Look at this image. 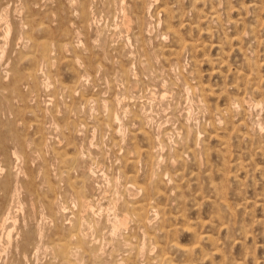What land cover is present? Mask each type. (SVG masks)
<instances>
[{
    "label": "bare ground",
    "instance_id": "obj_1",
    "mask_svg": "<svg viewBox=\"0 0 264 264\" xmlns=\"http://www.w3.org/2000/svg\"><path fill=\"white\" fill-rule=\"evenodd\" d=\"M94 0H0V264H42L43 262H41V255L43 254L44 256H45V254L46 253H48L49 255H51V260L49 259V258H47V259H49V261L47 260L46 261V259L45 260H43V261H46V262H48L47 264H99V262L97 263V258H98V255L100 254V252L98 253V246L99 245H97L96 247L93 245V243L94 242H92L93 241V238H92V236H91V233L89 232V231H87V229H90L91 228V226L94 224L95 225V223H97V222H99V221H97L94 217H95V213H96V215H98V213H100V212H97V210H98V208H96L95 209V203H96V201H95V203H94V199L96 200L97 198H94L93 199V193H94V195L95 194H98V193H95V191L92 193L91 191H90V189L92 190V181H91V177L93 178L94 176H95V173L97 172L96 170H95V167H98L97 165H94V163H91L90 161V159H89V156H88V159H89V163L87 162V161H84V160H82L83 158L81 157L83 154V152H82V150H81V152H79V150H80V148H81V146H79L80 148L79 149H77L76 148V146H75V143L72 141V140H70V138L71 139H74V136L76 135V133L78 132V131H80L79 129H81L82 128V126L80 125L81 123H80V121H82V120H80L79 122H77L76 121V115H75V113H73V112H75V110L76 109H78V107H80L81 105H80V103L81 104H84V106H86L87 105V101L89 100L90 101V99H92L91 97L92 96H90V98H87L84 94H83V96L85 97V98H80V101H79V104L76 106V107H73V105H72V107H70V103H69V101L67 102V104H68V106H67V104L65 105L64 103H66V102H60V100H62V99H60L59 100V102H56V107H58V105H60L61 104V108H62V110H61V108H60V110H61V113H60V111H58L59 110V107H58V109H55V106H54V109H53V106H49V105H51L50 104V102L52 103V99H53V97H54V95L56 94H54L53 95V92H51L52 94L50 95L51 97H52V99H48V98H46L45 100H43L42 102H36L35 100H38V98L40 99V96L41 95H43L42 93H44V91H47L48 89H46L47 87H49V84H51L52 82L53 83H55L56 84V79H53L51 76H49V75H52L53 74V72H54V76H56L55 75V71H53L51 74H50V71H52L51 69H50V71H49V69L47 68L48 67V65L49 64H51L52 62L51 61H53L54 59H56V60H58L61 64L63 63V64H67V63H70L71 62V59H70V57L72 56V57H74V59L78 62L79 61V55L78 54H80V53H82L84 56H85V61H82L81 59V61L82 62H80L81 63V66H84V70H83V74H81V75H77L76 77H77V79H75V77L73 78V73H72V71L70 72L69 70L70 69H72L71 67H72V64H68L69 65V67H70V69L68 70V69H66V70H68L69 71V73H72V79L71 80H73V79H75L76 80V85H78V87H79V85H83L85 82L87 83V77L89 76V74H88V72L86 71V69H92L95 65L96 66H99V63L97 62V64L94 62V61H96V59L93 61L92 60V58H91V50H90V48L92 47L93 48V46H92V44H91V42H89V44H88V46H90V44H91V46H90V48H87V47H84L83 45H82V42L80 41V40H73V34L75 35V36H78V35H76V34H81V33H84L85 32V30L86 29H88V28H86V25H87V23H89L90 21H94V15L92 14L93 12H92V10H91V7L92 6H90V5H92V2H93ZM101 1V0H100ZM126 1V0H125ZM135 1V0H134ZM159 1V0H158ZM165 1V0H164ZM175 1H177V0H175ZM186 1V0H185ZM184 1V2H185ZM188 2H189V0H187ZM186 1V2H187ZM195 1V0H194ZM198 1V0H197ZM196 1V2H197ZM203 1V0H202ZM217 2H218V0H216ZM223 1V0H222ZM227 1V0H226ZM228 1H230V0H228ZM231 1H233V0H231ZM234 1H236V6H237V0H234ZM241 1V0H240ZM243 1H245V0H243ZM250 1H252V0H249V2ZM254 1V0H253ZM258 1V0H257ZM98 2V1H97ZM104 2H105V4H106V6H107V8H108V10H107V12H109V8H110V6H108V5H114V7H115V5L117 6V8L119 9V11H120V13H121V17H122V20H121V24H122V26L123 27H125L126 29L129 27V25H130V22H133L135 25H136V28H137V31L135 30L134 32H137V34L135 35V40H133V41H136V39L139 37V35H141L143 32H144V30H146L147 32H149V29H150V26H151V21H149L150 19L148 18H146V16L148 15L149 16V14H150V10L149 9H152L151 8V6L153 5L154 6V4H155V2H157V0H136V2L134 3V5H135V7H137L136 6V4L139 6V7H137V8H139L140 9V11H138L139 13H142L143 12V14H145V11H147V10H149L148 12V14L146 15V16H143L142 15V17L139 15H135L134 14V16L132 15L131 17L129 16V13L130 12H132V11H130V12H128L129 10L127 9V5H124V0H104ZM161 2V0L159 1V3ZM169 2V1H168ZM172 2H174V1H172ZM178 2V1H177ZM193 2V1H192ZM191 2V0H190V2L189 3H192ZM196 2H195V4H196ZM201 2V1H200ZM206 2H208V1H206ZM205 2V3H206ZM213 2V1H212ZM211 2V0H210V3H212ZM224 2V1H223ZM259 3H260V1H258ZM100 3V2H99ZM102 3V2H101ZM100 3V4H101ZM154 3V4H153ZM167 3V2H166ZM189 3H187V4H189ZM235 3V2H234ZM243 3V2H242ZM97 4V3H96ZM126 4V3H125ZM128 4V3H127ZM183 4V3H182ZM181 4V5H182ZM202 4V3H201ZM200 4V5H201ZM208 4V3H207ZM216 6H217V3H214ZM230 4V3H229ZM239 4H241L240 2H239ZM238 4V5H239ZM247 4H248V2H247ZM251 3H249V5H250ZM255 4H256V1H255ZM262 4H264V3H262ZM94 5V4H93ZM98 5V4H97ZM164 5V2L162 3V5L160 4V6H159V8H160V10H161V12L163 11L165 14V16H166V14H168L167 13V7L166 6H168V5H166V6H164V7H162ZM172 5V4H171ZM170 5V6H171ZM175 5H176V2H175ZM178 5L180 6V3H178L177 4V7H178ZM191 5V4H190ZM189 5V6H190ZM197 5H199V3H197ZM232 5V4H231ZM235 5V4H234ZM252 5V4H251ZM251 5L250 6H247V8L249 7H251ZM254 5V4H253ZM252 5V6H253ZM259 5V4H258ZM48 6H54L57 10H58V12H61V20H60V22H59V24H57V26L55 27V28H51V27H53V26H51L52 25V23L50 24V23H47L46 22V19H47V16H48V13L51 11L50 9V7H48ZM99 6V5H98ZM102 6V5H101ZM106 6H105V8H106ZM130 6H131V4H130ZM129 6V7H130ZM152 6V7H153ZM157 6V8H158V5H156ZM155 6V7H156ZM196 6V5H195ZM202 6H203V4H202ZM205 6V5H204ZM213 4L212 5H210V7H212L213 8ZM221 6H222V3H221ZM224 6H225V2H224ZM227 6V5H226ZM239 6H241V5H239ZM243 6V5H242ZM241 6V7H242ZM245 6V5H244ZM263 6V5H262ZM262 6H261V8H262ZM95 7H97V6H95ZM100 7V6H99ZM131 7H133V6H131ZM162 7V8H161ZM181 7H183V5L181 6ZM180 7V8H181ZM194 6H192L191 8H193ZM209 7V6H208ZM223 7V6H222ZM222 7H220V8H222ZM234 7V6H233ZM232 7V8H233ZM241 7L239 8L240 10H241ZM246 7V6H245ZM264 7V6H263ZM92 8H94V6L92 7ZM112 8H113V6H112ZM116 8V7H115ZM170 8H174L173 6H171V7H169V10H170ZM176 8V7H175ZM185 8V7H184ZM183 8V9H184ZM186 8H187V6H186ZM189 8V7H188ZM187 8V9H188ZM198 9H199V7H197ZM197 8H195L196 10H197ZM205 8H206V6H205ZM218 8V7H217ZM226 8V7H225ZM228 8H229V6H228ZM228 8H227V10H228ZM237 8V7H236ZM253 8V7H252ZM258 8V7H257ZM261 8L259 9L258 8V10L260 11L261 10ZM95 9V8H94ZM93 9V10H94ZM98 9V8H97ZM138 9V10H139ZM177 9V8H176ZM178 9H179V7H178ZM177 9V10H178ZM182 9V8H181ZM181 9H180V12H181ZM194 9V8H193ZM195 9L193 10V11H195ZM204 9V8H203ZM203 9H200L201 11L203 10ZM207 9H211V8H207ZM207 9H206V12H207ZM244 9V8H243ZM242 9V10H243ZM255 9H256V7H255ZM254 8H253V10H255ZM54 10V9H53ZM153 10H155V8H153ZM158 9H156V11H157ZM159 10V11H160ZM186 10V9H185ZM184 10V11H185ZM189 10V9H188ZM212 10V9H211ZM219 11H220V9H218ZM246 10V9H245ZM244 10V11H245ZM257 10V11H258ZM264 10V9H263ZM99 12H100V9L98 10ZM103 11V10H102ZM105 11V10H104ZM111 11V10H110ZM113 11V10H112ZM135 11V10H134ZM152 11V10H151ZM184 11H183V13H184ZM187 11V10H186ZM192 11V10H191ZM198 11V10H197ZM200 11V12H201ZM209 12H210V10H208ZM222 12H224L223 10H221ZM237 11H239L238 10V8L236 9V12ZM244 11H243V13H244ZM249 11V10H248ZM250 11H251V9H250ZM257 11H254L255 13L257 12ZM53 12V11H52ZM57 12V11H56ZM95 12H96V9H95ZM98 12V13H99ZM118 12V11H117ZM136 12H137V9H136ZM135 12V13H136ZM153 12V11H152ZM170 12H172V11H170ZM173 12H175V11H173ZM179 12V13H180ZM187 12H189V11H187ZM205 12V11H204ZM213 12H214V14L216 13L215 11H214V8H213ZM231 12H233V11H231ZM240 12V11H239ZM246 12V11H245ZM264 12V11H263ZM54 13H55V10H54ZM104 13V12H103ZM134 13V12H133ZM157 13V12H156ZM160 13V12H159ZM194 13V12H193ZM192 13V14H193ZM199 13V12H198ZM201 13H203V12H201ZM219 13V12H218ZM242 13V12H241ZM242 13V14H243ZM250 13V12H249ZM252 13V12H251ZM250 13V14H251ZM261 13H262V11H261ZM260 13V14H261ZM50 14V13H49ZM107 14V13H106ZM105 14V15H106ZM109 14V13H108ZM110 14H112V12L110 13ZM153 14V13H152ZM155 14V13H154ZM174 14V13H173ZM190 14H191V12H190ZM192 14H191V17H193L192 16ZM206 14V13H205ZM217 14V13H216ZM215 14V15H216ZM223 14V13H222ZM225 14H227V13H225ZM230 14V13H229ZM235 14H237V13H235ZM239 15H242V14H240V13H238ZM238 14H237V16H238ZM254 14V13H253ZM58 15V14H57ZM71 15H73V18H72V20L73 21H76V25L75 26H73L72 24H74V22L73 23H71V18H70V16ZM116 15H117V13H116ZM131 15V14H130ZM155 15H157V14H155ZM170 15H172V14H170ZM194 15V14H193ZM198 15V14H197ZM196 15V16H197ZM215 15H213V16H210L211 17V19L212 18H214V20L215 19H217V15L215 16ZM51 16H52V13H51ZM51 16H49L48 18H50ZM74 16H75V20H74ZM115 16V15H114ZM153 16V15H152ZM151 15H150V17H152ZM160 15H158L157 17H159ZM165 16H163L164 18H165ZM169 16V15H168ZM173 16V15H172ZM174 16H176V14L174 15ZM173 16V17H174ZM181 16V15H180ZM179 16V17H180ZM186 16H187V13H186ZM186 16H184V17H186ZM196 16H194V17H196ZM201 16V15H200ZM202 16H203V14H202ZM219 16H220V14H219ZM223 16H224V14H223ZM227 16V15H226ZM244 16V15H243ZM258 16H259V14H258ZM258 16H256V19H257V17ZM262 16V15H261ZM60 17V16H59ZM77 17V18H76ZM93 17V18H92ZM111 17H112V15H111ZM133 17V18H132ZM182 17V16H181ZM205 17H207V16H205ZM229 17V16H228ZM231 17H232V15H231ZM249 17V16H248ZM253 17L255 18V16H253L252 15V19H253ZM52 18V17H51ZM154 18V17H153ZM156 18V17H155ZM161 18V17H160ZM167 19H168V17H166ZM170 18V17H169ZM172 18V17H171ZM183 18V17H182ZM189 18V17H188ZM202 18V17H201ZM219 18V17H218ZM222 18V17H221ZM225 18V17H224ZM227 18V17H226ZM230 18V17H229ZM259 18V17H258ZM157 19H159V18H157ZM175 18H173V20H174ZM177 19V18H176ZM181 19V18H180ZM184 19V18H183ZM183 19H181V20H183ZM191 19V18H190ZM189 19V20H190ZM194 20L193 21H195V18H193ZM199 19V18H198ZM204 19H206V18H204ZM204 19H203V21H204ZM209 19V18H208ZM232 19H234V17L232 18ZM243 19H244V17H243ZM242 19V17H241V19H237V21L238 20H240V23H238V22H236L237 23V26H238V24H242V26H243V23H241V22H243V21H241V20H243ZM262 19H263V17H262ZM261 19V20H262ZM48 20V19H47ZM53 20V19H52ZM165 20V19H164ZM164 20H162V21H164ZM168 20H170V19H168ZM168 20H167V22H168ZM192 20V19H191ZM218 20H222V19H218ZM231 20V19H230ZM229 20V21H230ZM235 20V19H234ZM247 20V19H246ZM251 20V19H250ZM49 21H50V19H49ZM54 21H55V19H54ZM59 21V20H58ZM57 21V22H58ZM157 21V20H156ZM160 21H161V19H160ZM158 22V23H161V22ZM175 21V20H174ZM179 20L177 19V21H175V22H178ZM185 21H187V20H185ZM192 21V22H193ZM198 21H200V20H198ZM212 21V20H211ZM220 21L218 22V24L220 25L221 23H220ZM226 21V20H225ZM225 21H223L222 20V22H224L225 23ZM228 21V20H227ZM229 21H228V23H229ZM233 21V20H232ZM249 21V20H248ZM258 21V20H257ZM154 22V21H153ZM192 22H190V23H192ZM205 22V21H204ZM209 22H210V20H209ZM215 22V21H214ZM251 22V21H250ZM100 23V26H102L101 25V22H99ZM103 23H104V21H103ZM163 23V22H162ZM161 23V24H162ZM178 23H180V21L178 22ZM178 23H173V24H175V26H177L176 24H178ZM186 23V22H185ZM207 23V22H206ZM205 23V24H206ZM217 23V22H216ZM216 23H214V24H216ZM233 23H234V21L232 22V25H233ZM247 23V22H246ZM253 23V22H252ZM255 23H256V21H255ZM261 23V22H260ZM56 24V23H55ZM96 24H98V23H96ZM109 24V23H108ZM193 24H194V22H193ZM192 24V25H193ZM204 24V23H203ZM207 24H209V23H207ZM231 24V23H230ZM250 24V23H249ZM258 24V23H257ZM94 25V24H93ZM153 25V24H152ZM163 25H164V23H163ZM185 25V24H184ZM196 25H197V23H196ZM195 25V26H196ZM226 25H228L227 23H226ZM254 25V24H253ZM259 26H260V24H258ZM89 25H87V27H88ZM90 26H91V24H90ZM100 26H99V28H100ZM105 26H106V23H105ZM105 26H104V24H103V29H105ZM157 26V25H156ZM158 26H159V24H158ZM167 26V25H166ZM175 26H174V29H173V27L172 26H167V27H164L165 28V33H162L160 30H159V32H161L162 34L160 35V37H161V40H166L167 39V37L169 36V35H171L172 36V39H173V42L174 43H177L176 45H178V49H182V48H189V49H191V51H192V48H193V51L196 49L194 46H195V43H187V42H185V41H183L182 40V38L185 36L184 34V36L182 35V34H179L178 33V31L177 30H175ZM180 26V25H179ZM178 26V27H179ZM189 26H191V25H189ZM194 26V27H195ZM206 26V25H205ZM211 26V25H210ZM222 26V25H221ZM236 26V25H235ZM234 26V27H235ZM240 26V25H239ZM247 26V25H246ZM250 26V25H249ZM248 26V27H249ZM262 27H264V25H261ZM96 27H97V25H96ZM160 27V26H159ZM184 27V26H183ZM187 27V26H186ZM209 27V26H208ZM214 27V26H213ZM219 27V26H218ZM227 27H230V25H228ZM233 27V26H232ZM231 27V28H232ZM233 27V28H234ZM251 27V26H250ZM254 27V26H253ZM253 27H251V29H253ZM95 28V27H94ZM151 28H153V27H151ZM163 26H161L160 27V29L163 31ZM189 28V27H188ZM197 28H198V26H197ZM196 28V29H197ZM206 28H207V26H206ZM215 29H217L216 27H214ZM213 28V29H214ZM220 28H222V27H220ZM245 28V26L243 27V29ZM91 29H92V26H91ZM98 29V28H97ZM101 29V28H100ZM99 29V30H100ZM108 29V28H107ZM111 29V28H110ZM110 29H109V31H110ZM133 29V28H132ZM159 29V28H158ZM176 29H178V28H176ZM182 29H184V28H182ZM187 29V28H186ZM190 29V28H189ZM188 29V30H189ZM200 29V28H199ZM199 29L197 30V31H199ZM205 29V28H204ZM209 29V28H208ZM214 29V31H216L217 32V30H215ZM219 29V28H218ZM225 29H227V28H225ZM225 29H224V31H225ZM229 29V28H228ZM241 29V28H240ZM242 29V30H243ZM248 29V28H247ZM259 29H261V27L259 28ZM95 30H96V28H95ZM98 30V31H99ZM131 30V29H130ZM156 30V29H155ZM185 30V29H184ZM188 30H186V31H188ZM193 30V29H192ZM191 30V31H192ZM91 31V30H90ZM106 31V30H105ZM126 31V30H125ZM183 31V30H182ZM190 31V30H189ZM200 31H202V29L200 30ZM200 31H199V34H200ZM209 32H211L210 30H208ZM219 31V30H218ZM232 31H233V29H232ZM235 31V30H234ZM233 31V32H234ZM249 31H250V29H249ZM259 31V30H258ZM257 31V32H258ZM263 31V30H262ZM54 32V33H53ZM87 32V31H86ZM89 32V31H88ZM101 32H102V30H101ZM104 32V31H103ZM108 32V31H107ZM119 33L121 32V31H118ZM128 32H129V30H128ZM133 32V31H132ZM133 32V33H134ZM164 32V31H163ZM180 32V31H179ZM184 32V31H183ZM183 32H180V33H183ZM203 32H205V31H203ZM208 32V33H209ZM216 32H214V33H216ZM220 32V31H219ZM228 32V31H227ZM226 32V33H227ZM230 32V31H229ZM242 32V31H241ZM241 32H240V34H241ZM251 32V31H250ZM93 33V32H92ZM91 33V34H92ZM99 33V32H98ZM110 33V32H109ZM112 33V32H111ZM110 33V34H111ZM232 33V32H231ZM235 33V32H234ZM249 33V32H248ZM247 33V34H248ZM253 33H255V32H253ZM253 33H251V34H253ZM258 33H260V31L258 32ZM87 34V33H86ZM106 34H108V33H106ZM210 34V33H209ZM236 34V33H235ZM234 34V35H235ZM237 34H239V33H237ZM261 34H263V33H261ZM88 35V34H87ZM95 35H96V31H95ZM127 35V34H126ZM143 35V34H142ZM145 35V34H144ZM180 35H182L181 37H180ZM197 33H196V38L195 39H197L198 37H197ZM200 35H202V34H200ZM217 35H219L218 34V32H217V34H216V36ZM226 35H228V34H226ZM230 36L232 35V34H229ZM249 35V34H248ZM247 35V36H248ZM79 36H81V35H79ZM97 36V35H96ZM96 36H94V37H96ZM104 36V35H103ZM110 36V35H109ZM130 36V35H129ZM131 36H132V34H131ZM134 36V35H133ZM132 36V37H133ZM148 35H146V37H147ZM213 36H214V34H213ZM221 36H223V34H221ZM236 36V35H235ZM245 36V35H244ZM251 36H254V34L253 35H251ZM256 36V35H255ZM91 37V36H90ZM98 37H99V34H98ZM98 37H96V38H98ZM200 37H202V36H200ZM205 37H207L206 35H205ZM233 38H234V36H232ZM232 37H229V39L228 40H232ZM238 36H236V38H237ZM257 37V36H256ZM262 37H264V36H262ZM103 38H105V37H103ZM112 38V37H111ZM130 38V37H129ZM149 38V37H148ZM151 38H154V37H151ZM186 38V37H185ZM189 39H191V37H188ZM194 38H192L193 40H194ZM211 38V37H210ZM217 38V39H216ZM215 39L216 40H218V39H220V38H218V37H216ZM223 38V37H222ZM221 38V39H222ZM225 38V37H224ZM223 38V39H224ZM235 38V39H236ZM248 38V37H247ZM253 38V37H252ZM251 38V39H252ZM89 39V38H88ZM95 39V38H94ZM101 39V38H100ZM114 39V38H113ZM111 40V41H113L114 42V40ZM133 39V38H132ZM131 39V40H132ZM187 39V38H186ZM188 39V40H189ZM201 39H203V38H201ZM205 39V38H204ZM212 39H214V37L212 38ZM227 39V38H226ZM239 39V38H238ZM255 39V38H254ZM258 39H259V37H258ZM264 39V38H263ZM98 40V39H97ZM110 40V39H109ZM120 40H122V39H120ZM127 40V39H126ZM130 40V39H129ZM140 40V39H139ZM150 40V39H149ZM170 40V39H169ZM193 40H191V41H193ZM200 40V39H199ZM199 40H197V41H199ZM225 40V39H224ZM223 40V41H224ZM227 40V41H228ZM230 40V41H231ZM241 40V39H240ZM242 40H243V38H242ZM245 40V39H244ZM248 40V39H247ZM257 40V39H256ZM94 41V40H93ZM115 41H116V39H115ZM128 41V40H127ZM144 41H145V39H144ZM155 41H160V40H155ZM195 41V40H194ZM203 41V40H202ZM211 41H213V40H211ZM218 41H220V40H218ZM222 41V43H224ZM226 41V40H225ZM229 41V42H230ZM246 41V40H245ZM95 42V41H94ZM100 42H101V40H100ZM122 42V41H121ZM161 42V41H160ZM168 42V41H167ZM196 42V41H195ZM201 42V41H200ZM205 42V41H204ZM210 42V41H209ZM214 42H215V40H214ZM217 42V41H216ZM216 42H215V44H216ZM238 42H240V44H241V42L242 41H238ZM256 42V41H255ZM254 42V43H255ZM257 42H258V40H257ZM85 43H87L86 41H85ZM107 43H111L110 41L109 42H106L105 44H107ZM130 43H131V41H130ZM137 43V42H136ZM135 43V44H136ZM141 43V42H140ZM153 43V42H152ZM162 43V42H161ZM170 44H171V46H172V41L171 42H169ZM213 43V42H212ZM236 43V42H235ZM234 43V44H235ZM246 43H249L248 41H246ZM250 43H252V42H250ZM260 43V42H259ZM98 44V43H97ZM119 44V43H118ZM142 44H144V42L142 43ZM141 44V45H142ZM145 44H148V42L147 43H145ZM144 44V45H145ZM157 44V43H156ZM165 45H168V44H166V43H164ZM193 44H194V46H193ZM197 44H199L198 42L196 43V45ZM203 44V43H202ZM220 44V43H219ZM227 44V43H226ZM230 43H228V45H229ZM232 44V43H231ZM230 44V45H231ZM242 44H244V42L242 43ZM253 44V43H252ZM257 44V43H256ZM263 44V43H262ZM93 45H94V43H93ZM121 45V44H120ZM126 45V44H125ZM127 45H128V43H127ZM136 45H138V44H136ZM154 45H155V43H154ZM159 45V48H157V49H155L154 48V50H156L155 52H157L156 54V56L158 57L159 55L158 54H160L161 55V52H164V51H166L165 53H167L168 54V56H170L169 58H166L165 56H166V54H164V53H162V54H164L163 56L165 57V59H166V61H167V63H170V65L171 64H176L175 63V61H176V59H177V55L180 53L179 51H178V49H173V48H167L166 47V49H162L163 48V46H162V48H160L161 47V45H160V43L158 44ZM204 45V44H203ZM212 44H210V46L209 47H212L211 46ZM223 45V44H222ZM236 45H237V43H236ZM235 45V46H236ZM246 45V44H245ZM244 45V46H245ZM261 45V44H260ZM99 46H100V44H99ZM113 46V45H112ZM118 46V45H117ZM169 46V45H168ZM200 47H202L201 45H199ZM213 46H214V44H213ZM221 46V45H220ZM226 46V45H225ZM234 46V47H235ZM243 46V45H242ZM254 46V45H253ZM136 47V46H135ZM137 47H139V46H137ZM137 47L135 48V49H137ZM149 47V46H148ZM152 47H155V46H152ZM152 47L149 49L150 51H151V53L152 54H154L155 52L152 50ZM165 47V46H164ZM173 47H175L174 46V44H173ZM208 47V48H209ZM229 47H232V46H229ZM246 47V46H245ZM252 47V46H251ZM250 47V48H251ZM258 47V46H257ZM260 47V46H259ZM95 48V47H94ZM99 48V47H98ZM97 48V49H98ZM113 48V47H112ZM111 48V49H112ZM114 48H115V46H114ZM123 48H124V46H123ZM195 48V49H194ZM216 48H218V47H216ZM233 48V47H232ZM255 48H256V45H255ZM255 48H253L254 49V51H255ZM108 49V48H107ZM107 49H105L106 50V52H108L109 50H110V48H109V50L107 51ZM117 49V48H116ZM115 49V51H117ZM127 49H129V48H127ZM127 49L125 50V51H127ZM135 49H132V50H135ZM139 49V48H138ZM147 49V48H146ZM222 49H223V47H222ZM234 49H236V48H234ZM237 49L238 50H242V48L240 49V48H238L237 47ZM244 49V48H243ZM247 49H248V47H247ZM246 49V50H247ZM94 51L96 50V49H93ZM104 50V49H103ZM131 50V49H130ZM140 50V49H139ZM145 50V49H144ZM144 50L141 52V53H143L144 52ZM184 49H182V51H183ZM224 50V49H223ZM237 50V51H238ZM258 50V49H257ZM260 50H262V49H260ZM94 51H93V53H92V55L94 54ZM97 51V50H96ZM114 51V52H115ZM119 51V50H118ZM122 51V50H121ZM138 51V50H137ZM190 51V52H191ZM198 51H199V49H198ZM201 51V50H200ZM243 51V50H242ZM113 52V53H114ZM124 52V51H123ZM146 52V51H145ZM144 52V53H145ZM154 52V53H153ZM160 52V53H159ZM187 52V51H186ZM202 52V51H201ZM228 52H231V51H227V53ZM245 51H243V53H244ZM249 52V51H248ZM248 52H247V54H248ZM252 52H253V50H252ZM259 52V51H258ZM264 52V51H263ZM263 52H262V54H263ZM70 53H71V55H70ZM97 53V52H96ZM102 53V52H101ZM111 53V52H110ZM109 53V54H110ZM117 53V52H116ZM125 53V52H124ZM127 53H129V51L127 52ZM126 53V54H127ZM133 53V52H132ZM136 53H138V52H135V55H137ZM150 53V54H151ZM182 53V52H181ZM241 54H242V52H240ZM240 53H238V54H240ZM250 53V52H249ZM255 53H256V51H255ZM261 53V52H260ZM98 54H100V52L98 53ZM103 54V53H102ZM106 54V58L108 57V53H105ZM104 54V55H105ZM112 54V53H111ZM134 54V53H133ZM146 54V53H145ZM190 54H192V53H190ZM203 54H206L207 55V53H203ZM221 54H223V53H221ZM229 54V53H228ZM254 54V52L252 53V55ZM261 54V55H262ZM97 55V54H96ZM95 55V56H96ZM101 55V54H100ZM115 55H117V54H114V56ZM121 55H122V53H121ZM120 55V56H121ZM143 55V54H142ZM147 55V57H148V53L146 54ZM188 55V54H187ZM195 55V54H194ZM245 55H246V53H245ZM255 55H257V54H255ZM264 55V54H263ZM82 56V55H81ZM94 56V55H93ZM117 56H119V54L117 55ZM127 56V55H126ZM131 56V55H130ZM134 56V55H133ZM132 56V57H133ZM181 56V55H180ZM193 56V55H192ZM192 56L190 55V57L192 58ZM205 56V55H204ZM209 56V55H208ZM254 56V55H253ZM252 56V57H253ZM69 57V58H68ZM97 57H99V55L97 56ZM104 57V56H103ZM125 57V56H124ZM128 57V56H127ZM144 57V56H143ZM150 57V56H149ZM148 57V58H149ZM154 56H152V58L151 59H154L153 58ZM182 57H184V56H182ZM186 57V56H185ZM193 57H195V56H193ZM199 57V56H198ZM200 57H203L202 55H200ZM206 57V56H205ZM247 57H248V55H247ZM251 57V56H250ZM258 57V56H257ZM256 57V58H257ZM261 57V56H260ZM262 57H264V56H262ZM82 58V57H81ZM84 58V57H83ZM116 58V57H115ZM121 58V57H120ZM123 58V57H122ZM121 58V59H122ZM145 58H146V56H145ZM187 58H189V56L187 57ZM218 57H214V60H217L218 61V59H217ZM242 58H244V60H245V57H244V55H243V57ZM249 58V57H248ZM253 58H255V56L253 57ZM255 58V59H256ZM98 59H100V58H98ZM113 59V58H112ZM117 59V58H116ZM120 59V60H121ZM130 59V58H129ZM140 59V58H139ZM150 58L147 60V59H142L141 58V60H140V63L143 65V67H146L147 65H148V62H149V60H151ZM160 59H162V55H161V58ZM182 59V58H181ZM193 59V58H192ZM191 59V60H192ZM198 59V58H197ZM197 59H195L194 61H193V63H195V61H197ZM202 59H204V58H202ZM201 59V60H202ZM207 59H208V57H207ZM206 59V60H207ZM219 59H221V58H219ZM241 59V58H240ZM262 59V58H261ZM260 59V60H261ZM73 60V59H72ZM84 60V59H83ZM101 60V59H100ZM120 60H117L116 62H119V66H118V64L117 63H115V64H117L116 65V67L118 68V76H120L121 75V77L122 76H126L127 74H126V72L128 73V69H126L125 67H124V65H122V64H120ZM125 60H126V58H125ZM134 61H135V59H133ZM138 60V59H137ZM156 60V59H155ZM189 60V59H188ZM190 60V61H191ZM200 60V59H199ZM222 60V59H221ZM242 60V59H241ZM243 60V61H244ZM257 60V59H256ZM74 61V60H73ZM112 61V60H111ZM124 61V60H123ZM127 61H130L129 63L131 64V59L130 60H127ZM153 61V60H152ZM151 61V62H152ZM163 61H165V60H163ZM162 61V62H163ZM187 60L185 59V62H186ZM191 61V62H192ZM216 61V62H217ZM242 61V62H243ZM246 61V60H245ZM257 61H259V60H257ZM55 62V61H54ZM58 62V63H59ZM75 62V61H74ZM115 62V61H114ZM159 62V61H158ZM177 63L179 62V61H176ZM181 62V61H180ZM199 63H200V61H198ZM206 62V61H205ZM205 62H203V63H205ZM209 62V61H208ZM219 62V61H218ZM217 62V63H218ZM223 62V61H222ZM241 62V61H240ZM249 62V61H248ZM55 63H57V61L55 62ZM80 63H78V64H80ZM104 63V62H103ZM102 63V64H103ZM112 63V62H111ZM124 63H126V65H127V63L128 62H124ZM137 63H138V61H137ZM136 63V64H137ZM152 63H154V61L152 62ZM160 63V62H159ZM166 63V62H165ZM165 63H163L164 65H165V67L167 68V63L165 64ZM183 63V62H182ZM197 63V62H196ZM210 63V62H209ZM225 62H223V64H224ZM63 64H62V66H63ZM74 64V63H73ZM101 64V63H100ZM135 64V63H134ZM155 64V63H154ZM153 64V65H154ZM157 64V63H156ZM162 64V63H161ZM160 64V65H161ZM211 65H212V63H210ZM216 64V63H215ZM219 64H220V62H219ZM219 64H217V66L219 67ZM222 63H221V65H223ZM241 64V63H240ZM243 64V63H242ZM245 64V63H244ZM246 64H248V63H246ZM245 64V65H246ZM264 64V63H263ZM261 65V66H263L264 67V65ZM108 65V64H107ZM113 65V64H112ZM138 65V64H137ZM142 65H141V68H142ZM150 66L152 65V64H149ZM185 65V64H184ZM195 65V64H194ZM249 65H250V63H249ZM260 65V64H259ZM259 65H253V66H255V67H257L258 66V69H259ZM50 66V65H49ZM55 66H56V64H55ZM54 66V67H55ZM100 66H102V65H100ZM130 66V65H129ZM140 66V65H139ZM155 66H157V65H155ZM169 66V65H168ZM173 67H175L174 65H172ZM182 66V65H181ZM187 66V65H186ZM224 66V65H223ZM246 66H248V65H246ZM253 66H252V68H253ZM60 67V66H59ZM66 67V66H65ZM68 67V66H67ZM66 67V68H67ZM68 67V68H69ZM76 67V66H75ZM127 67V66H126ZM134 67V66H133ZM161 67V66H160ZM162 67H164V66H162ZM173 67H171V69H173ZM198 67H200V66H198ZM212 67V66H211ZM213 67H214V65H213ZM218 67H216V68H218ZM244 67V66H243ZM242 67V68H243ZM47 68V71L45 70ZM50 68V67H49ZM52 68V67H51ZM58 68V67H57ZM64 70V72L66 71L65 70V68L64 67H62ZM62 68H59V70L60 71H62L61 69ZM82 68V67H81ZM112 68H114V66L112 67ZM136 68H138V67H136ZM140 68V69H141ZM147 68H148V66H147ZM152 68H153V66H152ZM155 68V67H154ZM153 68V69H154ZM156 68H158V66L156 67ZM169 68H170V66H169ZM179 68V67H178ZM178 68H176V69H178ZM183 68V67H182ZM194 68H195V66H194ZM201 68V67H200ZM199 68V69H200ZM216 68H214V69H216ZM241 68V67H240ZM246 68V67H245ZM245 68H243V69H245ZM248 68H249V66H248ZM55 69V68H54ZM73 69H75V68H73ZM72 69V70H73ZM76 69H78L77 67H76ZM75 69V70H76ZM116 69V68H115ZM149 69V68H148ZM146 70V72L148 71V72H150L149 70ZM187 69L189 70V68L187 67ZM192 69V68H191ZM190 69V70H191ZM199 69L197 68V70H198V72H197V70L196 69H193L192 70V74L193 73H195V72H197V74L199 73ZM213 68L212 69H210V72H212L213 70H214ZM220 69V68H219ZM239 69V68H238ZM255 69V68H254ZM257 69V70H258ZM56 70V69H55ZM98 70H100L99 69V67H98ZM102 70V69H101ZM151 70V69H150ZM155 70V69H154ZM154 70H152V72L154 71ZM158 70V69H157ZM168 70V69H167ZM184 70H185V67H184ZM189 70V71H190ZM194 70H196V71H194ZM212 70V71H211ZM237 70V69H236ZM46 71V72H45ZM57 71V70H56ZM77 71V70H76ZM94 71H95V69H94ZM93 71V72H94ZM105 71V70H104ZM103 71V72H104ZM143 71V70H142ZM161 71V72H160ZM160 71H158V72H160V73H162V69H160ZM163 71H164V69H163ZM168 71H170V70H168ZM171 71H173V70H171ZM183 71V70H182ZM194 71V72H193ZM215 71V70H214ZM238 71V70H237ZM240 71V70H239ZM47 72H49V75L47 74H45V73H47ZM78 72V71H77ZM76 72V73H77ZM87 72V73H86ZM92 72V71H91ZM136 72H138V74H139V71H136ZM136 72H133V73H136ZM141 72V71H140ZM144 73H146L145 71H143ZM147 72V73H148ZM155 72H156V70H155ZM166 73H167V71H165ZM176 72V71H175ZM178 72V71H177ZM180 72H181V70H180ZM179 72V73H180ZM185 72V71H184ZM201 72H203V71H201ZM218 72V71H217ZM220 72V71H219ZM227 72V71H226ZM246 72V71H245ZM253 72V71H252ZM259 72V71H258ZM58 73V72H57ZM63 73V72H62ZM97 73H100V72H97ZM102 73V72H101ZM116 73V72H115ZM146 73V74H147ZM154 73V72H153ZM152 73V74H153ZM159 73V74H160ZM179 73H172L173 75L174 74H179ZM186 73V72H185ZM207 73V72H206ZM205 73V74H206ZM208 73H209V71H208ZM213 74H214V72H212ZM216 73V72H215ZM221 73V72H220ZM220 73H219V75H220ZM228 73H229V71H228ZM237 73V72H236ZM235 73V74H236ZM240 73H242V71L240 72ZM244 73V72H243ZM255 73H256V71H255ZM260 73V72H259ZM258 73V74H259ZM94 74V73H93ZM109 74V76H110V73H108ZM108 74H106V76L108 75ZM112 74V73H111ZM137 74V73H136ZM155 74V73H154ZM165 74V73H164ZM181 74V73H180ZM191 74V75H192ZM196 74V73H195ZM194 74V75H195ZM196 74V75H197ZM200 74V73H199ZM204 74V73H203ZM204 74V75H205ZM210 74V73H209ZM247 74V73H246ZM250 74V73H249ZM248 74V75H249ZM258 74H256V77L258 78ZM263 74V73H262ZM95 75V74H94ZM98 75V74H97ZM97 75L95 76V78H97ZM105 75V74H104ZM113 75H115V74H113ZM116 75H117V73H116ZM116 75H115V77H116ZM141 75H142V73H141ZM145 75V74H144ZM151 74H149L148 76H150ZM157 75V74H156ZM156 75H154V76H156ZM166 75V74H165ZM169 75V74H168ZM168 75H166V76H168ZM170 75H171V72H170ZM194 75H192V76H194ZM195 75V76H196ZM212 74H210L209 76H211ZM237 75V74H236ZM254 75V74H253ZM75 76V75H74ZM91 76V75H90ZM102 76V75H101ZM128 76H129V74H128ZM176 76V75H175ZM180 76V75H179ZM179 76H177V77H179ZM183 76V74L180 76V78ZM187 76H189V75H187ZM191 76V79H193V77ZM201 76H202V74H201ZM242 76V74L240 75V77ZM247 76V75H246ZM246 76H244V78L246 77ZM264 76V75H263ZM57 77V76H56ZM99 77V76H98ZM114 77V76H113ZM112 77V78H113ZM161 77V76H160ZM165 77V76H164ZM190 77V76H189ZM188 77V78H189ZM198 77H200V76H198ZM222 77H224V76H222ZM240 77H238V78H240ZM249 77V76H248ZM253 76L251 75V78H252ZM260 77H261V75H260ZM94 78V79H95ZM111 78V76H110V82H111V80H113V81H115L114 79H112ZM126 78V77H125ZM132 78V77H131ZM155 78V77H154ZM158 78V77H157ZM166 79H164V80H167V77H165ZM176 78V77H175ZM174 78V79H175ZM237 78V79H238ZM243 78V77H242ZM250 78V77H249ZM256 78V80H259V79H257ZM58 79V78H57ZM70 79V78H69ZM90 79V81H92L91 80V77L89 78ZM93 79V78H92ZM109 79V78H108ZM117 79V78H116ZM120 79L121 78H119V80L118 81H120ZM126 79H128V78H126ZM133 79V78H132ZM135 79L136 78H134V82H135ZM150 79L151 80H153L151 77H150ZM160 79V78H159ZM172 79V78H171ZM171 79H169L168 80V83H170L169 81L171 80ZM173 79V80H174ZM179 78H177V80H178ZM181 79H183V78H181ZM184 79H185V77H184ZM194 79H196V78H194ZM199 79V78H198ZM197 79V80H198ZM236 79V80H237ZM246 79V78H245ZM244 79V80H245ZM254 79V78H253ZM252 79V80H253ZM97 80L98 81H100V79H98L97 78ZM124 80V78L121 80V81H123ZM150 80V82H152ZM155 80L157 81V79L155 78ZM176 80V79H175ZM174 80V81H175ZM186 80V79H185ZM184 80V81H185ZM201 80V79H200ZM202 80H203V78H202ZM201 80V81H202ZM251 80V79H250ZM262 80H263V78H262ZM85 81V82H84ZM120 81V82H121ZM125 81V80H124ZM182 81V80H181ZM184 81H183V84H184ZM187 81V80H186ZM237 81H239V79L237 80ZM246 81V80H245ZM264 81V80H263ZM60 82L61 81H59V83L57 82V86H58V88L59 89H69L70 87H67V86H62V85H58V84H60ZM65 82V81H64ZM63 82V83H64ZM71 82V81H70ZM101 83L103 82V81H100ZM106 82V81H105ZM108 82V81H107ZM132 82V81H131ZM154 82V81H153ZM152 82V83H153ZM166 82V81H165ZM165 82H164V84H165ZM177 83H178V81H176ZM187 82H189V81H187ZM193 82H195V80L193 81ZM224 81H223V79H222V83H223ZM236 82V81H235ZM254 82V80L253 81H249V83H252L254 86H252V84H251V89L250 90H248L249 92H250V94H251V91L253 92V94H252V96L249 94V92L247 91H244V93L245 94H249L248 96H242V97H240V98H237V97H239V95L237 96V94L235 93V91H234V93L236 94V95H234L235 97H236V99H235V97L234 98H232V99H229L230 100V107H231V114L228 112V114H230V117L231 116H233L234 118H235V116H241V121H239V124L240 125H242L241 127H243V126H245V129H246V134H244V135H246L245 137L241 134H239L240 136H242V137H244L245 138V140H248V139H246V137L248 136V138L250 139V140H252V138L251 137H249V134H253V135H255L256 136V138L257 139H259V141L257 142V144L259 143V145H258V147L259 146H261V145H264V135H263V133L264 132H261V127H262V125H264V120L262 119H260V118H258V117H255L256 115H258V116H260L261 117V112H264V86L263 87H260V86H258V84L256 83V84H254L253 83ZM256 82V81H255ZM258 82H260V81H258ZM74 83V84H75ZM86 83H85V85H86ZM92 83V82H91ZM91 83H90V85H91ZM97 83L98 82H96V85H97ZM109 83V82H108ZM127 83H128V81H127ZM136 83V82H135ZM151 83V84H152ZM168 83H166V85H168ZM181 83L182 82H180L179 81V84L181 85ZM199 83H200V81H199ZM206 83V82H205ZM233 83H234V81H233ZM233 83H231V84H233ZM247 83V82H246ZM245 83V84H246ZM69 84V83H68ZM111 84V83H110ZM128 84H132V83H128ZM142 84V83H141ZM147 85H149V83H146ZM155 84V83H154ZM158 84H159V82H158ZM173 84V83H172ZM182 84V85H183ZM208 83H206L205 85L204 84H202V85H204V86H202V87H205L206 85H207ZM237 84H238V82H237ZM242 84H243V81H242ZM264 84V83H263ZM89 85V84H88ZM89 85V86H90ZM93 85V84H92ZM101 85V84H100ZM99 85V86H100ZM105 85V84H104ZM112 85V84H111ZM125 85H127L126 83L124 84V86ZM138 85V84H137ZM166 85H164V86H166ZM194 85V84H193ZM195 85H196V83H195ZM197 85H198V83H197ZM196 85V86H197ZM211 85V84H210ZM210 85H208L209 87H210ZM216 85V84H215ZM224 85V84H223ZM228 85V84H227ZM227 85H225V88H226V86ZM244 85V84H243ZM54 86V85H53ZM130 86V85H129ZM153 86V85H152ZM155 86V85H154ZM153 86V87H154ZM161 86V85H160ZM163 86V85H162ZM164 86H163V88H164ZM172 86V85H171ZM174 86V85H173ZM176 86V85H175ZM196 86H194V87H192V86H190V84H187L186 82H185V89L187 90H185L186 91V93L188 92V91H190V90H192L193 91V93H195V94H197V95H199V92H203V91H201L200 89H199V85L196 87ZM235 86H236V84H235ZM240 86V85H239ZM246 86H247V84H246ZM249 86H250V84H249ZM261 86H262V84H261ZM51 87V86H50ZM76 86H74L73 87V90H74V88H75ZM83 87V86H82ZM100 87H102V86H100ZM105 87H107V86H104V88ZM126 87V86H125ZM124 87V88H125ZM145 87V86H144ZM158 86L156 85L155 86V88H157ZM167 87V86H166ZM164 88L165 90H168L167 88ZM178 86H176V88H177ZM221 87V86H220ZM228 87H229V85H228ZM237 87H238V85H237ZM57 88V89H58ZM80 88V87H79ZM87 88L88 87H86V90H87ZM92 88H93V86H92ZM112 88V87H111ZM141 88V87H140ZM143 88V87H142ZM148 88H149V86H148ZM175 88V89H176ZM179 88H181V87H179ZM206 88V87H205ZM211 88H213V87H211ZM216 88V87H215ZM224 88V87H223ZM233 88H235L234 86H233ZM240 88H242V87H239V89ZM54 89V88H53ZM77 89V88H76ZM81 89V88H80ZM108 89V88H107ZM128 89V88H127ZM151 89V88H150ZM152 89H154V88H152ZM174 89V90H175ZM178 89V88H177ZM207 89V91H208V88H206ZM217 89H219L218 87H217ZM217 89H214V90H217ZM222 89V88H221ZM230 89V88H229ZM232 89V88H231ZM238 89V88H237ZM236 89V90H237ZM244 90H245V88H243ZM55 90V89H54ZM85 90V89H84ZM86 90L84 91V92H86ZM97 90H98V88H97ZM96 90V91H97ZM100 90H102V88L100 89ZM142 90V89H141ZM148 90V89H147ZM161 91L163 90V89H160ZM170 90V89H169ZM169 90H168V92H169ZM174 90H173V92H174ZM200 90V91H199ZM204 90V89H203ZM214 90H212L211 89V91H213V94H215L214 92H216V91H214ZM226 89H223V91H225ZM235 90V89H234ZM65 91H67V90H65ZM77 91V90H76ZM79 91V90H78ZM77 91V92H78ZM99 91V90H98ZM150 91V90H149ZM148 91V92H149ZM151 91H154V90H151ZM159 90H156V92H158ZM171 91H172V89H171ZM176 91V90H175ZM184 91V92H185ZM207 91H205V92H207ZM217 91H220V90H217ZM233 91V90H232ZM48 92V94H49V91H47ZM47 92H46V94H47ZM60 92V91H59ZM59 92H57V93H59ZM73 91L71 90V92H68V93H72ZM83 92V93H84ZM90 92V91H89ZM130 92H131V90H130ZM177 92V91H176ZM180 92V91H179ZM183 92V93H184ZM208 92H210V91H208ZM207 92V93H208ZM222 91H220V93H221ZM228 92V91H227ZM238 92V91H237ZM241 92V91H240ZM88 93V92H87ZM98 93V92H97ZM121 93H124V92H121ZM128 93V92H127ZM191 93V92H190ZM210 93H212V92H210ZM216 93H219V92H216ZM220 93H219V97H220ZM223 93V92H222ZM225 93H226V91H225ZM224 93V94H225ZM233 93V92H232ZM242 93V92H241ZM243 93V94H244ZM254 93L256 94V95H254ZM45 94V93H44ZM63 94H65V92L63 93ZM74 94H75V92H74ZM78 96H80L78 93H76ZM90 94V93H89ZM125 94V93H124ZM147 94V93H146ZM166 94V93H165ZM170 94V93H169ZM189 94V93H188ZM201 94V96H198V99H197V103H198V108L199 109H206V105H208V104H206V103H208V99L207 100H205V98L203 99V98H201V97H203L202 96V93H200ZM222 95L221 94V96H225V95ZM258 94V95H257ZM61 95L62 94H60V97H61ZM76 95V97H78ZM98 95H100V94H98ZM122 95V94H121ZM131 95V94H130ZM134 95V94H133ZM161 95H163V94H161ZM174 95V93L172 94V96ZM181 95V94H180ZM185 95V97L187 96L188 97V95H186V94H184ZM191 95V94H190ZM207 95V94H206ZM211 95V94H210ZM229 95V94H228ZM231 95V94H230ZM229 95V96H230ZM47 96H49V95H47ZM46 96V97H47ZM56 96H59V94L58 95H56ZM67 96H68V94H67ZM82 96V97H83ZM94 96V95H93ZM145 96V95H144ZM148 96V95H147ZM156 96H158V94H156ZM165 96V95H164ZM177 96V95H176ZM196 96V95H195ZM209 96V94L207 95V97ZM212 96V95H211ZM211 96L209 97V99L211 98ZM241 96V95H240ZM254 96H256V97H254ZM65 97V96H64ZM81 97V96H80ZM97 97V96H96ZM99 97V96H98ZM100 97H101V95H100ZM111 97H113V96H111ZM110 96H109V99L111 98ZM116 97V96H115ZM125 97V96H124ZM131 97V96H130ZM135 97V96H134ZM150 97H152V96H150ZM166 97V96H165ZM169 97V96H168ZM170 97H171V95H170ZM169 97V98H170ZM174 97V96H173ZM172 97V98H173ZM187 97L185 98V99H187ZM191 97V96H190ZM190 97H188V98H190ZM226 97V96H225ZM232 97V96H231ZM42 98V97H41ZM55 98V97H54ZM57 98H59V97H57ZM66 98V97H65ZM65 98H63V99H65ZM75 98V97H74ZM120 98V97H119ZM177 98H178V96H177ZM195 99H196V97H194ZM215 98H216V94H215ZM223 98V97H222ZM43 99V98H42ZM68 99V98H67ZM72 99V98H71ZM93 99H95V98H93ZM99 99V98H98ZM100 99H102V97L100 98ZM108 99V98H107ZM124 99V98H123ZM130 99V98H129ZM135 99H136V97H135ZM151 99V98H150ZM155 99H157V98H155ZM163 99V98H162ZM162 99L160 100V104L162 103L161 101H162ZM171 99V98H170ZM183 99V98H182ZM224 99V98H223ZM226 100L228 99V97L227 98H225ZM224 99V100H225ZM41 100V99H40ZM68 100H70V99H68ZM73 100V99H72ZM75 100V99H74ZM76 100H77V98H76ZM79 100V99H78ZM104 100V99H103ZM116 100V99H115ZM132 100V99H131ZM131 100H129V101H131ZM159 100V99H158ZM164 100H166V99H164ZM192 100V99H191ZM190 100V103H192V101ZM214 99H212V102H216V101H213ZM216 100V99H215ZM217 100H219V98L217 97ZM36 102L35 103V105H34V103L33 102ZM64 101V100H63ZM65 101H67V100H65ZM93 101V100H92ZM95 101H97V100H95ZM100 101H102V100H100ZM99 101V102H100ZM112 101H113V103L115 102L114 101V97H113V99H112ZM120 101V99L118 100V102ZM156 101V100H155ZM169 101V100H168ZM174 101V100H173ZM179 100H177V102H178ZM186 101H188V100H185V102ZM196 101V100H195ZM205 101H207V102H205ZM70 102H72V101H70ZM87 102V103H86ZM98 102V103H99ZM105 102V101H104ZM107 102H109V101H107ZM117 102V101H116ZM127 102V101H126ZM126 102H125V104H126ZM134 102V100L132 101V103ZM157 102V101H156ZM183 102V101H182ZM184 102V103H185ZM212 102L210 101V103L212 104ZM218 102V101H217ZM217 102H216V104H217ZM31 103H33V105H31ZM54 103V102H53ZM75 103H77V101L75 102ZM93 103V102H92ZM91 103V104H92ZM97 103V102H96ZM111 103V102H110ZM147 103V102H146ZM158 103V102H157ZM168 103V102H167ZM170 103H172V102H170ZM181 103V102H180ZM189 103V104H190ZM195 103V102H194ZM222 103H223V101H222ZM221 103V104H222ZM227 103V102H226ZM86 104V105H85ZM100 104V103H99ZM106 104H108V103H106ZM112 104V103H111ZM117 104V103H116ZM115 103H114V106L116 105ZM121 105L123 104V102L122 103H120ZM125 104H123V105H125ZM128 104V103H127ZM134 104V103H133ZM136 104H137V102H136ZM164 104V103H163ZM175 104H177V103H175ZM174 104V105H175ZM215 104V105H216ZM224 104V103H223ZM121 105H119V106H121ZM129 105H132V104H129ZM142 105V104H141ZM162 105V104H161ZM161 105H159V107L161 108ZM165 105H166V102H165ZM164 105V106H165ZM178 105H179V103H178ZM188 105V104H187ZM186 105V103H185V106L186 107H188ZM190 105H192V104H190ZM189 105V106H190ZM195 105V104H194ZM215 105H213V108H214V106ZM219 105V104H218ZM225 105V104H224ZM88 106V105H87ZM86 106V107H87ZM89 106H91V105H89ZM88 106V107H89ZM93 106H94V104H93ZM96 106V105H95ZM101 106H103V104L102 105H100V107ZM108 106H109V104H108ZM135 106V105H134ZM167 106V105H166ZM165 106V107H166ZM172 106H173V103H172ZM184 106V105H183ZM196 106V105H195ZM210 106H212V105H210ZM221 106V105H220ZM226 106V105H225ZM82 107V106H81ZM85 107V108H86ZM87 107V108H88ZM100 107H99V110H100ZM104 107H105V105H104ZM110 107V106H109ZM107 108V109H109V110H112V109H110V108ZM125 107H127L126 105H125ZM163 107V106H162ZM165 107H163V108H165ZM168 107V106H167ZM166 107V108H167ZM169 107H171V105L169 104ZM177 107H179V106H177ZM176 107V108H177ZM185 107V108H186ZM193 107V106H192ZM191 107V108H192ZM209 107V106H208ZM216 107H219V106H217L216 105ZM224 107V106H223ZM86 108V110H88ZM95 108H97V106L96 107H94L93 109H95ZM106 108V107H105ZM111 108H112V106H111ZM116 108V107H115ZM120 108H122V107H120ZM128 108V107H127ZM139 108V107H138ZM159 108V109H160ZM181 108H182V106H181ZM189 108V107H188ZM195 108V107H194ZM197 108V107H196ZM220 108V107H219ZM227 108V107H226ZM79 109H81V108H79ZM104 109V108H103ZM102 109V110H103ZM117 109V108H116ZM136 109V108H135ZM142 109V108H141ZM145 108H143V110H144ZM168 109V108H167ZM170 109V108H169ZM169 109H168V111H169ZM172 109V108H171ZM217 109V108H216ZM216 109L214 110V111H216ZM224 109H225V107H224ZM82 110V109H81ZM86 110L84 111L85 112V114H87L86 113ZM115 110V109H114ZM118 110H119V108H118ZM123 110V109H122ZM122 110H120L121 112H122ZM125 110V109H124ZM124 110H123V112H124ZM138 110V109H137ZM146 110V109H145ZM161 110V109H160ZM163 110V109H162ZM161 110V111H162ZM192 109H190V110H188V111H190V112H193L194 110H192ZM196 110V109H195ZM198 110V109H197ZM208 110H209V108H208ZM226 110V109H225ZM224 110V111H225ZM258 110V112H260V114H257L255 111H257ZM78 111V110H77ZM91 111V110H90ZM108 111V110H107ZM113 111V110H112ZM119 111V112H120ZM130 111V110H129ZM128 111V112H129ZM166 111V110H165ZM178 111V110H177ZM176 111V112H177ZM183 111V110H182ZM181 111V112H182ZM184 111H185V109H184ZM204 111V110H203ZM213 111V112H214ZM228 111V110H227ZM83 112V113H84ZM97 112H98V110H97ZM100 112H101V110H100ZM103 112V111H102ZM126 112V111H125ZM135 112H137L136 110H135ZM190 112H184V114H183V120H185L186 122L185 123H183L181 126H180V130H178L179 132H177V131H175L174 133L176 134L175 136V138H177V141H175V139H172L171 137H170V133L168 132V130H167V132H164V133H162L161 132V134H159L158 133V131L160 130L161 131V127L159 126V130H157V135H156V133H155V137H152L150 134H148V132H145L144 131V129H143V131H142V133H140V131H138L139 129L137 128V131L136 132H139V134L141 135V134H143L142 136H143V138L148 142V145L144 148V149H142L141 150V148H140V153H137V154H140V156H142L143 157V161H142V164H141V162L140 161H137V159H135V158H132L131 157V152H126L125 154H124V150L122 149L121 151L122 152H120L121 154H124L123 155V157L120 155V153H118L119 155H120V157H122V161H123V163H122V165L125 167L126 165H129L130 166V168H136L137 167V165H138V163L140 162V164L142 165V172L144 173V174H142L141 173V171H139V174H142L141 176V178H142V180L139 182L140 184H137L136 183V178H137V180L139 179L138 177H136V173H134V175H128V174H126V175H124V173L122 172V175H120V177L121 176H123L124 175V180L126 179V183H127V185H126V183H125V181H124V183H125V185L126 186H123V187H125L126 189V191L128 192V194H124L125 196V199L123 200L124 202L122 203V204H120L121 205V208H119V211H117V210H114L111 214V216L112 217H110L109 218V216H107V214L105 215L107 218L104 220V221H106V222H109L108 224L110 225V228H111V234L112 235H116V233H118L119 232V234H117L118 235V237H120V239H121V242L122 243H120V244H122L121 246H123V249H124V256L122 257H120V259H114L112 262V264H177V263H175V262H173V260L171 259V257H169V255H171V254H169L168 255V253H170L169 252V250H173L174 248H176V249H178V251L180 250L182 253H184V255H187L188 256V254H190L191 255V253L193 252V251H195V250H197V249H201L200 247L201 246H199L200 245V243L201 242H204V241H209V243H208V245L210 244V241H212V245L210 244V246H212V252L210 253V254H212V255H216V254H219L220 256H221V258H225L222 254H221V251H220V249H219V247H218V245L216 244V240H213L214 238V236L213 237H211L212 236V234H211V236H210V234L208 235H206V234H199V233H196V232H194V230L195 229H192V227H191V222L192 221H194V220H191V222H189V220H188V224H186L187 226H186V230H188V231H190V232H192L191 234L193 235L192 237H193V242L191 243V241H190V239L189 238H187V239H189V241H190V243L192 244H190L191 246L190 247H187V246H180L179 245V242L178 243H174L173 241H175V240H177V239H175L176 238V236L173 238V234H175V233H173V234H170V232H169V229L167 230L166 228H165V226L163 225L165 222L167 223V222H169V221H167L168 219H167V216H166V211L167 210H165V206L164 205H161V200L163 201H167V200H169V198H170V196H171V194H161L160 193V190L161 189H166L167 187L169 188L170 187V189L172 188L173 189V192L176 190V188H178L179 187V184H180V182H179V184L178 183H176L175 181H178V180H180L179 178H178V180H174V179H177V176L176 177H173V176H171V175H169V171H167V172H165V171H163L164 169V167L162 168L161 167V164H162V161H163V158H162V152L161 151H163V149H164V147L165 146H167V143L169 142L168 140H169V138L170 139H172V140H174L175 141V147L177 148V152H173V153H175V156L177 157V160H175V159H173L174 161H176L177 163H179L180 165H182V163L185 161L184 160V154L186 155V154H190L192 157H193V159H194V161L197 163H200L199 161L201 160V159H203L202 158V156H201V159H200V155H202V153H203V150H204V148H206L205 146H207V147H209V145H207V142L205 143V146H204V148L202 149V150H199V149H197V141H198V138H200V136L198 137V133H199V130L201 129L200 127V129L199 130H197V131H194V130H192V128L189 126L190 125V123H187V119L189 118V114H190ZM198 112V111H197ZM206 112V111H205ZM204 112V113H205ZM217 113H218V111H216ZM215 112V113H216ZM93 113H94V111H93ZM91 114V113H89V115H94V114ZM108 113V112H107ZM110 113H112V112H110ZM109 113V114H110ZM116 113V112H115ZM127 113V112H126ZM139 113V114H138ZM157 113H159V112H157ZM162 113V112H161ZM165 113V112H164ZM175 113V112H174ZM194 113V112H193ZM210 113V112H209ZM219 113L221 114V112L219 111ZM218 113V114H219ZM28 114H33L34 115V117H35V119H33V121L31 122V120L30 121H24L25 120V116H27ZM78 114H80V113H78ZM98 114H99V112H98ZM105 114V113H104ZM103 114V115H104ZM109 114H105V117L103 116V117H101V115L100 116H98V117H95L94 118V126L95 127H99V134H101L100 133V129L102 130L101 132L103 133V130L104 131H108V130H110L111 129V124L112 123H114L115 121H111L112 120V118L113 119H116L117 118V115L116 114H113V117H111V115H109ZM124 114V113H123ZM147 114V113H146ZM149 114V113H148ZM163 114V113H162ZM197 114V113H196ZM195 114V115H196ZM200 114H201V111H200ZM198 115L199 117L201 116V115ZM217 114V115H218ZM219 114V115H220ZM223 114H224V112H223ZM83 115V114H82ZM88 115V116H89ZM119 115H120V113H119ZM137 116L139 115V116H142L144 119H146V118H149V117H147V115L145 116V114H144V112H142L141 110H138V112H137V114H136ZM135 115V116H136ZM153 115V114H152ZM166 115H167V112H166ZM176 115H178L177 113H176ZM182 115V114H181ZM181 115L179 116V117H181ZM204 115V114H203ZM208 115H211V114H208ZM215 115V114H214ZM226 115V114H225ZM224 115V116H225ZM235 115V116H234ZM138 116V117H139ZM148 116H150V114L148 115ZM158 116H159V114H158ZM162 116V115H161ZM160 116V117H161ZM163 116H165V115H163ZM192 116H194V115H192ZM198 116H194V117H197V119H199V117ZM205 116V115H204ZM227 116V115H226ZM225 116V117H226ZM28 117H30V115L28 116ZM27 117V118H28ZM39 117H41V119L43 118V117H47L48 119H49V122H50V125H51V127L49 128V129H47V128H42L43 127V122H42V120H38V119H36V118H39ZM86 117V116H85ZM137 117V118H138ZM168 117H170V116H167L166 118H168ZM175 118H177L176 116H174ZM173 116H172V118L173 119H175ZM194 117H193V119H194ZM205 117H207V115L205 116ZM223 117V116H222ZM230 117H228L227 116V118H230ZM31 118H33L32 117V115H31ZM30 118V119H31ZM78 118V117H77ZM140 118V117H139ZM158 118V117H157ZM192 118V117H191ZM208 118H211V117H209L208 116ZM221 118V117H220ZM237 118L238 117H236V120H237ZM262 118V117H261ZM40 119V118H39ZM44 119V118H43ZM87 119V118H86ZM90 119H92V118H88L87 120H89L90 121ZM118 119H120V118H118ZM118 119H116L117 121H118ZM150 119H151V117H150ZM159 119V118H158ZM164 119V118H163ZM162 119V120H163ZM181 119L182 118H180V121H181ZM205 119H207V118H205ZM204 119V120H205ZM222 119L223 118H221V121H222ZM239 119V118H238ZM239 119V120H240ZM29 120V119H28ZM79 120V119H78ZM165 120V119H164ZM172 120V119H171ZM196 120V119H195ZM200 120H202V118L201 119H199V120H197V121H199V123H200ZM217 120V119H216ZM230 120V119H229ZM44 121V120H43ZM111 121V122H110ZM119 121H121V120H119ZM137 121V120H136ZM150 121V120H149ZM148 121V122H149ZM155 121H157L156 120V118H155ZM168 122H169V120H167ZM166 121V122H167ZM176 121V120H175ZM209 121H210V119H209ZM219 121V120H218ZM225 121V119H223V121L222 122H224ZM227 121V120H226ZM232 121H234V120H232ZM232 121H230V122H232ZM45 122V121H44ZM83 122V121H82ZM138 122H140V123H143V122H141V118H140V120L138 121ZM137 122V123H138ZM151 122V121H150ZM154 122V121H153ZM160 122H162V121H160ZM160 122H159V125H160ZM178 122V121H177ZM176 122V123H177ZM189 122H192V121H189ZM196 122V121H195ZM211 122V121H210ZM215 122V121H214ZM228 122V121H227ZM226 122V123H227ZM235 122V121H234ZM237 122V121H236ZM80 123V124H79ZM90 123V122H89ZM89 123H87L89 126H90V124ZM117 123V122H116ZM121 123H124V122H121ZM140 123H139V125H140ZM157 123H158V121H157ZM172 123V122H171ZM176 123H175V125H176ZM180 124H181V122H179ZM193 123H194V121H193ZM213 123V122H212ZM45 124H46V122H45ZM44 124V125H45ZM84 124V123H83ZM119 124V123H118ZM145 124H147V123H145ZM149 124V123H148ZM147 124V125H148ZM163 124V123H162ZM161 124V125H162ZM166 124V123H165ZM164 124V125H165ZM189 124V125H188ZM202 124V123H201ZM211 124V123H210ZM215 124H219V123H215ZM221 124H223V123H221ZM49 125V124H48ZM49 125V126H50ZM80 125V126H79ZM114 126H115V124H113ZM139 125H138V127H139ZM146 125V126H147ZM151 125V124H150ZM153 125V124H152ZM163 125V126H164ZM167 125V124H166ZM169 125V124H168ZM167 125V126H168ZM173 125V124H172ZM172 125H171V127H172ZM192 125V124H191ZM206 125L208 126V129H209V125L206 123ZM214 125V124H213ZM225 125V124H224ZM227 125H229V124H227ZM231 125H232V123H231ZM236 125V124H235ZM87 126V125H86ZM89 126H87V127H89ZM92 126V128H93V125H91ZM122 126V125H121ZM124 126V125H123ZM125 126L127 127V125L125 124ZM124 126V127H125ZM143 126V125H142ZM178 126H179V124H178ZM198 126H200V124H198ZM202 126V125H201ZM219 126V125H218ZM222 126V127H221ZM221 126H219V127H221V128H225V127H223V125H221ZM233 126H234V123H233ZM237 126H238V124H237ZM81 127V128H80ZM119 127V126H118ZM117 127V128H118ZM175 127V126H174ZM193 128H196V127H194V126H192ZM203 127V126H202ZM211 127V126H210ZM215 127V126H214ZM217 127V126H216ZM227 127H230L231 128V130H232V132H234V131H237V130H235V128L236 127H232V126H227ZM264 127V126H263ZM33 129V133L31 134V136L29 135V134H27V131H26V129ZM84 128H86V127H84ZM91 128V129H92ZM97 128H96V131H98L97 130ZM123 128V127H122ZM146 128V127H145ZM173 128V127H172ZM218 128V127H217ZM220 128V130H223V129H221ZM229 128V129H230ZM238 128V127H237ZM240 128V127H239ZM238 128V129H239ZM83 129V128H82ZM88 129V128H87ZM87 129H86V131H87ZM90 129V128H89ZM114 129V128H113ZM120 129V128H119ZM125 128H123V130H124ZM131 129V128H130ZM147 129V128H146ZM156 129V128H155ZM158 129V128H157ZM177 129V128H176ZM203 129H204V127H203ZM211 129V128H210ZM213 129V128H212ZM227 129V128H226ZM226 129L225 130H223L224 131V133H226L225 131H226ZM51 130H54V132H56V134H57V138L58 139H60V141H63L62 142V145L63 146H61V144H60V147L58 146V147H53V146H51L50 148H52V149H48L47 147L49 146V141H50V132H51ZM115 130V129H114ZM132 130V129H131ZM136 130V127L134 128V131ZM141 130H142V128H141ZM202 130V129H201ZM201 130H200V132H201ZM214 130V129H213ZM215 130H217L218 131V133H219V130L218 129H215ZM240 130V129H239ZM238 130V131H239ZM264 130V129H263ZM30 131V130H29ZM90 131V130H89ZM88 131V132H89ZM92 131H94V129L92 130ZM122 131V130H121ZM127 131V130H126ZM125 131V132H126ZM130 131V130H129ZM133 131V132H134ZM146 131H148V130H146ZM155 131V130H154ZM154 131H153V133H154ZM159 131V132H160ZM203 131V130H202ZM212 131V130H211ZM31 132V131H30ZM29 132V133H30ZM53 132V133H54ZM91 132V131H90ZM111 132H112V130H111ZM114 132V131H113ZM116 132H118V131H116ZM116 132H114V135H115V133ZM124 132V133H125ZM128 132V131H127ZM131 132V131H130ZM130 132H128V135H127V137L129 136V133ZM135 132V133H136ZM204 132H205V135L203 134V136H202V138L203 139H205L204 138V136H207L208 134V132H206L205 130H204ZM214 132V131H213ZM216 132V131H215ZM229 132H230V130H229ZM244 132H245V130H244ZM80 133H82V131L80 132ZM96 133V132H95ZM110 133V132H109ZM109 133H106V134H109ZM122 134H123V132H121ZM151 133H152V131H151ZM168 133H169V135H168ZM217 133V134H218ZM221 133H222V131H221ZM235 133V132H234ZM241 133H243V132H241ZM84 133H82V135H83ZM85 134H86V132H85ZM84 134V135H85ZM89 134V133H88ZM98 134V133H97ZM96 134V135H97ZM111 134V133H110ZM118 134H120V133H118ZM131 134H132V132H131ZM130 134V135H131ZM138 134V133H137ZM136 134V135H137ZM211 134V133H210ZM209 134V135H210ZM213 134H215V133H212V136H213ZM217 134L215 135V137L217 138ZM235 134H237V133H235ZM31 137L30 139H28V137L29 136ZM49 135V136H48ZM54 135H55V133H54ZM93 133H92V135L90 134V136H92L93 137ZM102 135H104V134H102ZM101 135V136H102ZM125 135V134H124ZM134 135V134H133ZM133 135H131V136H133ZM135 135V136H136ZM139 135V136H140ZM200 135V134H199ZM209 135H208V137H209ZM226 135H229L228 133L226 134ZM232 135V134H231ZM263 135V136H262ZM78 136V135H77ZM111 136V135H110ZM122 136V135H121ZM120 136V137H121ZM171 136H174L173 134L171 135ZM218 136H219V134H218ZM235 136H237V135H235ZM234 136V137H235ZM240 136H237V138L238 137H240ZM251 136V135H250ZM81 137V136H80ZM91 137V138H92ZM94 137H95V135H94ZM104 137V136H103ZM126 137V136H125ZM130 137V136H129ZM221 138H222V134H221V136H220ZM219 137V139H221ZM225 137V136H224ZM222 138L223 139V141L222 140H219V141H222L221 143H220V146H222V148H223V153H227L228 152V150H226V148H227V141H229V140H227L226 142L224 141V139H226V137L225 138ZM229 137V136H228ZM227 137V138H228ZM231 137H233V136H230V140H231ZM233 137V138H234ZM253 137V136H252ZM54 138V137H53ZM87 138H89V137H87ZM99 138V137H98ZM105 138V137H104ZM103 138V139H104ZM133 138H134V136H133ZM139 138V137H138ZM201 138V139H202ZM256 138H255V140H256ZM47 139H49V141L47 140ZM56 139V138H55ZM76 139H78V138H75V140ZM93 139H95V138H93ZM103 139H102V141H103ZM109 139V138H108ZM121 139V138H120ZM128 140L129 139H131V138H127ZM140 139H141V136H140ZM168 139V140H167ZM209 139L211 140V138L209 137ZM213 139H214V137H213ZM218 139V138H217ZM217 139H215V141L217 142ZM34 140V141H33ZM47 140V141H46ZM81 140H82V137H81ZM85 140V139H84ZM89 140V139H88ZM99 140V139H98ZM143 140V139H142ZM141 140V141H142ZM206 140H208V139H206ZM238 140V139H237ZM255 140H253L254 142H255ZM45 141L46 142H48L47 144L48 145H46L45 144V146H47L46 148H47V150H50L51 151V155H50V157H51V163H53L54 164V166H56V167H54L53 166V168H55V170H56V168L58 169V170H60V169H64L63 171H61L62 173L64 172L65 174H64V177H63V180L62 181H64V187H62V188H57L56 187V185H55V187L52 189V187L49 185V184H47V181H46V179H45V177H43L44 179H45V181H46V183L42 180V182H44L45 184H47V185H45V184H43L41 181H40V183H42L43 185H41L40 183H39V181H37V178H36V182L37 183H39V184H37L36 182H34L35 180H34V178L36 177L35 176V173L34 172H36V174L37 175H42L41 173H43V172H45V170H46V167H47V165H46V163L45 162H40L39 161V163L36 161L37 159H36V157L38 156H34L35 154L34 153H36L37 152V150H38V146H40L42 143H45ZM80 141V140H79ZM94 141V140H93ZM109 141V140H108ZM116 141H117V139H116ZM120 141H122V140H120ZM125 141H127V140H125ZM135 141H137V140H133V141H128V142H130V143H132V142H135ZM241 141H243V140H241ZM33 142H36L35 144L33 143ZM51 142V141H50ZM81 142V141H80ZM89 142V141H88ZM91 142L92 141H90V144H88V145H91ZM98 142V141H97ZM100 142V141H99ZM98 142V143H99ZM105 142H106V140H105ZM127 142V143H128ZM142 142H144L145 143V141H142ZM146 142V143H147ZM203 142V141H202ZM231 142V141H230ZM233 142H234V139H233ZM232 142V143H233ZM239 142H240V140H239ZM238 142V143H239ZM247 142V141H246ZM246 142H243V143H246ZM251 142V141H250ZM31 143L32 144H34L33 146H30L31 145ZM64 143V144H63ZM82 143H83V141H82ZM81 143V144H82ZM97 143V144H98ZM104 143V142H103ZM120 143V142H119ZM122 143H123V141H122ZM135 143H137V142H135ZM139 143V142H138ZM141 143V142H140ZM143 143V144H144ZM170 143H172V142H170ZM209 143V142H208ZM52 144V143H51ZM81 144H79L78 143V145H81ZM101 144H102V142H101ZM106 144V143H105ZM116 144V143H115ZM169 144V143H168ZM217 144V143H216ZM218 144H219V142H218ZM222 144V145H221ZM228 144H230V143H228ZM58 145V144H57ZM57 145H55V146H57ZM87 145V146H88ZM93 145V144H92ZM92 145H91V147H92ZM108 144H106V146H107ZM114 145V144H113ZM119 145V144H118ZM123 145V144H122ZM130 145V144H129ZM132 145H134V144H132ZM136 145V144H135ZM135 145H134V149H137V147H135ZM139 146H140V144H138ZM179 145V146H178ZM200 145V144H199ZM234 145V144H233ZM236 145H239V144H237L236 143ZM236 145H234V146H231L232 148L233 147H235ZM243 145V144H242ZM245 145V144H244ZM252 145V144H251ZM255 145V144H254ZM253 145V146H254ZM95 146V145H94ZM99 146V145H98ZM101 146V145H100ZM99 146V147H100ZM121 146V145H120ZM125 146V145H124ZM123 146V147H124ZM127 146V145H126ZM173 146V145H172ZM213 146H217V145H213ZM219 146V145H218ZM220 146L218 147V148H220ZM229 146V145H228ZM240 146H241V142H240ZM246 146V145H245ZM256 146V145H255ZM90 147V146H89ZM88 147V148H89ZM96 147H97V145H96ZM95 147V148H96ZM102 147V146H101ZM114 146H112V148H113ZM129 147H131V146H129ZM128 146H127V148H129ZM169 147V146H168ZM171 147V146H170ZM199 147H201V145L199 146ZM198 147V148H199ZM211 147V146H210ZM209 147V148H210ZM248 147L249 146H246V148L245 149H247V151H248ZM43 148H44V146H43ZM45 148V149H46ZM85 148V147H84ZM110 148V147H109ZM115 148V147H114ZM120 148V147H119ZM118 148V149H119ZM126 148V149H127ZM172 148H174V147H172ZM172 148H170L171 150H172ZM211 148H213V147H211ZM209 149V150H212V149ZM217 147L215 148V150H217L218 149ZM222 148H220V149H222ZM230 148V147H229ZM236 148V147H235ZM251 148H253V147H251ZM255 148V147H254ZM260 148V147H259ZM258 148V149H259ZM42 149V148H41ZM85 149H87V148H85ZM97 149V148H96ZM104 149H105V146H104ZM111 149V148H110ZM166 149V148H165ZM169 149V150H170ZM234 149V148H233ZM238 150H237V152L238 151H240L239 150V147L237 148ZM245 149H242V150H245ZM260 149H262L263 150V148H260ZM70 150H72V151H70ZM84 150V149H83ZM107 150H108V148H107ZM107 150H102L103 152L105 151V153H106V151ZM116 150V148L114 149V151ZM131 150V148H129V151ZM241 150V151H242ZM252 150H254V149H252ZM97 151V150H96ZM165 151V150H164ZM202 151V152H201ZM213 151H214V148H213ZM220 151V150H219ZM230 151V150H229ZM246 151V152H247ZM256 151H258L257 149L255 150V152ZM260 151V150H259ZM258 151V154H260V152ZM46 152V151H45ZM88 152V151H87ZM117 152V151H116ZM135 152V151H134ZM137 152H138V150H137ZM170 152V154H171V151H169ZM201 154H200V153ZM204 152H206L205 150H204ZM216 152V153H215ZM221 152V154H222V150L220 151ZM234 152H236V151H233L232 152V155H233V153ZM249 152H250V149H249ZM254 152V151H253ZM262 152L263 151H261V154L260 155H264V153L262 154ZM90 153V152H89ZM110 153H112V152H110ZM114 153V152H113ZM112 153V154H113ZM165 153V152H164ZM163 153V154H164ZM212 153V152H211ZM239 153V152H238ZM237 153V154H238ZM241 153V152H240ZM41 154V153H40ZM82 154V155H81ZM86 154H88V153H86ZM102 154V153H101ZM117 154V153H116ZM117 154V155H118ZM134 154V153H133ZM204 154H206V153H203V155ZM214 156H216V154H218L217 153V151H214V153H212ZM220 154V153H219ZM220 154V155H221ZM230 154H231V152H230ZM236 154V153H235ZM248 156L247 157H250L251 158V156H249V153H246ZM256 154V153H255ZM257 154V155H258ZM47 155L49 156V154L47 153ZM46 155V153H45V156H47ZM92 155V154H91ZM94 155V154H93ZM107 155V154H106ZM110 157H111V155L110 154H108ZM117 155H116V158H118L117 157ZM207 155V154H206ZM205 155V156H206ZM209 155L211 156V154L209 153ZM219 155V156H220ZM227 155H228V153H227ZM232 155L230 156L231 157V160H232ZM240 155V154H239ZM242 155V154H241ZM244 155V154H243ZM250 155H253L252 153H250ZM98 156V155H97ZM97 156H95L96 158H97ZM114 156V155H113ZM112 156V157H113ZM166 156V155H165ZM172 156V155H171ZM170 156V157H171ZM190 156V157H191ZM205 156H203L204 158H205ZM208 156V155H207ZM256 156V155H255ZM41 157V156H40ZM84 157V156H83ZM187 158L189 157V156H186ZM185 157V158H186ZM222 160H223V162H222V164H221V161H220V163L219 162H217V164L219 163V164H221V166H225L226 165V160H225V157H227L226 156V154H222ZM240 157V156H239ZM238 157V158H239ZM38 158V157H37ZM43 158V157H42ZM82 158V159H81ZM86 158V157H85ZM216 158V157H215ZM219 158V157H218ZM234 158V157H233ZM236 158V157H235ZM241 158V157H240ZM245 158V157H244ZM259 158V157H258ZM261 158V157H260ZM259 158V159H260ZM263 159H264V156L262 157ZM41 159V158H40ZM115 159V158H114ZM172 159V158H171ZM192 159V160H193ZM207 159H209V157H207ZM217 159V158H216ZM221 159V158H220ZM227 159V158H226ZM246 159V158H245ZM39 160V159H38ZM86 160H87V158H86ZM187 160H189V159H187ZM186 160V161H187ZM204 160V159H203ZM234 160V159H233ZM236 160V159H235ZM234 160V161H235ZM238 160V159H237ZM240 161H241V159H239ZM250 160V159H249ZM251 160H254L253 158L251 159ZM250 160V161H251ZM93 161V160H92ZM98 161V160H97ZM102 161V160H101ZM105 161H108L109 163H110V161L109 160H106L105 159ZM116 161H118V160H116ZM119 161H121V160H119ZM190 161V160H189ZM193 161V163L195 164V162ZM207 161V160H206ZM212 161V160H211ZM228 161L229 160H227V163H228ZM247 161H248V159H247ZM250 161H248V163H246V164H249V162ZM260 161H261V159H260ZM34 162H35V164H34ZM103 162V161H102ZM214 162H215V160H214ZM241 162H243V161H241ZM241 162H236L235 164H234V162H233V164L235 165L233 168H237V169H241V168H245L244 166L245 165H243V163H241ZM254 162V161H253ZM50 163V164H51ZM75 163V167H76V169L79 171L78 172V174L79 175H77V172H76V174H74V175H71V172H73V171H71L70 172V168H71V165L72 164H74ZM77 163V164H76ZM99 163V162H98ZM118 163V162H117ZM121 163V162H120ZM119 163V164H120ZM164 163V162H163ZM187 163V162H186ZM189 163V162H188ZM207 163V162H206ZM259 163V162H258ZM33 164H34V166H33ZM48 164H49V162H48ZM95 164H96V162H95ZM102 164V163H101ZM107 165H108V163H106ZM175 163L173 162V161H171L170 162V165L171 166H173ZM179 164H177V166H179ZM204 164H205V161H204ZM211 164V163H210ZM232 164V165H233ZM245 164V163H244ZM250 164H252L251 162H250ZM257 164V163H256ZM261 164H263V163H261ZM113 165H115V164H113ZM117 165V164H116ZM121 165V164H120ZM168 165V164H167ZM176 165V164H175ZM187 165V164H186ZM189 165V164H188ZM191 165V164H190ZM201 165H202V163H201ZM212 165H213V163H212ZM229 165V164H228ZM259 165V164H258ZM32 166L33 167H35L34 169L35 170H32L31 168H32ZM49 166V165H48ZM112 166V165H111ZM122 166V167H123ZM192 166V165H191ZM190 166V167H191ZM205 166V165H204ZM216 166V165H215ZM220 165H217V167L218 168H220L219 167ZM254 166L255 165H253V168H254ZM123 167V168H124ZM139 167V166H138ZM141 167V166H140ZM139 167V168H140ZM170 167V166H169ZM176 167V166H175ZM183 167V166H182ZM188 167V166H187ZM194 167H196V166H194ZM206 167V166H205ZM210 167V166H209ZM230 167V166H229ZM256 167H258V166H256ZM49 168H50V166H49ZM53 168H52V171H53ZM162 168V169H161ZM173 168H174V166H173ZM180 168V167H179ZM185 168H186V166H185ZM202 168V167H201ZM227 168H228V166H227ZM250 168H251V166H250ZM261 168V167H260ZM106 169V168H105ZM108 169V168H107ZM119 169V168H118ZM117 169V170H118ZM141 169V168H140ZM167 169V168H166ZM170 170H171V168H169ZM183 169V168H182ZM188 169V168H187ZM194 169V168H193ZM210 169V168H209ZM222 169H224V168H222ZM246 169V168H245ZM76 170V171H77ZM104 170V169H103ZM113 170V169H112ZM116 170V169H115ZM115 170H114V172H115ZM132 171H133V169H131ZM135 170V169H134ZM173 170H175V169H173ZM208 170V169H207ZM207 170H204V168H203V171H207ZM216 170H218V169H216ZM254 170H256V168H254ZM264 170V169H263ZM75 171V170H74ZM111 171V170H110ZM131 171V172H132ZM137 171V170H136ZM175 171H178V170H175ZM185 171V170H184ZM190 171H193V170H190ZM190 171H189V173H190ZM203 171H200V172H203ZM209 171V170H208ZM207 171V172H208ZM211 171V170H210ZM209 171V172H210ZM212 171H213V169H212ZM219 171H221V170H219ZM233 171V170H232ZM245 171H247V169L245 170ZM251 171L252 172H255V171H253V169H251ZM260 171V170H259ZM51 172V171H50ZM60 172V171H59ZM59 172H58V174H59ZM104 172V171H103ZM112 172V171H111ZM127 173L129 172V169H128V171H126ZM186 172V171H185ZM184 172V173H185ZM188 172V171H187ZM207 172H206V174H207ZM214 172V171H213ZM216 172V171H215ZM218 172V171H217ZM228 172H230V169L228 170ZM228 172H225V174L224 173H222V174H224V177L225 178H227L228 179V176H229V174H231V173H229L228 174ZM237 172V171H236ZM258 172V171H257ZM101 173H102V171H101ZM118 173H119V171H118ZM130 173V172H129ZM174 173V172H173ZM182 173V172H181ZM194 173H196L195 171H194ZM193 173V174H194ZM212 173V172H211ZM221 173V172H220ZM219 172H218V175L220 174ZM228 175H227V174ZM235 173V172H234ZM263 173V172H262ZM262 173H258L259 175L261 174L262 175ZM51 174H52V172H51ZM104 174V173H103ZM108 174H111L110 172L108 173ZM113 174V173H112ZM178 174V173H177ZM183 174V173H182ZM191 174V173H190ZM215 174H217V173H215ZM244 174H246V173H244ZM253 174V173H252ZM251 174V176L253 177V175ZM57 176L58 177V175L56 174V172H55V174H54V176ZM173 175V174H172ZM195 175H198V174H195ZM212 176H213V174H211ZM247 175L249 176V173L247 172ZM247 175H246V177H247ZM264 175V174H263ZM263 175L261 176V178H260V180H262V179H264V178H262L263 177ZM106 176H107V174H106ZM138 176V175H137ZM179 176V175H178ZM206 176V175H205ZM207 176H208V178H209V175L207 174ZM220 176H221V174H220ZM219 176V177H220ZM232 176H234L235 177V175H232L231 174V177ZM254 176H255V174H254ZM42 177V176H41ZM40 177V178H41ZM49 177H50V175H49ZM105 177V176H104ZM183 177V176H182ZM184 177H185V175H184ZM195 178L196 176H192L191 178ZM201 177V176H200ZM214 177H215V175H214ZM246 177H245V179H246ZM47 178V177H46ZM55 178V177H54ZM60 178V177H59ZM118 178V177H117ZM116 178V179H117ZM197 178V177H196ZM224 178V179H225ZM251 178V177H250ZM103 179H105V178H103ZM183 180H184V178H182ZM213 179V178H212ZM234 179V178H233ZM236 179H238V178H236ZM244 179V178H243ZM243 179H241V180H243ZM254 179V178H253ZM38 180H40V179H38ZM97 181H98V179H96ZM105 180H107V179H105ZM109 180V179H108ZM121 180V179H120ZM140 180V179H139ZM189 180V179H188ZM195 180V179H194ZM202 180V179H201ZM217 180H219V178L217 179ZM239 180V179H238ZM51 181V180H50ZM59 181H60V179H59ZM58 181V182H59ZM110 181V180H109ZM186 181V180H185ZM197 181V180H196ZM209 182H207L208 183V186H210V188L212 189V191L214 190L215 191V197H216V200L218 201V203H217V206H219L220 207V209H217V212H216V219H218L217 221V223H219L218 225V227L216 226L217 225V223L215 222V224L216 225H214L215 226V229H217V228H219L220 226H222V225H227V227H228V230L230 231L231 230V228H230V224L228 223V222H224L225 220H221V213H220V211H221V209L223 210V211H226L228 214H229V217L232 215V207L228 204V202H227V200H226V194H225V191H226V186H227V184L225 185L224 183H226L227 182V180H226V182H224L223 180L222 181H220V183H216L217 181L215 180V182L213 183L212 181H210V180H208ZM235 181V180H234ZM61 182V181H60ZM108 182V181H107ZM111 182V181H110ZM116 182H117V180H116ZM189 182H192V180L191 181H189ZM219 182V181H218ZM253 182V181H252ZM50 183V182H49ZM54 183V182H53ZM96 183V182H95ZM123 183V184H124ZM188 182L186 181V184H187ZM195 183V181L193 182V184ZM216 183V184H215ZM237 183V182H236ZM239 183V182H238ZM237 183V184H238ZM246 183V182H245ZM55 184H56V181H55ZM108 184V183H107ZM116 184V183H115ZM199 184V183H198ZM205 184V183H204ZM232 184V183H231ZM240 184V183H239ZM243 185H244V183H242ZM262 184L263 183H261V186H262ZM39 185V186H38ZM51 185H52V183H51ZM59 185V184H58ZM63 185V184H62ZM112 185V182H111V184H110V186ZM195 185H197L196 183H195ZM201 185V184H200ZM206 185V187H207V184H205ZM236 185V184H235ZM243 185H241V186H243ZM264 185V184H263ZM43 186V187H42ZM53 186V185H52ZM60 186V185H59ZM98 186H100V185H98ZM107 186V185H106ZM117 186H119V184L117 185ZM186 186V185H185ZM198 186V185H197ZM197 186H196V188H197ZM229 186L231 187V185L229 184ZM238 186V185H237ZM260 186V187H261ZM45 187V191H44V193L43 194H38L39 193V190H42L43 191V189L42 188H44ZM96 187V186H95ZM181 187V186H180ZM202 187V186H201ZM228 187V186H227ZM232 187H234V185L232 186ZM239 187H240V185H239ZM238 187V188H239ZM254 187H255V183H254ZM254 187L252 188L253 190H254ZM101 188V187H100ZM184 187L182 186L181 187V189H183ZM195 188V187H194ZM198 188H200V187H198ZM198 188L197 189H195V190H197L198 191ZM235 188V187H234ZM233 188V189H234ZM238 188H237V190H238ZM244 188V187H243ZM112 189H114L113 187H112ZM175 189V190H174ZM185 189H186V187H185ZM184 189V190H185ZM208 189V188H207ZM228 189V188H227ZM231 188H229V190H230ZM236 189V188H235ZM240 189V188H239ZM242 189V188H241ZM240 189V190H241ZM262 189H263V187H262ZM261 189V190H262ZM47 190L49 191L48 193H47ZM119 190H120V188H119ZM124 190V189H123ZM184 190H182L183 192H184ZM191 190V189H190ZM189 190V191H190ZM236 190V192H238ZM243 190V189H242ZM241 190V191H242ZM255 190H256V188H255ZM255 190L254 191H252V192H254L255 193ZM38 191V192H37ZM42 191H41V193H42ZM97 191H99V190H97ZM96 191V192H97ZM182 191H180V193L182 192ZM194 191V190H193ZM259 190H257V192H258ZM37 192V193H36ZM100 192V191H99ZM112 192H113V190H112ZM112 192H111V194H112ZM117 191H115V193H116ZM120 192H122V191H120ZM137 192H139L140 194V196H137V197H134L135 196V194H137ZM177 192H179L178 191V189H177ZM186 192V191H185ZM184 192V193H185ZM192 192V190L190 191V192H187L188 194H190ZM196 192V191H195ZM194 192V193H195ZM198 192H200V190L198 191ZM198 192L196 193V195L198 196ZM203 192V191H202ZM227 192V191H226ZM231 192V191H230ZM233 192V191H232ZM244 192V191H243ZM242 192V193H243ZM261 192H263V190L261 191ZM45 193H47V194H45ZM61 193H66L65 195H66V197L68 196V198L70 199V201H71V203H72V206H70V207H73V211L72 210H70V211H72V212H68L67 211V209H68V204H70V203H68V204H65V202H64V199H62L63 201L61 202L60 201V199H59V201L57 200L58 199V194H61ZM170 193V192H169ZM183 193V194H184ZM208 193V192H207ZM229 193V192H228ZM241 193V192H240ZM254 193L252 194H250V196H252V195H254ZM193 194V193H192ZM203 194V193H202ZM233 194H235V197H234V199L235 198H237L236 197V193H235V191H234V193ZM238 194V196H239V193H237ZM62 195V194H61ZM110 195V194H109ZM180 194H173L172 195V197L174 196V197H176L177 198V196H179ZM185 195V194H184ZM201 195V194H200ZM206 195V194H205ZM232 195V194H231ZM230 195V197H232ZM240 195H242V194H240ZM256 195V194H255ZM254 195V196H255ZM258 196H259V193L257 194ZM101 196V195H100ZM106 196V195H105ZM115 196V195H114ZM117 196V195H116ZM180 196H183V195H180ZM180 196L178 197V198H180ZM186 196V195H185ZM191 196V195H190ZM189 195L188 196H186L185 198H187V197H190ZM195 196V195H194ZM203 196V195H202ZM201 196V197H202ZM242 196H244V194L242 195ZM247 196H249V195H247ZM246 196V197H247ZM257 196V197H258ZM108 198H109V196H107ZM111 197H113V196H111ZM184 197V196H183ZM191 197H193V196H191ZM196 197V196H195ZM194 197V198H195ZM201 197H200V199H201ZM209 197H211V196H209ZM212 197H213V195H212ZM256 197V198H257ZM260 197H262V199L264 200V192L261 194V196ZM115 198V197H114ZM118 198V197H117ZM176 198H174V199H176ZM176 199V200H178V202H179V199ZM205 198V197H204ZM242 198L243 197H239V200L241 199L242 200ZM102 198H100V200H101ZM121 199V198H120ZM182 199V198H181ZM191 199V198H190ZM207 199H208V195H207ZM214 199V198H213ZM258 199H259V197H258ZM261 199V198H260ZM259 199V200H260ZM262 199H261V201H262ZM103 200V199H102ZM106 200V199H105ZM104 200V201H105ZM110 200H112V199H110ZM115 200V199H114ZM192 200V199H191ZM210 202L212 201V200H210V199H208ZM233 200V199H232ZM238 200V199H237ZM253 200V199H252ZM254 200H256V199H254ZM253 200V201H254ZM120 201V200H119ZM175 201V200H174ZM173 201V202H174ZM183 202H184V200H182ZM186 201H187V199H186ZM245 201V200H244ZM243 201V205H244V203H246V202H244ZM102 202V201H101ZM110 202V201H109ZM192 202V201H191ZM194 202V201H193ZM205 202V201H204ZM214 202V201H213ZM234 202H235V200H234ZM233 202V203H234ZM237 202V201H236ZM250 202V201H249ZM258 202V201H257ZM257 202L255 201V202H253L252 203V206L254 205H256L255 207H257V206H259L260 205V203H262V202H260L259 203V205L257 204ZM98 203V202H97ZM107 203V202H106ZM114 203V202H113ZM118 203H121V202H117V204ZM163 203V202H162ZM200 203H201V201H200ZM207 203H209V202H207ZM215 203V202H214ZM239 203V202H238ZM103 204V203H102ZM117 204H115L116 206H117ZM164 204V203H163ZM171 204V203H170ZM174 204V203H173ZM177 204H179V203H177ZM182 204V203H181ZM181 204H179L178 206H180ZM193 204H195V203H193ZM211 204V203H210ZM241 204V203H240ZM239 204V206H242V205H240ZM249 204H251V202L249 203ZM263 204H264V201H263ZM114 205V206H115ZM183 205H185V204H183ZM196 205V204H195ZM234 205V204H233ZM109 206V205H108ZM175 206V205H174ZM177 206V207H178ZM212 206H214V205H212ZM216 206V205H215ZM245 206H247L248 207V205H245ZM244 206V207H245ZM261 206V205H260ZM263 206V205H262ZM98 207V206H97ZM99 210L101 209V206L99 205ZM110 207V206H109ZM109 207H107L108 209H109ZM171 207H173V206H171ZM182 207V206H181ZM180 207V208H181ZM197 207H198V204H197ZM205 207V206H204ZM209 207V206H208ZM237 207H238V205L236 206V209H237ZM244 207H239V208H244ZM111 208V207H110ZM187 208V207H186ZM191 208V207H190ZM194 208V207H193ZM195 208H196V206H195ZM194 208V209H195ZM212 208V207H211ZM214 208V207H213ZM238 208V209H239ZM251 208H254V207H251ZM260 208H263V207H260ZM167 209V208H166ZM173 209V208H172ZM216 209V208H215ZM257 209V208H256ZM106 210V209H105ZM110 210V209H109ZM113 210V209H112ZM169 210V209H168ZM177 210V209H176ZM181 210V209H180ZM183 210H185V209H183ZM197 210H199L198 208H197ZM212 210V209H211ZM240 210V209H239ZM239 210L237 211V212H239ZM243 210V209H242ZM248 209H246V211H247ZM251 210V209H250ZM249 210V211H250ZM253 210V209H252ZM251 210V211H252ZM255 210V209H254ZM264 210V209H263ZM263 210H262V212H263ZM101 212H102V209L100 210ZM175 211V210H174ZM182 211V210H181ZM191 211H192V209H191ZM196 211V210H195ZM241 211V210H240ZM248 211V212H249ZM250 211V212H251ZM256 211V210H255ZM254 211V212H255ZM173 212V211H172ZM176 212H178V210L176 211ZM188 212V211H187ZM197 212L198 211H196L195 212V214H197ZM214 210H213V213L212 214H214ZM185 213V212H184ZM189 213V212H188ZM199 213V212H198ZM257 212H255V214H256ZM264 213V212H263ZM101 214H103V213H101ZM110 214V213H109ZM169 214V213H168ZM170 214H172V213H170ZM180 214V213H179ZM182 214V213H181ZM190 214V213H189ZM207 214H208V212H207ZM225 214V213H224ZM235 214V213H234ZM241 214V213H240ZM244 214H246V213H244ZM243 214V215H244ZM248 214V213H247ZM247 214H246V216H247ZM254 214V215H255ZM70 215V216H69ZM104 215V214H103ZM174 215H176L175 213L173 214V216ZM186 215V214H185ZM184 215V216H185ZM243 215H241V216H243ZM249 215V214H248ZM254 215H252V214H250L249 216H254ZM170 216V215H169ZM180 216V215H179ZM184 216H182L183 217V219L185 218ZM195 216V215H194ZM199 215H196V217L197 218H200V217H198ZM207 216H210V218L212 219V217L214 218V215L213 216H211V215H207ZM235 216V215H234ZM236 216H238L237 218H236V220H238L239 221V219L238 218H240L239 217V214L237 213V215ZM260 216V215H259ZM258 216V217H259ZM261 216H263V219H264V214H262ZM182 217H181V220H182ZM254 217H256V216H254ZM252 218V220L250 219V221H252V224L254 223V224H256V226L259 228V226L260 227H262V235L264 236V220L263 219H259V218ZM48 218H49V223L47 224L46 222H48V221H45V219L46 220H48ZM170 218V217H169ZM188 218H189V216H188ZM187 218V219H188ZM190 218H191V216H190ZM193 218V217H192ZM209 218V219H210ZM232 218V217H231ZM243 218H245V215L243 216ZM261 218V217H260ZM99 219V218H98ZM173 219V218H172ZM194 219V218H193ZM206 219V218H205ZM209 219H208V221L207 222H209ZM240 219H242V218H240ZM101 221H102V219H100ZM157 220V224L158 225H156L155 223V221ZM184 220H186V218L184 219ZM227 220V219H226ZM231 220H233V219H231ZM230 220V221H231ZM234 221V223H236L237 221ZM172 221V220H171ZM200 221V220H199ZM202 221V220H201ZM212 221V220H211ZM128 222H131L132 223V227L130 228V230H135V229H137L138 231H140L141 233H142V235H143V237L145 236L146 238H148L149 239V244H151L152 243V241H150L151 240V235H156V236H160V237H162V241L160 242V244H159V242H153L152 244H153V246H155V248L157 247V249H158V252H157V254H156V256L154 257V258H151V260H148V261H146L147 259H145L144 258V256H143V258L145 259V261L144 260H141V259H143V258H140V259H138V257H137V253H139L140 255H145L146 253H145V249H142L141 247L139 248L138 247V245L136 246L135 244L133 245V244H131V242H130V240H129V237H127L126 235H128V234H123L121 231H123L124 229L126 230V229H129V227H127V224H128ZM177 222V221H176ZM179 222V221H178ZM180 222H182V221H180ZM184 222V221H183ZM183 222H182V224H183ZM213 222V221H212ZM232 222V221H231ZM246 222V221H245ZM100 223V222H99ZM98 223V224H99ZM103 223H105V222H103ZM196 223H199L198 222V219H197V222ZM196 223H194V224H196ZM205 223H206V220H205ZM250 223V222H249ZM168 224V223H167ZM170 224L172 225L173 223L172 222H170ZM170 224H168L169 226H170ZM177 224V223H176ZM181 224V223H180ZM185 224V223H184ZM193 224V225H194ZM202 224V223H201ZM209 224H211L210 222H209ZM233 224V223H232ZM239 224V222L236 224V225H238ZM242 224V223H241ZM246 224H248L247 222H246ZM97 225V224H96ZM100 225H101V223H100ZM174 225V224H173ZM172 225V226H173ZM199 225L200 224H198V225H196V226H198L199 227ZM106 226H108V225H106ZM201 226V225H200ZM204 226H205V224H204ZM250 226V225H249ZM252 226V225H251ZM255 226V227H256ZM96 227V226H95ZM94 227V228H95ZM104 227V229H105V231H106V228H105V226H103ZM211 227V226H210ZM217 227V228H216ZM238 227H240V225L238 226ZM173 228V227H172ZM180 228V227H179ZM183 228V227H182ZM193 228H194V226H193ZM212 228H213V225H212ZM223 228V227H222ZM237 228V227H236ZM235 228V229H236ZM241 228V227H240ZM252 229H253V227H251ZM92 229V228H91ZM97 229V228H96ZM108 229H109V226H108ZM200 229H201V227H200ZM199 229V230H200ZM256 229V228H255ZM260 229V228H259ZM93 230V229H92ZM95 230V229H94ZM129 230V234H131L132 233V231H130ZM170 230H172L171 228H170ZM198 230V228H197V231H199ZM204 230V229H203ZM207 230V229H206ZM223 230V229H222ZM221 230V231H222ZM225 230H227V229H225ZM238 230H239V228H238ZM237 230V231H238ZM249 230V229H248ZM248 230H246V229H243L242 231H241V235H243L244 237H246L247 236V234H248ZM257 230V229H256ZM99 231H101V230H99ZM174 231V230H173ZM179 229H178V233H179ZM181 231H183V230H181ZM212 231H215V230H212ZM211 231V233H213ZM235 232H236V230H234ZM234 231H233V233H234ZM254 231V230H253ZM252 231V232H253ZM260 231V230H259ZM258 231V232H259ZM92 232V231H91ZM97 232V231H96ZM102 232V231H101ZM104 232V231H103ZM125 232H127V231H125ZM140 232H139V234H140ZM200 232H201V230H200ZM209 232V231H208ZM225 232V231H224ZM251 232V230H250V234L252 233ZM256 232L257 231H255V234H256ZM105 233V232H104ZM168 233H169V235L171 236L172 235V237H170V238H173V239H175V240H173L172 241V239H170V240H168ZM232 233V234H233ZM254 233V232H253ZM253 233H252V235H253ZM101 234V233H100ZM220 234V233H219ZM226 234V233H225ZM229 234V233H228ZM228 234H226L225 236L227 237V235ZM231 234V233H230ZM231 234V235H232ZM239 234V233H238ZM105 235V234H104ZM133 235H134V233H133ZM241 235H239L240 237L239 238H241L242 236ZM96 236V235H95ZM108 236V235H107ZM111 236V235H110ZM140 236H141V234H140ZM179 237H180V235H178ZM249 236V235H248ZM260 236V235H259ZM103 237H106V236H102V238ZM113 236H111L110 238H112ZM115 237V236H114ZM114 237H113V239H114ZM117 237V238H118ZM131 237H133V236H131ZM138 237V236H137ZM189 237H191V235H189ZM223 237H224V235H223ZM222 237V238H223ZM235 237H236V235H235ZM253 237V236H252ZM255 238H256V235L254 236ZM108 238H109V236H108ZM117 238H115V239H117ZM154 237H152V239H153ZM178 238V237H177ZM213 238V239H212ZM251 238V237H250ZM249 238V239H250ZM257 238H259L258 236H257ZM264 238V237H263ZM104 239V238H103ZM106 239V241H107V238H105ZM112 240V239H111ZM119 240V239H118ZM145 239H143V242H144V244H145V242L146 241H144ZM154 240V239H153ZM233 240V239H232ZM253 240H254V238H253ZM140 241V240H139ZM138 241V242H139ZM179 241V240H178ZM216 241V242H215ZM221 241V240H220ZM228 241H231V240H228ZM236 241V240H235ZM234 241V242H235ZM243 242H244V239L242 240ZM100 242V241H99ZM98 242V243H99ZM101 242H104V240L103 241H101ZM135 242V241H134ZM142 242V243H143ZM186 242H188V241H186ZM232 242V241H231ZM241 242V241H240ZM242 242V243H243ZM252 242V241H251ZM251 242H249L250 243V245H252L253 243H254V241L252 242V244H251ZM257 242H258V240H257ZM105 244L107 243V242H104ZM117 243H118V241H117ZM189 243V242H188ZM188 243H186V244H188ZM220 243V242H219ZM229 243L230 242H228V245H229ZM245 243V242H244ZM243 243V244H244ZM246 243H247V241H246ZM260 243V242H259ZM261 243H262V240H261ZM95 244V243H94ZM102 244V243H101ZM108 245L110 244V243H107ZM106 244V245H107ZM113 244V243H112ZM139 244V243H138ZM184 244V243H183ZM221 244V243H220ZM219 244V245H220ZM226 244V243H225ZM235 244H237V243H235ZM256 244V243H255ZM103 246H104V244H102ZM141 245V244H140ZM146 245V244H145ZM205 245V244H204ZM207 245V244H206ZM208 245H207V247H208ZM224 245V244H223ZM222 245V246H223ZM249 245V247H251ZM260 245V244H259ZM110 246V245H109ZM209 246V247H210ZM225 246V245H224ZM230 246L231 245H229V248H230ZM236 246V245H235ZM239 246H242V245H240V243H239ZM244 246H246V245H244ZM244 246H242V248L244 247ZM254 246V245H253ZM261 246H263L262 247V249L264 248V245H261ZM101 247V246H100ZM112 247V246H111ZM142 247H144V246H142ZM150 247V246H149ZM228 247V246H227ZM248 246L247 247H245L246 249H248L249 248ZM260 247V246H259ZM101 248H103V247H101ZM105 248H106V246H105ZM115 248V247H114ZM118 248V247H117ZM153 248V247H152ZM233 248V247H232ZM238 248V247H237ZM241 248V249H242ZM244 248V249H245ZM253 248V247H252ZM107 249H108V247H107ZM147 249V248H146ZM151 249V248H150ZM209 249V248H208ZM243 249V250H244ZM245 249V250H246ZM257 249V248H256ZM259 249V248H258ZM262 249H261V251H262ZM101 250V249H100ZM103 250V249H102ZM145 250V251H144ZM149 250V249H148ZM148 250H147V252H148ZM171 250V251H172ZM227 250H229V249H227ZM238 250H239V248H238ZM237 250V251H238ZM244 250V251H245ZM249 250V255H248V253L246 252V254H247V257L248 256H250V250H252V249H248ZM106 251V250H105ZM109 251V249L105 252V254L107 253ZM110 251H112V250H110ZM153 251H155V250H153ZM198 251V250H197ZM200 251V250H199ZM226 251V250H225ZM234 251V250H233ZM240 251H242V250H240ZM244 251L243 252H240V253H244ZM103 252V251H102ZM155 252V253H156ZM174 251H172V253H173ZM202 252V251H201ZM205 252V251H204ZM227 252H229V251H227ZM227 252H226V254H227ZM239 252V251H238ZM237 252V253H238ZM252 252H254V251H252ZM45 253V254H44ZM114 253H115V251H114ZM120 253V252H119ZM151 253V252H150ZM152 253H154V252H152ZM154 253V254H155ZM175 254H176V251L174 252ZM195 253V252H194ZM198 253V252H197ZM239 253V254H240ZM257 253V252H256ZM104 254V253H103ZM102 254V255H103ZM104 254V255H105ZM178 254V253H177ZM228 254H230V253H228ZM235 254V253H234ZM239 254H237V255H239ZM254 254V253H253ZM261 254V253H260ZM263 254V253H262ZM107 255H108V253H107ZM115 255H117V254H115ZM148 255H150V254H148ZM173 255V254H172ZM180 255V254H179ZM208 255V257H209V254L208 253H206V254H203V255H201L202 256V258H206V256ZM218 255V256H219ZM236 255V254H235ZM242 255V254H241ZM240 255V256H241ZM256 255V254H255ZM254 255V256H255ZM48 256V255H47ZM177 256V255H176ZM183 256V255H182ZM181 256V257H182ZM198 256V255H197ZM200 256V257H201ZM217 256V255H216ZM231 256H233V255H231ZM231 256H230V259H231ZM243 256V255H242ZM245 256V255H244ZM261 256V255H260ZM102 257V256H101ZM100 257V258H101ZM105 257V256H104ZM109 257V256H108ZM195 257V256H194ZM199 257V256H198ZM238 257V256H237ZM263 257V256H262ZM262 257H260V258H262ZM106 258V257H105ZM104 258V259H105ZM111 258H112V255H111ZM115 258V257H114ZM119 258V257H118ZM183 258H185V257H183ZM229 258V257H228ZM243 258V257H242ZM250 258V257H249ZM248 258V259H249ZM259 258V257H258ZM254 259V258H253ZM180 260L182 261L183 259H181L180 258ZM195 260V259H194ZM197 260V259H196ZM201 260V259H200ZM206 260H207V258H206ZM243 260H245L244 258H243ZM258 260V259H257ZM100 262H101V260H99ZM108 261H109V258H108ZM110 261V262H111ZM185 261V263L182 261L181 263L183 264H194V263H192L191 262V260L190 261H188V260H184ZM225 261V260H224ZM227 261V260H226ZM260 261V260H259ZM263 261V260H262ZM103 262V261H102ZM201 262V261H200ZM207 262H210V261H207ZM221 262V261H220ZM241 262V261H240ZM240 262H235L234 264H242V263H240ZM251 262H252V260H251ZM206 263V262H205ZM214 263V262H213ZM244 263H246V262H244ZM263 263V262H262ZM45 264V263H44ZM109 264V263H108ZM179 264V263H178ZM221 264H224V263H221ZM248 264V263H247ZM259 264V263H258ZM264 264V263H263Z\"/></svg>",
    "mask_w": 264,
    "mask_h": 264
},
{
    "label": "rangeland",
    "instance_id": "obj_2",
    "mask_svg": "<svg viewBox=\"0 0 264 264\" xmlns=\"http://www.w3.org/2000/svg\"><path fill=\"white\" fill-rule=\"evenodd\" d=\"M98 1V2H97ZM160 1V0H159ZM159 1L157 0V2H155V4H154V6L152 7L151 6V8L152 9H149V10H147V11H145V14H143V12L142 13H139L138 11H140V9L139 8H137V7H139L137 4H136V6L137 7H135V5H134V3L136 2V0L134 1V0H124V5H127L128 7H127V9L129 10L128 12H130V11H132V12H130L129 13V16L131 17L132 15L134 16V14L136 15H140L141 17H142V15L143 16H146L149 12H150V14H149V16L147 15L146 16V18L148 19H150L149 21H151V26H150V29H149V32H147L146 30H144V32L141 34V35H139V37L136 39V41H133V40H135V35L137 34V32H134L135 30L137 31V28H136V25L133 23V22H130V25H129V27L126 29L125 27H123L122 26V24H121V20H122V17H121V13H120V11H119V9L117 8V6L115 5V7H114V5H112L113 6V8H112V6L111 5H108V6H110V10H109V12H107V10H108V8H107V6H106V4H105V2H104V0H94L93 2H92V5H90V6H94V8L96 9V12H95V9L94 8H92L91 7V10H92V14L94 15V21H90L89 23H87V25H89L88 27H87V25H86V28H88V29H86L85 30V32L84 33H81V34H76V35H78V36H75L74 34H73V40H76L78 37V39L77 40H80L81 42H82V45L84 46V47H87V48H90V46H91V44H92V46H93V48L91 47L90 48V50L92 51L91 52V58H92V60L94 61L96 58V61H94L96 64H97V62L99 63V66H94L92 69H86V71L88 72V74H89V76L87 77V83H86V85H85V83L83 84V85H79V87L81 88H79L78 87V85H76V80L75 79H77V75H81V74H83V70H84V66H81V63L80 62H82V61H85V54L83 55L82 53H80V54H78L79 55V61L77 62L75 59H74V57H70V59H71V62L70 63H67L66 65L65 64H63V66H62V64L58 61V60H56V59H54L53 61H51L52 63L51 64H49L48 65V69H49V71H50V69L52 70V71H50V74L53 72V71H55V75L57 76H54V72H53V74L52 75H49V72H47V73H45L46 75L48 74L49 76H51L53 79H56L57 81H56V84H57V82L59 83V81H61L60 82V84H58V85H62V86H67V87H70L69 89H59L58 88V86L55 84V83H51V84H49V87H47L46 89H48L47 91H49V94H48V92L47 91H44V93H42L43 95H41L40 96V99L38 98V100H35L37 103L39 102H42L43 100H45L46 98H48V99H52V97L50 96L52 93L51 92H53V95H54V97H53V99H52V103L50 102V104L51 105H49V106H55V109H58V107H59V110L58 111H60V113H61V110H62V106H61V104L60 105H58V107H56V102H59V100L60 99H62V100H60V102H66V103H64L65 105L67 104V102L69 101V105H70V107H72V105H73V107H76L78 104H79V101H80V98H85L84 96H83V94L87 97V98H90V96H92L91 98L92 99H90V101L88 100L86 103H87V105L89 106V105H91V106H87L86 104V106L88 107H86V106H84V104H81L80 103V105L82 106H80V107H78V109H76L75 110V112H73V113H75V115H76V121L77 122H79L80 120H82V121H80V125L82 126V128L81 129H79L80 131H78L77 133H76V135L74 136V139H71L70 138V140H72L74 143H75V146H76V148L77 149H79L80 147L79 146H81V148H80V150H79V152H81V150H82V160H84V161H87L88 163H89V159L91 160L90 162L91 163H94V165H97L98 167H95V170L97 171L96 173H95V176L92 178H90L91 179V181H92V190L90 189V191L93 193L94 191H95V193H98V194H95L94 195V193L92 194L94 197H93V199L94 198H97L96 200L94 199L93 201H94V203H95V201H96V203H95V209L96 208H98V210H97V212H100V213H98V215H96V213H95V219L97 220V221H99L100 223H101V225H100V223L99 222H97V223H95V225L93 224L92 226H91V228L93 229H87V231H89L90 233H91V236H92V238H93V241L92 242H94L93 243V245L96 247L97 245H99L98 246V253L100 252V254L98 255V258H97V263L99 262V264H112L113 262V260L115 259H120V257L122 256H124L125 254H124V249H123V246H121L122 244H120V243H122L121 242V239H120V237H118V235L117 234H119V232L118 233H116V235H112L111 234V228H110V223L109 222H106V221H104L107 217L105 216L106 214H107V216H109V218L110 217H112L111 215V213L114 211V210H117V211H119V208H121V205L120 204H122L124 201V199H125V195L124 194H128V192L125 190L126 188L125 187H123V186H126L127 185V183H126V179L124 180V175H126V174H128V175H134V173H136V177H138L139 179L137 180V178H136V183L137 184H140L141 182V180H142V174H144L141 170H142V159H143V157L142 156H140V154H137V153H140V148H141V150L142 149H144L147 145H148V142L143 138V134H139V132H136L137 131V128L139 129L138 131H140V133H142V131H143V129H144V131L145 132H148V134H150L152 137H155L158 133L159 134H161V132L162 133H164V132H167V130H168V132L170 133V137L172 138V139H175V141H177V138H175L176 136V134L174 133L175 131H177V132H179L178 130H180V126L183 124V123H185L186 121L185 120H183V114H184V112H190V111H188V110H190V109H192V110H194L193 112H190V114H189V118L187 119V123H190V127L192 128V130H194V131H197V130H199L200 128L203 130H201V132H200V130H199V133H198V137L200 136V138H198V141H197V149H199V150H202L203 148H204V146H205V143L207 142V145H209V147L211 146V147H213L214 148V151H217V153L218 154H216V156H214L212 153H214V151H213V148H211L212 150H209L210 148L209 147H207V146H205L206 148H204V150L206 151V152H204V150H203V153H206V154H204L203 155V153H202V155H200V159H201V156H202V158L204 159H201L199 162L200 163H196L195 161H194V159H193V157L190 155V154H184V156L186 157V156H189L188 158L186 157H184V162L182 163V165H180L179 163H177L176 161H174L173 159H175V160H177V157L175 156V153H173V152H177L178 150H177V148L174 146L176 143H175V141L174 140H172V139H170L169 138V144L167 143V146H165L164 147V149H163V151H161L162 153V158H163V161H162V164H161V167L164 169L163 171H165V172H167V171H169L168 173H169V175H171V176H173V177H176L177 176V179H174V180H178V178L180 179V180H178V181H175L176 183H178L179 184V182H180V184H179V187L178 188H176V190L173 192V189L171 188L170 189V187L168 188H166V189H161L160 190V193L161 194H171V196H170V198H169V200H167V201H160L161 202V205H166L165 206V210H167L166 211V216H167V221H169V222H167L168 224H170V222H172L173 224V226L170 224V226L165 222L163 225L165 226V228L168 230L169 229V232H170V234H173V233H175V234H173V238L176 236V238L175 239H177V240H175V239H173V238H170V237H172V235L170 236L169 235V233H168V240H170V239H172V241L173 240H175V241H173L174 243H178L179 242V245L180 246H187V247H190L192 244V242H193V235L191 234L192 232H190V231H188V230H186V224H188L189 222H191V220H194V221H192L190 224H191V227H192V229H195L194 230V232H196V233H199V234H210V236H211V234H212V236L211 237H213L212 239L213 240H216L215 242H216V244L218 245V247H219V249H220V251H221V254L225 257V258H221V256L219 255V254H214V255H212V254H210L211 252H212V246H210V244L212 243V241H210V244L208 245V243H209V241H204V242H201L200 243V245L199 246H201L200 248L201 249H197V250H195V251H193L192 253H191V255L190 254H188V256L187 255H184V253H182L180 250L178 251V249H176V248H174L172 251H176V254L173 252L172 253V251L171 250H169V252L170 253H168V255L169 254H171V255H169V257H171V259L173 260V262H175V263H179V264H182L181 262L183 261L184 263H185V261L184 260H188V261H190L191 260V262L192 263H194V264H221V263H224V264H234L235 262H240V263H242V264H263L264 263V248L262 249V247L263 246H261V245H264V236L262 235V227H260L259 226V228L256 226V224H252V221H250V219L252 220V218H257L259 215V219H263V216H261L262 214H264L263 212H264V204H263V199H262V197H260L261 196V194L264 192V179H262V180H260V178H261V176L264 174V159L262 158L264 155H260L261 154V151H263L262 152V154L264 153V145H261V146H259L260 148H263V150L262 149H260L259 147H258V145H259V143L257 144V142L259 141V139H257L256 138V136L255 135H253V134H249V137H251L252 138V140H250L249 138H248V136L246 137V139H248V140H245V136L246 135H244V134H246V129H245V126H243V127H241L242 125H240L239 124V121H241V116H235V118L233 117V116H231L230 117V114H231V107H230V100L229 99H232V98H234L235 96L234 95H236L237 94V96L239 95V97H237V98H240V97H242L243 95L244 96H248L249 94H250V92L248 91V90H250L251 89V87L252 86H254L252 83H249V81L251 82V81H253L254 80V84H258V86H260V87H263L264 86V67L263 66H261L263 63H264V57H262V56H264L263 54H264V37H262V36H264V27H262L261 25H264V4H262V3H264V0H258V1H260V3L257 1V0H252V1H250L249 2V0H245V1H243V0H237V6H236V1H226V0H223L224 2H225V6H224V2L222 1V0H218V2L216 1V0H211V2L212 3H210V0H191V2L192 3H189L190 2V0H189V2L187 1H185V0H177V1H175V0H161V2L159 3ZM169 1V2H168ZM172 1H174V2H172ZM185 1V2H184ZM197 1V2H196ZM201 1V2H200ZM206 1H208V2H206ZM255 1H256V4H255ZM101 4H100V3ZM164 2V5L162 6V7H164V6H166V5H168V6H166L168 9H167V13L168 14H166V16L164 15L165 13L162 11L161 12V10H160V8H159V6H160V4L162 5V3ZM167 2V3H166ZM175 2H176V5H175ZM195 2H196V4H195ZM206 2V3H205ZM235 2V3H234ZM239 2L241 3V4H239ZM243 2V3H242ZM247 2H248V4H247ZM100 6H98L97 4ZM126 3V4H125ZM128 3V4H127ZM178 3H180V6L178 5V7H179V9H178V7H177V4ZM183 3V4H182ZM187 3H189V4H187ZM197 3H199V5H197ZM203 4V6H202V4ZM208 3V4H207ZM214 3H217V6L214 4ZM221 3H222V6H221ZM230 3V4H229ZM249 3H251L250 5H251V7L249 8H247V6H250L249 5ZM94 4V5H93ZM130 4H131V6H133V7H131L130 6ZM172 4V5H171ZM183 5V7H181L182 5ZM191 4V5H190ZM201 4V5H200ZM214 5L213 6V8H214V11L217 13H215L214 14V12H213V8L212 7H210V5ZM232 4V5H231ZM235 4V5H234ZM243 5L242 7L241 6H239V5ZM259 4V5H258ZM102 5V6H101ZM156 5H158V8H157V6ZM173 6L174 8H170V10H169V7H171V6ZM190 5V6H189ZM196 5V6H195ZM206 6V8H205V6ZM227 5V6H226ZM246 7H245V6ZM263 5V6H262ZM95 6H97V7H95ZM105 6H106V8H105ZM130 6V7H129ZM156 6V7H155ZM186 6H187V8L189 9H187L186 8ZM192 6H194L193 8L195 9V8H197V7H199V9L197 8V10L195 9V11H193L194 9L193 8H191ZM209 6V7H208ZM228 6H229V8H228ZM234 6V7H233ZM261 6H262V8H261ZM48 7H50L51 9V11L48 13V16H47V19H46V22L47 23H52V25L51 26H53V27H51V28H55L56 26H57V24H59V22H60V20H61V12H58V10L54 7V6H48ZM161 7V8H162ZM178 9H176V8ZM182 9H181V8ZM185 7V8H184ZM218 7V8H217ZM220 7H222V8H220ZM226 7V8H225ZM233 7V8H232ZM238 8V10L240 11H237L236 12V9ZM241 7V10L239 9ZM255 9V7H256V9L255 10H253V8ZM260 9L261 8V10L259 11L258 10V8ZM98 8V9H97ZM153 8H155V10H153ZM184 8V9H183ZM204 8V9H203ZM207 8H211V9H207ZM227 8H228V10H227ZM244 8V9H243ZM55 10V13H54V10ZM94 9V10H93ZM100 9V12L98 11ZM136 9H137V12H136ZM139 9V10H138ZM156 9H158L157 11H156ZM180 9H181V12H180ZM187 11H189V12H187ZM200 9H203L202 11L200 10ZM206 9H207V12H206ZM218 9H220V11L218 10ZM243 9V10H242ZM246 9V10H245ZM250 9H251V11H250ZM103 10V11H102ZM105 10V11H104ZM113 10V11H112ZM135 10V11H134ZM153 12H152V11ZM160 10V11H159ZM185 10V11H184ZM192 10V11H191ZM208 10H210V12L208 11ZM221 10H223L224 12H222ZM246 12H245V11ZM249 10V11H248ZM258 10V11H257ZM53 11V12H52ZM57 11V12H56ZM118 11V12H117ZM149 11V12H148ZM170 11H172V12H170ZM173 11H175V12H173ZM183 11H184V13H183ZM203 12V13H201V12ZM205 11V12H204ZM231 11H233V12H231ZM243 11H244V13H243ZM254 11H257L256 13L254 12ZM261 11H262V13H261ZM99 12V13H98ZM104 12V13H103ZM112 12V14H110ZM134 12V13H133ZM136 12V13H135ZM141 12V11H140ZM157 12V13H156ZM160 12V13H159ZM180 12V13H179ZM190 12H191V14H192V16L193 17H191V14H190ZM199 12V13H198ZM219 12V13H218ZM243 14H242V13ZM251 14H250V13ZM51 13H52V16H51ZM107 13V14H106ZM109 13V14H108ZM116 13H117V15H116ZM153 13V14H152ZM157 14V15H155V14ZM174 13V14H173ZM186 13H187V16H186ZM206 13V14H205ZM224 14V16H223V14ZM225 13H227V14H225ZM230 13V14H229ZM235 13H240V14H242V15H239L238 14V16H237V14H235ZM254 13V14H253ZM261 13V14H260ZM58 14V15H57ZM106 14V15H105ZM131 14V15H130ZM170 14H172L173 16L176 14V16H172V15H170ZM198 14V15H197ZM202 14H203V16H202ZM219 14H220V16H219ZM258 14H259V16H258ZM111 15H112V17H111ZM115 15V16H114ZM150 15L152 16V17H150ZM158 15H160L159 17H157ZM169 15V16H168ZM184 18H182L181 16ZM197 15V16H196ZM201 15V16H200ZM213 15H215L216 17H217V19H215L214 20V18H212L211 19V17L210 16H213ZM227 15V16H226ZM231 15H232V17H231ZM244 15V16H243ZM252 15L253 16H255V18L253 17V19L251 18L252 17ZM262 15V16H261ZM49 16H51L50 18H48ZM60 16V17H59ZM163 16H165V18L163 17ZM180 16V17H179ZM184 16H186V17H184ZM194 16H196V17H194ZM205 16H207V17H205ZM230 18H229V17ZM249 16V17H248ZM256 16H258L257 17V19H256ZM154 17V18H153ZM156 17V18H155ZM161 17V18H160ZM166 17H168V19H170V20H168ZM170 17V18H169ZM172 17V18H171ZM189 17V18H188ZM202 17V18H201ZM220 19H222L223 21H225V23L224 22H222V20L220 21V20H218L219 18ZM222 17V18H221ZM225 17V18H224ZM227 17V18H226ZM234 17V19H232ZM241 17H242V19H243V17H244V19L243 20H241V21H243V22H241V23H243V26H242V24H238V26H237V23L236 22H238V23H240V20H238L237 21V19H241ZM262 17H263V19H262ZM70 18H71V20H72V18H73V15H71L70 16ZM77 18V17H76ZM93 18V17H92ZM133 18V17H132ZM157 18H159V19H157ZM173 18H175L174 20L175 21H177V19L180 21V23H178V22H175L174 20H173ZM177 18V19H176ZM183 19V20H181V19ZM192 20H191V19ZM193 18H195V21H193L194 19ZM199 18V19H198ZM204 18H206V19H204ZM209 18V19H208ZM49 19H50V21H49ZM53 19V20H52ZM54 19H55V21H54ZM160 19H161V21L162 20H164V21H162L163 23H164V25H163V23L160 21ZM190 19V20H189ZM203 19H204V21H203ZM231 19V20H230ZM247 19V20H246ZM251 19V20H250ZM262 19V20H261ZM59 20V21H58ZM74 20H75V16H74ZM157 20V21H156ZM167 20H168V22H167ZM185 20H187V21H185ZM198 20H200V21H198ZM209 20H210V22H209ZM212 20V21H211ZM229 21V23H228V21ZM234 21V23H233V25H232V22ZM249 20V21H248ZM258 20V21H257ZM58 21V22H57ZM103 21H104V23H103ZM154 21V22H153ZM161 22V23H158V22ZM194 22V24H193V22ZM215 21V22H214ZM220 21V25L218 24V22ZM236 21V22H235ZM251 21V22H250ZM255 21H256V23H255ZM74 22V24H72L73 26H75L76 25V21H71V23H73ZM99 22H101V25L102 26H100V23ZM186 22V23H185ZM190 22H192V23H190ZM209 23V24H207V23ZM217 22V23H216ZM247 22V23H246ZM253 22V23H252ZM261 22V23H260ZM56 23V24H55ZM96 23H98V24H96ZM105 23H106V26H105ZM109 23V24H108ZM173 23H178V24H176L177 26H175V24H173ZM196 23H197V25H196ZM204 23V24H203ZM206 23V24H205ZM214 23H216V24H214ZM226 23L228 24V25H230V27H227L228 25H226ZM231 23V24H230ZM250 23V24H249ZM260 24V26L258 25V24ZM90 24H91V26H92V29H91V26H90ZM94 24V25H93ZM103 24H104V26H105V29H103L104 27H103ZM153 24V25H152ZM158 24H159V26L161 27V26H163V28L164 27H167L168 25L169 26H172L173 27V29H174V26H175V30H177L178 31V33L179 34H184L183 36V38L181 37L182 35H180V37L182 38V40L183 41H185V42H187V43H195V46H194V44H193V46L196 48H194L195 50L193 51V48H192V51H191V49H189V48H182V49H184L183 51H182V49L180 48V49H178L179 47H178V45H176L177 43H174L173 42V39H172V36L171 35H169L168 37H167V39L166 40H161V37H160V35L162 34V33H165L166 31H165V28L163 29V31L160 29V27L158 26ZM185 24V25H184ZM193 24V25H192ZM254 24V25H253ZM96 25H97V27H96ZM157 25V26H156ZM167 25V26H166ZM180 25V26H179ZM189 25H191V26H189ZM196 25V26H195ZM207 26V28H206V26ZM211 25V26H210ZM222 25V26H221ZM236 25V26H235ZM240 25V26H239ZM247 25V26H246ZM253 27V29H251V27ZM99 26H100V28H99ZM179 26V27H178ZM184 26V27H183ZM187 26V27H186ZM195 26V27H194ZM197 26H198V28H197ZM209 26V27H208ZM216 27L217 29H215L214 27ZM219 26V27H218ZM234 28H233V27ZM245 26V28L243 29V27ZM249 26V27H248ZM96 28V30H95V28ZM151 27H153V28H151ZM190 29H189V28ZM220 27H222V28H220ZM232 27V28H231ZM261 27V29H259ZM98 28V29H97ZM108 28V29H107ZM111 28V29H110ZM133 28V29H132ZM159 28V29H158ZM176 28H178V29H176ZM182 28H184V29H182ZM187 28V29H186ZM197 28V29H196ZM200 28V29H199ZM205 28V29H204ZM209 28V29H208ZM215 30H217V32H218V34L219 35H217L216 36V34H217V32L216 31H214V29ZM219 28V29H218ZM225 28H227V29H225ZM229 28V29H228ZM241 28V29H240ZM248 28V29H247ZM100 29V30H99ZM109 29H110V31H109ZM131 29V30H130ZM156 29V30H155ZM190 31H189V30ZM193 29V30H192ZM199 29V31L202 29V31H200V34H202V35H200L199 34V31H197ZM224 29H225V31H224ZM232 29H233V31L236 33H234L233 31H232ZM243 29V30H242ZM249 29H250V31H249ZM91 30V31H90ZM99 30V31H98ZM101 30H102V32H101ZM106 30V31H105ZM126 30V31H125ZM128 30H129V32H128ZM159 30L162 32H159ZM184 32H183V31ZM186 30H188V31H186ZM192 30V31H191ZM208 30H210L211 32H209ZM220 32H219V31ZM260 31V33H258L259 31ZM263 30V31H262ZM87 31V32H86ZM89 31V32H88ZM95 31H96V35H95ZM104 31V32H103ZM108 31V32H107ZM118 31H121L120 33L118 32ZM134 33H133V32ZM183 32V33H180V32ZM203 31H205V32H203ZM228 31V32H227ZM230 31V32H229ZM242 31V32H241ZM258 31V32H257ZM93 32V33H92ZM99 32V33H98ZM111 34H110V33ZM210 34H209V33ZM214 32H216V33H214ZM227 32V33H226ZM232 32V33H231ZM240 32H241V34H240ZM249 32V33H248ZM253 32H255V33H253ZM54 33V32H53ZM88 35H87V34ZM92 33V34H91ZM106 33H108V34H106ZM196 33L198 34L197 35V39H195L196 38ZM237 33H239V34H237ZM249 35H248V34ZM251 33H253L254 34V36H251V35H253V34H251ZM261 33H263V34H261ZM98 34H99V37H98ZM127 34V35H126ZM131 34H132V36H131ZM145 34V35H144ZM213 34H214V36H213ZM221 34H223V36H221ZM226 34H228V35H226ZM229 34H232L231 36L229 35ZM238 36L237 38H236V36ZM79 35H81V36H79ZM104 35V36H103ZM110 35V36H109ZM130 35V36H129ZM146 35H148L147 37H146ZM205 35L207 36V37H205ZM245 35V36H244ZM248 35V36H247ZM257 37H256V36ZM91 36V37H90ZM94 36H96V37H98V38H96V37H94ZM200 36H202V37H200ZM232 36H234V38L232 37ZM103 37H105V38H103ZM112 37V38H111ZM130 37V38H129ZM149 37V38H148ZM151 37H154V38H151ZM187 39H186V38ZM188 37H191V39H189ZM195 37V38H194ZM211 37V38H210ZM214 37V39H212ZM216 37H218V38H220V39H218V40H220V41H218V40H216L217 38ZM226 40H224L223 38ZM229 37H232V40L230 41V40H228L229 39ZM248 37V38H247ZM253 37V38H252ZM258 37H259V39H258ZM89 38V39H88ZM95 38V39H94ZM101 38V39H100ZM114 38V39H113ZM133 38V39H132ZM192 38H194V40L196 41H194ZM201 38H203V39H201ZM205 38V39H204ZM216 38V39H215ZM222 38V39H221ZM227 38V39H226ZM236 38V39H235ZM239 38V39H238ZM242 38H243V40H242ZM252 38V39H251ZM255 38V39H254ZM98 39V40H97ZM110 39V40H109ZM114 40V42L113 41H111V40ZM115 39H116V41H115ZM120 39H122V40H120ZM128 41H127V40ZM130 39V40H129ZM132 39V40H131ZM140 39V40H139ZM144 39H145V41H144ZM150 39V40H149ZM170 39V40H169ZM189 39V40H188ZM200 39V40H199ZM241 39V40H240ZM248 41L249 43H246V41ZM248 39V40H247ZM258 40V42H257V40ZM76 40V41H77ZM95 42H94V41ZM100 40H101V42H100ZM155 40H160V41H155ZM191 40H193V41H191ZM197 40H199V41H197ZM203 40V41H202ZM211 40H213V41H211ZM214 40H215V42H216V44H215V42H214ZM224 40V41H223ZM228 40V41H227ZM85 41L87 42V43H85ZM92 41V42H91ZM111 42V43H107V44H105L106 42ZM122 41V42H121ZM130 41H131V43H130ZM168 41V42H167ZM172 41V46H171V44L169 43V42H171ZM201 41V42H200ZM205 41V42H204ZM210 41V42H209ZM222 41L224 42V43H222ZM230 41V42H229ZM238 41H242L241 42V44H240V42H238ZM256 41V42H255ZM89 42H91V44H90V46H88V44H89ZM137 42V43H136ZM141 42V43H140ZM144 42V44L145 43H147L148 42V44H142ZM153 42V43H152ZM199 43V44H197L196 45V43ZM213 42V43H212ZM237 43V45H236V43ZM244 42V44H242ZM250 42H252V43H250ZM255 42V43H254ZM260 42V43H259ZM93 43H94V45H93ZM98 43V44H97ZM119 43V44H118ZM127 43H128V45H127ZM138 44V45H136V44ZM154 43H155V45H154ZM157 43V44H156ZM160 43V45H161V47L160 48H162V46H163V48L162 49H166V47L167 48H175V49H178V51L180 52L178 55H177V59H176V61H179L178 63L175 61V63L176 64H171L170 65V63H167V61H166V59H165V57L166 58H169L170 56H168V54L167 53H165L166 51H164V52H161V55H162V59H160L161 58V55L160 54H158L159 56L157 57L156 55V53L157 52H155L156 50H154V48L155 49H157V48H159V44ZM164 43H166V44H168V45H165ZM204 45H203V44ZM220 43V44H219ZM227 43V44H226ZM228 43H232L231 45L229 44L228 45ZM235 43V44H234ZM257 43V44H256ZM263 43V44H262ZM99 44H100V46H99ZM121 44V45H120ZM126 44V45H125ZM142 44V45H141ZM173 44H174V46L175 47H173ZM210 44H212L211 46L212 47H209L210 46ZM213 44H214V46H213ZM223 44V45H222ZM246 44V45H245ZM261 44V45H260ZM113 45V46H112ZM118 45V46H117ZM199 45H201L202 47H200ZM209 45V46H208ZM221 45V46H220ZM226 45V46H225ZM236 45V46H235ZM243 45V46H242ZM246 47H245V46ZM254 45V46H253ZM255 45H256V48H255ZM114 46H115V48H114ZM123 46H124V48H123ZM137 46H139V47H137V49H135ZM151 48L152 46H155V47H152V50L155 52H153L154 54H152L151 53V51L149 50L150 48ZM229 46H232V47H229ZM235 46V47H234ZM252 46V47H251ZM258 46V47H257ZM260 46V47H259ZM95 47V48H94ZM99 47V48H98ZM113 47V48H112ZM178 47V48H177ZM209 47V48H208ZM216 47H218V48H216ZM222 47H223V49H222ZM237 47L238 48H242V50L243 51H245L244 53H243V51L241 50H238L237 49ZM247 47H248V49H247ZM251 47V48H250ZM98 48V49H97ZM108 48V49H107ZM109 48H110V50H109ZM112 48V49H111ZM117 48V49H116ZM127 48H129V49H127ZM140 50H139V49ZM147 48V49H146ZM149 48V49H148ZM234 48H236V49H234ZM244 48V49H243ZM253 48H255V51H256V53H255V51H254V49ZM93 49H96L95 51L93 50ZM104 49V50H103ZM105 49H107V51L108 52H106V50ZM115 49L117 50V51H115ZM127 49V51H125ZM131 49V50H130ZM132 49H135V50H132ZM145 49V50H144ZM198 49H199V51H198ZM247 49V50H246ZM258 49V50H257ZM260 49H262V50H260ZM119 50V51H118ZM122 50V51H121ZM138 50V51H137ZM144 50V52L147 54L148 53V57L151 59L152 58V56H154L153 58L154 59H151V60H149V62H148V68H147V66L146 67H143V65L140 63V60H141V58L144 60V59H149L148 57H147V55L143 52V53H141L142 51ZM202 52H201V51ZM238 50V51H237ZM252 50H253V52H254V56H255V58L257 59V60H259V61H257L255 58H253L254 56L252 55ZM93 51H94V56L92 55V53H93ZM115 51V52H114ZM125 53H124V52ZM129 51V53H127ZM187 51V52H186ZM191 51V52H190ZM227 51H231V52H228L227 53ZM250 53H249V52ZM259 51V52H258ZM97 52V53H96ZM100 52V54H98ZM103 54H102V53ZM112 54H111V53ZM114 52V53H113ZM117 52V53H116ZM134 54H133V53ZM135 52H138V53H136L137 55H135ZM182 52V53H181ZM207 53V55L206 54H203V53ZM240 52H242V54L240 53ZM247 52H248V54H247ZM261 52V53H260ZM262 52H263V54H262ZM105 53H108L107 55H108V57L106 58V54ZM110 53V54H109ZM121 53H122V55H121ZM127 53V54H126ZM151 53V54H150ZM160 53V52H159ZM162 53H164V54H166V56L164 55V54H162ZM190 53H192V54H190ZM221 53H223V54H221ZM238 53H240V54H238ZM245 53H246V55H245ZM97 54V55H96ZM105 54V55H104ZM114 54H119V56H117V55H115L114 56ZM143 54V55H142ZM188 54V55H187ZM195 54V55H194ZM255 54H257V55H255ZM262 54V55H261ZM70 55H71V53H70ZM82 55V56H81ZM96 55V56H95ZM99 55V57H97ZM121 55V56H120ZM128 57H127V56ZM131 55V56H130ZM134 55V56H133ZM165 57H164V56ZM181 55V56H180ZM190 55L192 56H195V57H193L192 56V58L190 57ZM200 55H202L203 57H200ZM206 57H205V56ZM209 55V56H208ZM243 55H244V57H245V60H244V58H242L243 57ZM247 55H248V57H247ZM104 56V57H103ZM125 56V57H124ZM133 56V57H132ZM144 56V57H143ZM145 56H146V58H145ZM182 56H184V57H182ZM186 56V57H185ZM189 56V58H187ZM199 56V57H198ZM251 56V57H250ZM253 56V57H252ZM261 56V57H260ZM82 57V58H81ZM84 57V58H83ZM117 59H116V58ZM122 59H121V58ZM207 57H208V59H207ZM214 57H218L217 59H218V61L220 62V64H219V62L217 61V60H214ZM69 58V57H68ZM98 58H100V59H98ZM113 58V59H112ZM125 58H126V60H125ZM132 60L131 61V64L129 63L130 61H127V60H130V59ZM140 58V59H139ZM182 58V59H181ZM198 58V59H197ZM202 58H204V59H202ZM219 58H221V59H219ZM242 60H241V59ZM262 58V59H261ZM82 61H81V60ZM84 59V60H83ZM121 59V60H120ZM133 59H135V61L133 60ZM138 59V60H137ZM156 59V60H155ZM185 59L187 60L186 62H185ZM189 59V60H188ZM194 61L195 59H197V61H195V63H193V61ZM200 59V60H199ZM202 59V60H201ZM207 59V60H206ZM261 59V60H260ZM112 60V61H111ZM117 60H120L121 62H120V64H122V65H124V67L126 68V69H128L129 71H128V73L126 72V76L124 75V76H122L121 77V75L120 76H118L119 74H118V66H119V62H116ZM124 60V61H123ZM154 61V63H152L153 61ZM163 60H165V61H163ZM192 62H191V61ZM244 60V61H243ZM57 61V63H55V62ZM115 61V62H114ZM137 61H138V63H137ZM152 61V62H151ZM160 63H159V62ZM163 61V62H162ZM181 61V62H180ZM198 61H200V63L198 62ZM206 61V62H205ZM212 63V65L209 63ZM218 63H217V62ZM225 62L224 64H223V62ZM241 61V62H240ZM243 61V62H242ZM249 61V62H248ZM59 62V63H58ZM104 62V63H103ZM112 62V63H111ZM124 62H128L127 63V65H126V63H124ZM167 64H166V63ZM183 62V63H182ZM197 62V63H196ZM203 62H205V63H203ZM74 63V64H73ZM78 63H80V64H78ZM103 63V64H102ZM115 63H117L118 64V66L116 67V65L117 64H115ZM135 63V64H134ZM138 65H137V64ZM157 63V64H156ZM162 63V64H161ZM163 63H165L166 65H167V68L165 67V65L163 64ZM216 63V64H215ZM221 63L224 65H221ZM241 63V64H240ZM243 63V64H242ZM246 63H248V64H246V65H248L249 66V68H248V66H246L245 64ZM249 63H250V65H249ZM55 64H56V66H55ZM70 64H72V69L73 68H75L76 69V67L78 68V69H70V67H69V65ZM108 64V65H107ZM113 64V65H112ZM149 64H152L151 66L149 65ZM154 64V65H153ZM161 64V65H160ZM185 64V65H184ZM195 64V65H194ZM217 64H219V67L217 66ZM260 64V65H259ZM100 65H102V66H100ZM130 65V66H129ZM140 65V66H139ZM141 65H142V68H141ZM155 65H157L158 66V68H156L157 66H155ZM170 66V68H169V66ZM172 65H174L175 67H173ZM182 65V66H181ZM187 65V66H186ZM213 65H214V67H213ZM253 65H259V69H258V66L257 67H255V66H253ZM264 65V64H263ZM55 66V67H54ZM60 66V67H59ZM67 68H66V67ZM71 66V65H70ZM76 66V67H75ZM114 66V68H112ZM127 66V67H126ZM134 66V67H133ZM152 66H153V68L156 70V72H155V70L152 68ZM161 66V67H160ZM162 66H164V67H162ZM194 66H195V68H194ZM198 66H200V67H198ZM212 66V67H211ZM244 66V67H243ZM252 66H253V68H252ZM50 67V68H49ZM52 67V68H51ZM58 67V68H57ZM62 67H64L65 68V70L66 69H70L69 71L71 72L72 71V73H73V78L75 77V79H73V80H71L72 79V73H69V71L68 70H66L65 72L63 71L64 69L62 68ZM82 67V68H81ZM98 67H99V69L100 70H98ZM136 67H138V68H136ZM171 67H173V69H171ZM179 67V68H178ZM183 67V68H182ZM184 67H185V70H184ZM187 67L189 68V70L187 69ZM216 67H218V68H216ZM241 67V68H240ZM245 68V69H243V68ZM47 68L45 69L46 71H47ZM57 70H55V69ZM59 68H62L61 70L62 71H60L59 70ZM116 68V69H115ZM141 68V69H140ZM176 68H178V69H176ZM197 68L199 69V73L197 74V72H198V70H197ZM214 69V68H216V69H214L212 72H214V74L212 73V72H210V69ZM220 68V69H219ZM239 68V69H238ZM255 68V69H254ZM94 69H95V71H94ZM102 69V70H101ZM149 70L150 72H146V70ZM151 69V70H150ZM158 69V70H157ZM160 69H162V73H160L161 71H160ZM163 69H164V71H163ZM170 70V71H168V70ZM193 69H196L197 70V72H195V73H193L192 74V70ZM238 71H237V70ZM258 69V70H257ZM105 70V71H104ZM145 71L146 73H144L143 71ZM152 70H154L153 72L155 73H153L152 72ZM171 70H173V71H171ZM180 70H181V72H180ZM183 70V71H182ZM196 70H194V71H196ZM240 70V71H239ZM45 71V72H46ZM92 71V72H91ZM94 71V72H93ZM104 71V72H103ZM136 71H139V74H138V72H136ZM141 71V72H140ZM158 71H160V72H158ZM165 71H167V73L165 72ZM176 71V72H175ZM178 71V72H177ZM186 73H185V72ZM193 71V72H194ZM201 71H203V72H201ZM208 71H209V73L210 74H212L211 76H209L210 74L208 73ZM218 71V72H217ZM221 73H220V72ZM227 71V72H226ZM228 71H229V73H228ZM242 71V73H240ZM246 71V72H245ZM253 71V72H252ZM255 71H256V73H255ZM260 73H259V72ZM58 72V73H57ZM63 72V73H62ZM77 72V73H76ZM86 72V73H87ZM97 72H100V73H97ZM102 72V73H101ZM117 73V75H116V73ZM133 72H136V73H133ZM170 72H171V75H170ZM181 74H180V73ZM207 72V73H206ZM216 72V73H215ZM237 72V73H236ZM244 72V73H243ZM95 75H94V74ZM108 73H110V76H111V78L112 79H114L115 81H113V80H111V82H110V76H109V74ZM112 73V74H111ZM141 73H142V75H141ZM153 73V74H152ZM160 73V74H159ZM166 75H168V76H166ZM172 73H179V74H172ZM205 75H204V74ZM219 73H220V75H219ZM237 75H236V74ZM247 73V74H246ZM250 73V74H249ZM259 73V74H258ZM263 73V74H262ZM98 74V75H97ZM105 74V75H104ZM106 74H108L107 76H106ZM113 74H115L116 75V77H115V75H113ZM128 74H129V76H128ZM145 74V75H144ZM149 74H151L150 76H148ZM157 74V75H156ZM183 74V76L181 77V78H183V79H181L180 78V76ZM194 75V76H192V75ZM201 74H202V76H201ZM242 74V76L240 77V75ZM249 74V75H248ZM254 74V75H253ZM256 74H258L257 76H258V78L256 77ZM75 75V76H74ZM91 75V76H90ZM97 75V78L98 79H100V81H103L102 83L100 82V81H98L97 80V78H95V76ZM102 75V76H101ZM154 75H156V76H154ZM176 75V76H175ZM180 75V76H179ZM187 75H189V76H187ZM247 75V76H246ZM251 75L253 76L252 78H251ZM260 75H261V77H260ZM99 76V77H98ZM161 76V77H160ZM167 77V80H164V79H166L165 77ZM177 76H179V77H177ZM191 76L193 77V79H191ZM198 76H200V77H198ZM222 76H224V77H222ZM244 76H246L245 78H244ZM250 78H249V77ZM91 77V80L92 81H90V78ZM128 78V79H126V78ZM133 79H132V78ZM150 77L153 79V80H151L150 79ZM157 79V81L155 80V78ZM158 77V78H157ZM176 77V78H175ZM184 77H185V79L187 80V81H189V82H187L185 79H184ZM189 77V78H188ZM238 77H240V78H238ZM243 77V78H242ZM58 78V79H57ZM70 78V79H69ZM93 78V79H92ZM95 78V79H94ZM109 78V79H108ZM117 78V79H116ZM119 78H121L120 79V81L124 78V80L123 81H118L119 80ZM134 78H136L135 79V82H134ZM160 78V79H159ZM164 78V79H163ZM172 78V79H171ZM176 80H175V79ZM177 78H179L178 80H177ZM194 78H196V79H194ZM199 78V79H198ZM202 78H203V80H202ZM239 79V81H237L238 79ZM254 78V79H253ZM256 78L257 79H259V80H256ZM262 78H263V80H262ZM169 79H171L169 82L170 83H168V80ZM175 81H174V80ZM198 79V80H197ZM202 81H201V80ZM222 79H223V83H222ZM237 79V80H236ZM246 81H245V80ZM251 79V80H250ZM253 79V80H252ZM150 80L153 82H150ZM182 80V81H181ZM185 80V81H184ZM195 80V82H193ZM65 81V82H64ZM71 81V82H70ZM106 81V82H105ZM109 83H108V82ZM127 81H128V83L130 82V83H132V84H128L127 83ZM132 81V82H131ZM166 81V82H165ZM176 81H178V83L176 82ZM179 81L180 82H182L181 83V85L179 84ZM183 81H184V84H183ZM199 81H200V83H199ZM233 81H234V83H233ZM236 81V82H235ZM242 81H243V84H242ZM256 81V82H255ZM258 81H260V82H258ZM64 82V83H63ZM92 82V83H91ZM96 82H98L97 83V85H96ZM158 82H159V84H158ZM164 82H165V84H164ZM185 82L187 83V84H190V86H192V87H194V86H196L197 85V83H198V85L200 86L199 87V89L201 90V91H203V92H199V95H197V94H195V93H193V91L192 90H190V91H188L187 93H186V89H185ZM208 83L205 87L206 88H208V91H210V92H212V93H210V92H208L207 91V89L205 88V87H202V86H204L206 83ZM237 82H238V84H237ZM247 82V83H246ZM69 83V84H68ZM75 83V84H74ZM90 83H91V85H90ZM112 85H111V84ZM127 84V85H125L124 86V84ZM142 83V84H141ZM146 83H149V85H147ZM152 83V84H151ZM155 83V84H154ZM166 83H168V85H166ZM173 83V84H172ZM195 83H196V85H195ZM231 83H233V84H231ZM247 84V86H246V84ZM67 84V85H66ZM90 86H89V85ZM93 84V85H92ZM101 84V85H100ZM105 84V85H104ZM138 84V85H137ZM183 84V85H182ZM194 84V85H193ZM202 84H204V85H202ZM211 84V85H210ZM216 84V85H215ZM224 84V85H223ZM229 85V87H228V85ZM235 84H236V86H235ZM249 84H250V86H249ZM251 84H252V86H251ZM261 84H262V86H261ZM54 85V86H53ZM102 86V87H100V86ZM130 85V86H129ZM155 85H157L158 87L157 88H155V86L153 87V86ZM161 85V86H160ZM164 85H166V86H164V88L166 87L168 90H169V92H168V90H165L164 88H163V86ZM172 85V86H171ZM174 85V86H173ZM178 86L177 88H176V86ZM197 85V86H198ZM208 85H210V87L208 86ZM225 85H227L226 86V88H225ZM237 85H238V87H237ZM240 85V86H239ZM51 86V87H50ZM74 86H76L75 88H74V90H73V87ZM83 86V87H82ZM92 86H93V88H92ZM104 86H107V87H105L104 88ZM145 86V87H144ZM148 86H149V88H148ZM196 86V87H197ZM221 86V87H220ZM233 86L235 87V88H233ZM86 87H88L87 88V90H86ZM112 87V88H111ZM125 87V88H124ZM141 87V88H140ZM143 87V88H142ZM179 87H181V88H179ZM211 87H213V88H211ZM216 87V88H215ZM217 87L219 88V89H217ZM224 87V88H223ZM239 87H242V88H240L239 89ZM55 90H54V89ZM58 88V89H57ZM77 88V89H76ZM97 88H98V90H97ZM102 88V90H100ZM108 88V89H107ZM128 88V89H127ZM151 88V89H150ZM152 88H154V89H152ZM176 88V89H175ZM222 88V89H221ZM230 88V89H229ZM232 88V89H231ZM238 88V89H237ZM243 88H245V90L243 89ZM250 88V89H249ZM86 90V92H84L85 90ZM142 89V90H141ZM148 89V90H147ZM160 89H163L162 91L160 90ZM171 89H172V91H171ZM177 91H175V90ZM204 89V90H203ZM211 89L212 90H214V89H217V90H220V91H222L221 93H220V91H217V90H214V91H216V92H219L220 93V97L218 96L219 95V93H216V92H214L215 94H216V98H215V94H213V91H211ZM223 89H226L225 91H226V93H225V91H223ZM235 89V90H234ZM237 89V90H236ZM65 90H67V91H65ZM71 90L73 91L72 93H68V92H71ZM78 92H77V91ZM97 90V91H96ZM130 90H131V92H130ZM150 90V91H149ZM151 90H154V91H151ZM156 90H159L158 92H156ZM173 90H174V92H173ZM186 90V91H185ZM199 90V91H200ZM233 90V91H232ZM249 92V94H245L247 91ZM51 91V92H50ZM60 91V92H59ZM90 91V92H89ZM149 91V92H148ZM180 91V92H179ZM185 91V92H184ZM205 91H207V92H205ZM228 91V92H227ZM234 91H235V93H234ZM238 91V92H237ZM242 93H241V92ZM244 91H246L245 93H244ZM46 92H47V94H46ZM57 92H59V93H57ZM65 92V94H63ZM74 92H75V94H74ZM84 92V93H83ZM88 92V93H87ZM98 92V93H97ZM121 92H124V93H121ZM128 92V93H127ZM184 92V93H183ZM191 92V93H190ZM233 92V93H232ZM76 93H78L80 96H78ZM90 93V94H89ZM147 93V94H146ZM166 93V94H165ZM170 93V94H169ZM174 93V97L172 96V94ZM189 93V94H188ZM200 93H202V96L203 97H201V98H205V100H207L208 99V103H206V104H208V105H206V109H199L198 108V101H197V99H198V96H201V94ZM226 95H225V94ZM244 93V94H243ZM59 94V96H56V95H58ZM60 94H62L61 95V97H60ZM67 94H68V96H67ZM98 94H100L101 95V97H102V99H100L101 97H100V95H98ZM122 94V95H121ZM131 94V95H130ZM134 94V95H133ZM156 94H158V96H156ZM161 94H163V95H161ZM181 94V95H180ZM184 94H186V95H188V97H190V98H188L187 96V99H185L186 97H185V95ZM191 94V95H190ZM209 94V96L207 97V95ZM212 96H211V95ZM221 94L223 95H225V96H221ZM230 96H229V95ZM252 94H253V92L251 91V96H252ZM47 95H49V96H47ZM76 95L78 96V97H76ZM90 95V96H89ZM94 95V96H93ZM145 95V96H144ZM148 95V96H147ZM166 97H165V96ZM170 95H171V97H170ZM178 96V98H177V96ZM196 95V96H195ZM241 95V96H240ZM249 95V96H250ZM254 95H256L255 93H254ZM258 95V94H257ZM47 96V97H46ZM66 98H65V97ZM83 96V97H82ZM97 96V97H96ZM99 96V97H98ZM109 96L111 97V96H113L114 97V103L116 104L115 106H114V103H113V101H112V99H113V97H111L110 99H109ZM116 96V97H115ZM125 96V97H124ZM131 96V97H130ZM136 97V99H135V97ZM150 96H152V97H150ZM171 98H169V97ZM211 96V98L209 99V97ZM232 96V97H231ZM43 99H42V98ZM57 97H59V98H57ZM75 97V98H74ZM120 97V98H119ZM173 97V98H172ZM194 97H196V99L194 98ZM217 97L219 98V100H217ZM225 99V98H227L228 97V99L226 100H224L223 98ZM236 97H235V99H236ZM254 97H256V96H254ZM63 98H65V99H63ZM70 99V100H68V99ZM73 100H72V99ZM76 98H77V100H76ZM93 98H95V99H93ZM99 98V99H98ZM108 98V99H107ZM124 98V99H123ZM130 98V99H129ZM151 98V99H150ZM155 98H157V99H155ZM163 98V99H162ZM183 98V99H182ZM75 99V100H74ZM79 99V100H78ZM104 99V100H103ZM116 99V100H115ZM120 99V101L118 102V100ZM132 99V100H131ZM159 99V100H158ZM162 99V105L160 104V100ZM164 99H166V100H164ZM192 99V100H191ZM212 99H214L213 101H218L217 102V104H216V102H212ZM216 99V100H215ZM64 100V101H63ZM65 100H67V101H65ZM93 100V101H92ZM95 100H97V101H95ZM100 100H102V101H100ZM129 100H131V101H129ZM134 100V104L132 103V101ZM158 102H156V101ZM169 100V101H168ZM174 100V101H173ZM177 100H179L178 102H177ZM185 100H188V101H186L185 102ZM190 100L192 101V103H190ZM196 100V101H195ZM33 102L34 103V105H35V103L36 102ZM70 101H72V102H70ZM77 101V103H75ZM100 101V102H99ZM105 101V102H104ZM107 101H109V102H107ZM117 101V102H116ZM127 101V102H126ZM183 101V102H182ZM210 101L212 102V104L210 103ZM222 101H223V103L226 105H224L223 103H222ZM54 102V103H53ZM93 102V103H92ZM97 102V103H96ZM100 104H99V103ZM112 104H111V103ZM123 102V104H125V102H126V106L128 107H125V105H121L120 103H122ZM136 102H137V104H136ZM147 102V103H146ZM165 102H166V105L168 106H166L165 105ZM168 102V103H167ZM170 102H172L173 103V106H172V103H170ZM181 102V103H180ZM186 103V105L189 107H186L185 106V103ZM195 102V103H194ZM205 102H207V101H205ZM227 102V103H226ZM33 103H31V105H33ZM92 103V104H91ZM106 103H108L109 104V106H108V104H106ZM128 103V104H127ZM164 103V104H163ZM175 103H177V104H175ZM178 103H179V105H178ZM192 104V105H190V104ZM222 103V104H221ZM93 104H94V106H93ZM103 104V106H101L100 107V105H102ZM129 104H132V105H129ZM142 104V105H141ZM169 104L171 105V107H169ZM175 104V105H174ZM196 106H195V105ZM217 106H219V107H216V105ZM219 104V105H218ZM97 106V108H95V109H93L94 107H96ZM104 105H105V107H104ZM119 105H121V106H119ZM135 105V106H134ZM159 105H161V108L159 107ZM169 109V111H168V109L165 107V106ZM184 105V106H183ZM190 105V106H189ZM210 105H212V106H210ZM213 105H215L214 106V108H213ZM221 105V106H220ZM54 106H53V109H54ZM67 106H68V104H67ZM111 106H112V108H111ZM165 107V108H163V107ZM177 106H179V107H177ZM181 106H182V108H181ZM193 106V107H192ZM209 106V107H208ZM225 107V109H224V107ZM69 107V106H68ZM72 107V108H73ZM88 109V110H86V108ZM99 107H100V110H101V112H100V110H99ZM110 108V109H112V110H109V109H107V108ZM117 109H116V108ZM120 107H122V108H120ZM139 107V108H138ZM177 107V108H176ZM186 107V108H185ZM192 107V108H191ZM195 107V108H194ZM197 107V108H196ZM227 107V108H226ZM60 108H61V110H60ZM79 108H81V109H79ZM104 108V109H103ZM118 108H119V110H118ZM136 108V109H135ZM142 108V109H141ZM143 108H145L144 110H143ZM162 110H160V109ZM172 108V109H171ZM208 108H209V110H208ZM217 108V109H216ZM103 109V110H102ZM115 109V110H114ZM124 110V112H123V110ZM141 110L142 112H144V114H145V116L147 115V117H149V118H146V119H144L142 116H139L140 118H141V122H143V123H140V122H138L139 120H140V118L136 115L137 114V112H138V110ZM184 109H185V111H184ZM196 109V110H195ZM198 109V110H197ZM216 109V111H218V113H219V111L221 112V114L219 115L216 111H214V110ZM78 110V111H77ZM86 110V113L87 114H85V111ZM91 110V111H90ZM97 110H98V112H99V114H98V112H97ZM108 110V111H107ZM120 110H122V112L120 111ZM130 110V111H129ZM135 110L137 111V112H135ZM166 110V111H165ZM178 110V111H177ZM183 110V111H182ZM191 110V111H192ZM204 110V111H203ZM225 110V111H224ZM228 110V111H227ZM93 111H94V113H93ZM103 111V112H102ZM120 111V112H119ZM127 113H126V112ZM129 111V112H128ZM177 111V112H176ZM182 111V112H181ZM198 111V112H197ZM200 111H201V114H200ZM206 111V112H205ZM214 111V112H213ZM84 112V113H83ZM108 112V113H107ZM110 112H112V113H110ZM116 112V113H115ZM157 112H159V113H157ZM163 114H162V113ZM165 112V113H164ZM166 112H167V115H166ZM175 112V113H174ZM205 112V113H204ZM210 112V113H209ZM216 112V113H215ZM223 112H224V114H223ZM228 112L230 113V114H228ZM257 114H260V112H258V110L257 111H255ZM78 113H80V114H78ZM89 113H93L94 115H89ZM107 115V114H109V115H111V117H113V114H116L117 115V118L116 119H118V118H120V119H118V121L116 120V119H113L112 118V122L113 121H115L114 123H112L111 124V129L110 130H108V131H104L103 130V133L101 132L102 130L100 129V133L101 134H99V127L97 128V127H95L94 126V118L95 117H98V116H100L101 115V117H105V114ZM119 113H120V115H119ZM124 113V114H123ZM147 113V114H146ZM150 114V116H148L149 114ZM176 113L180 116L181 114V117H179L178 115H176ZM197 113V114H196ZM83 114V115H82ZM104 114V115H103ZM139 114V113H138ZM153 114V115H152ZM158 114H159V116H158ZM196 114V115H195ZM201 115L200 117L198 116V115ZM206 116L207 115V117H205L204 115ZM208 114H211V115H208ZM215 114V115H214ZM218 114V115H217ZM228 117H230V118H227V116ZM30 115V117H28ZM31 115H32V117L33 118H31ZM89 115V116H88ZM98 115V116H97ZM136 115V116H135ZM162 115V116H161ZM163 115H165V116H163ZM192 115H194V116H198L199 117V119H201L202 118V120H200V123H199V121H197V120H199V119H197V117H194V116H192ZM226 117H225V116ZM261 117L260 116H258V115H256L255 117H258V118H260L261 120L263 119L264 120V112H261ZM86 116V117H85ZM161 116V117H160ZM167 116H170V117H168V118H166ZM172 116L174 117V116H176L177 118H175V119H173L172 118ZM208 116L209 117H211V118H208ZM223 116V117H222ZM28 117V118H27ZM78 117V118H77ZM138 117V118H137ZM150 117H151V119H150ZM159 119H158V118ZM192 117V118H191ZM193 117H194V119H193ZM223 118V119H225V121L224 122H222L223 121V119H222V121H221V118ZM236 117H238L237 118V120H236ZM31 118V119H30ZM40 118V119H39ZM39 118H36V119H38V120H42V122H43V129L44 128H47V129H49L50 127H51V125H50V122H49V119L47 118V117H43L42 119H41V117H39ZM88 118H92V119H90V121L89 120H87ZM155 118H156V120L158 121V123H157V121H155ZM165 120H164V119ZM180 118H182L181 119V121H180ZM205 118H207V119H205ZM29 119V120H28ZM33 119H35V117H34V115L33 114H28L27 116H25V120L24 121H30L31 120V122L33 121ZM79 119V120H78ZM163 119V120H162ZM172 119V120H171ZM196 119V120H195ZM205 119V120H204ZM209 119H210V121H209ZM217 119V120H216ZM230 119V120H229ZM46 122V124H45V122ZM119 120H121V121H119ZM137 120V121H136ZM151 122H150V121ZM167 120H169V122L167 121ZM176 120V121H175ZM219 120V121H218ZM228 122H227V121ZM232 120H234V121H232ZM110 121V122H111ZM149 121V122H148ZM154 121V122H153ZM160 121H162V122H160ZM167 121V122H166ZM178 121V122H177ZM189 121H192V122H189ZM193 121H194V123H193ZM196 121V122H195ZM215 121V122H214ZM230 121H232V122H230ZM237 121V122H236ZM90 122V123H89ZM117 122V123H116ZM121 122H124V123H121ZM138 122V123H137ZM159 122H160V125H159ZM172 122V123H171ZM177 122V123H176ZM179 122H181V124L179 123ZM213 122V123H212ZM219 123L218 125L219 126H221V125H223V127H225V128H221V127H219L217 124H215V123ZM227 122V123H226ZM84 123V124H83ZM87 123H89L90 124V126L87 124ZM119 123V124H118ZM139 123H140V125H139ZM145 123H149L148 125L147 124H145ZM163 123V124H162ZM168 125H166V124ZM175 123H176V125H175ZM202 123V124H201ZM206 123L209 125V129H208V126L206 125ZM211 123V124H210ZM221 123H223V124H221ZM231 123H232V125H231ZM233 123H234V126H233ZM45 124V125H44ZM50 126H49V125ZM113 124H115V126L113 125ZM125 124L127 125V127L125 126ZM151 124V125H150ZM153 124V125H152ZM162 124V125H161ZM165 124V125H164ZM173 124V125H172ZM178 124H179V126H178ZM192 124V125H191ZM198 124H200V126H198ZM214 124V125H213ZM225 124V125H224ZM227 124H229V125H227ZM236 124V125H235ZM237 124H238V126H237ZM79 125V126H80ZM89 126V127H87V126ZM91 125H93V128H92V126ZM122 125V126H121ZM125 127H124V126ZM138 125H139V127H138ZM143 125V126H142ZM147 125V126H146ZM164 125V126H163ZM171 125H172V127H171ZM204 127V129H203V127ZM119 126V127H118ZM159 126L161 127V131L159 130ZM175 126V127H174ZM192 126H194V127H196V128H193ZM211 126V127H210ZM215 126V127H214ZM218 128H217V127ZM227 126H232V127H236L235 128V130H237V131H234L235 133H237V134H235L234 132H232V130H231V128L230 127H227ZM264 125H262V127H261V132H264V127H263ZM84 127H86V128H84ZM118 127V128H117ZM125 128L124 130H123V128ZM136 127V130L134 131V128ZM147 129H146V128ZM199 129H198V128ZM240 129H238V128ZM88 128V129H87ZM90 128V129H89ZM92 128V129H91ZM96 128H97V130L98 131H96ZM115 130H114V129ZM120 128V129H119ZM132 130H131V129ZM141 128H142V130H141ZM156 128V129H155ZM158 128V129H157ZM177 128V129H176ZM211 128V129H210ZM214 130H213V129ZM220 128L221 129H223V130H225L226 128V133H224V131L223 130H220ZM230 128V129H229ZM86 129H87V131H86ZM94 129V131H92ZM215 129H218L219 130V133H218V131L217 130H215ZM28 130V131H27ZM31 132H30V131ZM45 130V129H44ZM91 132H90V131ZM111 130H112V132H111ZM122 130V131H121ZM132 132V134H131V132L129 133V136L127 137V135H128V132ZM130 130V131H129ZM146 130H148V131H146ZM155 130V131H154ZM157 130H159L158 131V133H157ZM204 130L206 131V132H208L207 134L209 135L210 133V135H209V137L211 138V140L209 139V137H208V135L207 136H204V138L205 139H203L202 138V136H203V134L205 135V132H204ZM212 130V131H211ZM229 130H230V132H229ZM239 130V131H238ZM244 130H245V132H244ZM26 131H27V134H29L30 136H31V134L33 133L32 131H33V129H26ZM82 131V133H84L85 134V132H86V134L84 135H82V133H80ZM89 131V132H88ZM116 132V131H118V132H116L115 133V135H114V132ZM126 131V132H125ZM134 131V132H133ZM151 131H152V133H151ZM153 131H154V133H153ZM214 131V132H213ZM216 131V132H215ZM221 131H222V133H221ZM30 132V133H29ZM54 130H51V132H50V141H49V139H47L48 141H49V143L48 142H46L45 141V143H42L40 146H38V150H37V152L36 153H34L35 155V157H36V161L39 163V161L40 162H47L46 163V165H47V167H46V170H45V172H43V173H41L42 175H37L36 174V172H34L35 173V178H34V182H36V178H37V181H39V183H40V181L42 182V180L46 183V181H47V184H49L51 187H52V189L55 187V185H56V187L57 188H62V187H64V181H62L63 180V177H64V172L62 173L61 171H63L64 169H60V170H58L57 168H56V170H55V168H53V166H54V164L53 163H51L52 161H51V157H50V155H51V151L50 150H47V148L48 149H52L53 147H60V144H61V146H63L62 145V142L63 141H60V139H58L57 138V134H56V132H54L55 133V135H54ZM96 132V133H95ZM111 134H110V133ZM121 132H123V134L121 133ZM125 132V133H124ZM136 132V133H135ZM241 132H243V133H241ZM89 133V134H88ZM92 133L95 135V137H94V135H93V137L92 136H90V134L92 135ZM98 133V134H97ZM106 133H109V134H106ZM118 133H120V134H118ZM138 133V134H137ZM155 133H156V135H155ZM169 133H168V135H169ZM212 133H215V134H213V136H212ZM219 134V136H218V134ZM229 134V135H226V134ZM97 134V135H96ZM102 134H104V135H102ZM125 134V135H124ZM133 135L134 136V138H133V136H131V135ZM137 134V135H136ZM174 135V136H171V135ZM200 134V135H199ZM217 134V138L215 137V135ZM221 134H222V138L225 136L226 137V139H224V141L226 142L227 140H229V141H227L226 143H227V148H226V150H228V155H227V153H223V148H222V146H220V143L223 141V139L220 137L221 136ZM232 134V135H231ZM242 134L244 137H242V136H240V135ZM28 135V136H29ZM78 135V136H77ZM102 135V136H101ZM111 135V136H110ZM122 135V136H121ZM136 135V136H135ZM141 136V139H140V136ZM235 135H237V136H240V137H238L237 138V136H235ZM251 135V136H250ZM263 135H264V133H263ZM262 135V136H263ZM28 137V139H30L31 137ZM49 136V135H48ZM82 137V140H81V137ZM105 138H104V137ZM121 136V137H120ZM126 136V137H125ZM158 136V135H157ZM229 136V137H228ZM230 136H235L234 138L233 137H231V140H230ZM253 136V137H252ZM54 137V138H53ZM87 137H89V138H87ZM92 137V138H91ZM99 137V138H98ZM139 137V138H138ZM213 137H214V139H213ZM219 137L221 138V139H219ZM224 137V138H225ZM228 137V138H227ZM56 138V139H55ZM75 138H78V139H76L75 140ZM93 138H95V139H93ZM104 138V139H103ZM109 138V139H108ZM121 138V139H120ZM127 138H131V139H127ZM202 138V139H201ZM255 138H256V140H255ZM85 139V140H84ZM89 139V140H88ZM99 139V140H98ZM102 139H103V141H102ZM116 139H117V141H116ZM143 139V140H142ZM206 139H208V140H206ZM215 139H217V142L215 141ZM233 139H234V142H233ZM238 139V140H237ZM81 142H80V141ZM94 140V141H93ZM105 140H106V142H105ZM109 140V141H108ZM120 140H122L123 141V143H122V141H120ZM125 140H127V141H125ZM133 140H137V141H135V142H137V143H135V142H132V143H130L131 141H133ZM145 141V143L144 142H142V141ZM219 140H222V141H219ZM239 140H240V142H241V146H240V142H239ZM241 140H243V141H241ZM253 140H255V142L253 141ZM34 141V140H33ZM82 141H83V143H82ZM89 141V142H88ZM90 141H92L91 142V145H92V147H91V145H88V144H90ZM99 143H98V142ZM128 141H130V142H128ZM203 141V142H202ZM231 141V142H230ZM247 141V142H246ZM251 141V142H250ZM101 142H102V144H101ZM104 142V143H103ZM120 142V143H119ZM128 142V143H127ZM139 142V143H138ZM141 142V143H140ZM147 142V143H146ZM170 142H172V143H170ZM209 142V143H208ZM218 142H219V144H218ZM233 142V143H232ZM239 142V143H238ZM243 142H246V143H243ZM34 144L36 143V142H33ZM49 144V146L47 147V146H45V144L46 145H48ZM52 143V144H51ZM78 143L79 144H81V145H78ZM98 143V144H97ZM108 144L107 146H106V144ZM116 143V144H115ZM144 143V144H143ZM217 143V144H216ZM228 143H230V144H228ZM236 143L237 144H239V145H236ZM34 144H32L31 143V145L30 146H33ZM58 144V145H57ZM64 144V143H63ZM114 144V145H113ZM119 144V145H118ZM123 144V145H122ZM130 144V145H129ZM132 144H136L135 145V147H137V149H134V145H132ZM138 144H140V146L138 145ZM201 145V147H199L200 145ZM236 145L235 147H231V146H234V145ZM243 144V145H242ZM249 146L248 147V151H247V149H245L246 148V146ZM252 144V145H251ZM256 146H255V145ZM53 146L52 148H50L51 146ZM55 145H57V146H55ZM88 145V146H87ZM95 145V146H94ZM96 145H97V147H96ZM100 147H99V146ZM121 145V146H120ZM125 145V146H124ZM129 147V146H131V147H129V148H131V150L129 151V148H127V146ZM173 145V146H172ZM213 145H217V146H213ZM220 146V148H222V149H220V148H218L219 146ZM229 145V146H228ZM254 145V146H253ZM43 146H44V148H43ZM90 146V147H89ZM104 146H105V149H104ZM112 146H114L115 148H116V150L114 151V147L112 148ZM124 146V147H123ZM169 146V147H168ZM171 146V147H170ZM179 146V145H178ZM47 147V148H46ZM87 148V149H85V148ZM89 147V148H88ZM97 149H96V148ZM111 149H110V148ZM120 147V148H119ZM172 147H174V148H172ZM199 147V148H198ZM218 148L217 150H215V148ZM230 147V148H229ZM239 147V150L241 149H245V150H240V151H238L237 152V148ZM251 147H253V148H251ZM255 147V148H254ZM42 148V149H41ZM46 148V149H45ZM107 148H108V150H107ZM119 148V149H118ZM124 150L123 152H124V154L128 151V152H131V157L132 158H135V159H137V161H140L141 162V164H140V162L138 163V165H137V167L136 168H130V166L129 165H126L125 167L122 165V163H123V161H122V157H123V155L124 154H121L120 152H122L121 150L122 149ZM127 148V149H126ZM166 148V149H165ZM170 148H172V150L170 149ZM259 148V149H258ZM84 149V150H83ZM170 149V150H169ZM249 149H250V152H249ZM252 149H254V150H252ZM260 150L259 152H260V154H258V151H256L255 152V150ZM97 150V151H96ZM102 150H107L106 151V153H105V151L103 152ZM137 150H138V152H137ZM165 150V151H164ZM222 150V154H226V156L227 157H225V160H226V165L225 166H221V164H222V162H223V160H222V154H221V152L220 151ZM230 150V151H229ZM46 151V152H45ZM70 151H72V150H70ZM88 151V152H87ZM117 151V152H116ZM135 151V152H134ZM169 151H171V154H170V152ZM233 151H236V152H234L233 153V155H232V152ZM247 151V152H246ZM254 151V152H253ZM90 152V153H89ZM110 152H114L113 154L112 153H110ZM165 152V153H164ZM202 152V151H201ZM212 152V153H211ZM230 152H231V154H230ZM241 152V153H240ZM41 153V154H40ZM45 153H46V155H47V153L49 154V156L47 155V156H45ZM86 153H88V154H86ZM102 153V154H101ZM118 153H120V155L122 156V157H120V155L117 154ZM134 153V154H133ZM164 153V154H163ZM200 153V152H199ZM209 153L211 154V156L209 155ZM216 153V152H215ZM221 155H220V154ZM236 153V154H235ZM238 153V154H237ZM246 153H249V156H251V158L250 157H247L248 155L246 154ZM250 153H252L253 155H250ZM256 153V154H255ZM92 154V155H91ZM94 154V155H93ZM107 154V155H106ZM108 154H110L111 155V157L108 155ZM201 154V153H200ZM240 154V155H239ZM242 154V155H241ZM244 154V155H243ZM258 154V155H257ZM98 155V156H97ZM114 155V156H113ZM116 155H117V157L118 158H116ZM166 155V156H165ZM172 155V156H171ZM206 155V156H205ZM220 155V156H219ZM232 155V160H231V157L230 156ZM256 155V156H255ZM41 156V157H40ZM84 156V157H83ZM88 156H89V159H88ZM95 156H97V158L95 157ZM113 156V157H112ZM171 156V157H170ZM191 156V157H190ZM203 156H205V158L203 157ZM241 158H240V157ZM43 157V158H42ZM87 158V160H86V158ZM207 157H209V159H207ZM217 159H216V158ZM219 157V158H218ZM234 157V158H233ZM236 157V158H235ZM239 157V158H238ZM246 159H245V158ZM261 159V161H260V159ZM41 158V159H40ZM115 158V159H114ZM172 158V159H171ZM221 158V159H220ZM227 158V159H226ZM254 159V160H251V159ZM39 159V160H38ZM105 159L106 160H109L110 161V163L108 162V161H105ZM187 159H189V160H187ZM193 159V160H192ZM235 161H234V160ZM238 159V160H237ZM239 159H241V161H243V162H241ZM247 159H248V161H250L252 164H250V162H249V164H246V163H248V161H247ZM250 159V160H249ZM93 160V161H92ZM98 160V161H97ZM103 162H102V161ZM116 160H118V161H116ZM119 160H121V161H119ZM187 160V161H186ZM207 160V161H206ZM212 160V161H211ZM214 160H215V162H214ZM218 160V161H217ZM227 160H229L228 161V163H227ZM171 161H173L175 164L173 165L174 166V168H173V166H171L170 165V162ZM193 161L195 162V164L193 163ZM204 161H205V164H204ZM219 162L220 163V161H221V164H217V162ZM254 161V162H253ZM48 162H49V164H48ZM95 162H96V164H95ZM99 162V163H98ZM118 162V163H117ZM121 162V163H120ZM164 162V163H163ZM187 162V163H186ZM189 162V163H188ZM207 162V163H206ZM233 162H234V164L236 163V162H241V163H243V165H245L244 167L247 169V171H245L246 169L244 168H241V169H237L236 167L235 168H233L235 165L233 164ZM259 162V163H258ZM51 163V164H50ZM102 163V164H101ZM106 163H108V165L106 164ZM121 165H120V164ZM201 163H202V165H201ZM211 163V164H210ZM212 163H213V165H212ZM245 163V164H244ZM257 163V164H256ZM261 163H263V164H261ZM34 164H35V162H34ZM34 164H33V166H34ZM77 164V163H76ZM113 164H115V165H113ZM117 164V165H116ZM168 164V165H167ZM177 164H179V166H177ZM187 164V165H186ZM189 164V165H188ZM192 166H191V165ZM229 164V165H228ZM233 164V165H232ZM259 164V165H258ZM50 166V168H49V166ZM112 165V166H111ZM206 167H205V166ZM216 165V166H215ZM217 165H220L219 167L220 168H218L217 167ZM253 165H255L254 166V168H256V170H254V168H253ZM32 166V170H35L34 168L35 167H33ZM124 168H123V167ZM141 168H139V167ZM170 166V167H169ZM176 166V167H175ZM183 166V167H182ZM185 166H186V168H185ZM188 166V167H187ZM191 166V167H190ZM194 166H196V167H194ZM210 166V167H209ZM227 166H228V168H227ZM230 166V167H229ZM250 166H251V168H250ZM256 166H258V167H256ZM54 167H56V166H54ZM180 167V168H179ZM202 167V168H201ZM261 167V168H260ZM52 168H53V171H52ZM106 168V169H105ZM108 168V169H107ZM119 168V169H118ZM161 168V169H162ZM167 168V169H166ZM169 168H171V170L169 169ZM183 168V169H182ZM188 168V169H187ZM194 168V169H193ZM203 168H204V170H211L210 172L208 171H203ZM210 168V169H209ZM222 168H224V169H222ZM104 169V170H103ZM113 169V170H112ZM116 169V170H115ZM118 169V170H117ZM128 169H129V172L127 173L126 171H128ZM131 169H133V171L131 170ZM135 169V170H134ZM173 169H175V170H178V171H175V170H173ZM212 169H213V171H212ZM216 169H218V170H216ZM230 169V172H228V170ZM251 169H253V171H255V172H252L251 171ZM75 170V171H74ZM77 169H76V167H75V163L74 164H72L71 165V168H70V172L71 171H73V172H71V175H74V174H76V172H77V175H79L78 174V170L76 171ZM112 172H111V171ZM114 170H115V172H114ZM137 170V171H136ZM186 172H185V171ZM190 170H193V171H190ZM219 170H221V171H219ZM233 170V171H232ZM260 170V171H259ZM52 172V174H51V172ZM60 171V172H59ZM101 171H102V173H101ZM104 171V172H103ZM118 171H119V173H118ZM124 173V175L123 176H121L120 177V175H122V172ZM132 171V172H131ZM139 171H141V173L142 174H139ZM188 171V172H187ZM189 171H190V173H189ZM194 171L196 172V173H194ZM200 171H203V172H200ZM216 171V172H215ZM221 174V176H220V174L218 175V172ZM237 171V172H236ZM258 171V172H257ZM55 172H56V174L58 175V177L55 175L54 176V174H55ZM58 172H59V174H58ZM111 173V174H108V173ZM174 172V173H173ZM183 174H182V173ZM185 172V173H184ZM206 172H207V174L209 175V178H208V176H207V174H206ZM212 172V173H211ZM225 172H228V174L229 173H231L232 175H235V177L234 176H232L231 177V174H229V176H228V179L227 178H225L224 177V174H225ZM235 172V173H234ZM247 172L249 173V176L247 175ZM263 172V173H262ZM74 173V174H73ZM104 173V174H103ZM113 173V174H112ZM178 173V174H177ZM194 173V174H193ZM215 173H217V174H215ZM222 173H224V174H222ZM244 173H246V174H244ZM253 173V174H252ZM258 173H262V175L260 174H258ZM106 174H107V176H106ZM173 174V175H172ZM195 174H198V175H195ZM211 174H213V176L211 175ZM227 174V173H226ZM227 174V175H228ZM251 174L253 175V177L251 176ZM254 174H255V176H254ZM49 175H50V177H49ZM138 175V176H137ZM179 175V176H178ZM184 175H185V177H184ZM206 175V176H205ZM214 175H215V177H214ZM246 175H247V177H246ZM42 176V177H41ZM105 176V177H104ZM183 176V177H182ZM192 176H196L195 178L193 177V178H191ZM201 176V177H200ZM220 176V177H219ZM41 177V178H40ZM43 177H45V179H46V181H45V179L43 178ZM47 177V178H46ZM55 177V178H54ZM60 177V178H59ZM118 177V178H117ZM245 177H246V179H245ZM251 177V178H250ZM103 178H105V179H107V180H105V179H103ZM117 178V179H116ZM182 178H184V180L182 179ZM213 178V179H212ZM219 178V180H217ZM225 178V179H224ZM234 178V179H233ZM236 178H238V179H236ZM244 178V179H243ZM254 178V179H253ZM262 178H264V175H263V177ZM38 179H40V180H38ZM42 179V180H41ZM59 179H60V181H59ZM96 179H98V181L96 180ZM112 182V185L110 186V184H111V182L109 181V180ZM121 179V180H120ZM189 179V180H188ZM195 179V180H194ZM202 179V180H201ZM241 179H243V180H241ZM51 180V181H50ZM116 180H117V182H116ZM125 181V183H126V185H125V183H124V181ZM188 182L187 184H186V181ZM192 180V182H189V181H191ZM197 180V181H196ZM208 180H210V181H212L213 183L215 182V180L217 181L216 183L218 184V183H220V181H224V182H226V180H227V182L226 183H224L225 185L227 184V186H226V191H225V194H226V200H227V202H228V204L232 207V215L229 217V214L226 212V211H223L222 209H221V211H220V213H221V220L223 219V220H225L224 222H228L229 224H230V228H231V230L229 231L228 230V227H227V225L225 226V225H222V226H220L219 228H217L219 225V223H217L218 221V219H216L217 217H216V212H217V209H220V207L219 206H217V203H218V201L216 200V197H215V191L213 190L212 191V189L210 188V186H208V183L207 182H209ZM235 180V181H234ZM55 181H56V184H55ZM59 181V182H58ZM108 181V182H107ZM195 181V183L198 185H195V183L193 184V182ZM219 181V182H218ZM253 181V182H252ZM44 182H42L43 184H45ZM50 182V183H49ZM54 182V183H53ZM96 182V183H95ZM140 182V183H139ZM238 184H237V183ZM246 182V183H245ZM37 183V182H36ZM39 183H37V184H39ZM42 183H40L41 185H43ZM51 183H52V185H51ZM108 183V184H107ZM116 183V184H115ZM124 183V184H123ZM199 183V184H198ZM207 184V187H206V185L205 184ZM215 183V184H216ZM232 183V184H231ZM242 183H244V185L242 184ZM254 183H255V187H254ZM261 183H263L262 184V186H261ZM47 184H45V185H47ZM60 186H59V185ZM63 184V185H62ZM119 184V186H117ZM201 184V185H200ZM229 184L231 185V187L229 186ZM236 184V185H235ZM98 185H100V186H98ZM107 185V186H106ZM123 185V186H122ZM186 185V186H185ZM234 185V187L236 188H234V187H232ZM238 185V186H237ZM239 185H240V187H239ZM241 185H243V186H241ZM39 186V185H38ZM96 186V187H95ZM183 186L184 188L183 189H181V187ZM196 186H197V188L198 187H200V188H198V191L200 190V192H198L197 190H195V189H197L196 188ZM202 186V187H201ZM261 186V187H260ZM43 187V186H42ZM101 187V188H100ZM112 187L114 188V189H112ZM185 187H186V189H185ZM195 187V188H194ZM242 190H240L239 188ZM244 187V188H243ZM254 187V190H255V188H256V190H255V193L254 192H252V191H254L252 188ZM262 187H263V189H262ZM119 188H120V190H119ZM208 188V189H207ZM228 188V189H227ZM229 188H231L230 190H229ZM234 188V189H233ZM237 188H238V190H237ZM43 189V191L42 190H39V193L38 194H43L44 193V189H45V187L44 188H42ZM124 189V190H123ZM177 189H178V191L179 192H177ZM185 189V190H184ZM192 190V192L190 193V194H188L187 192H190L191 190ZM263 190V192H261L262 190ZM97 190H99V191H97ZM112 190H113V192H112ZM182 190H184V192L182 191ZM190 190V191H189ZM194 190V191H193ZM236 190L238 191V192H236ZM257 190H259L258 192H257ZM41 191H42V193H41ZM97 191V192H96ZM115 191H117L116 193H115ZM120 191H122V192H120ZM180 191H182L181 193H180ZM196 191V192H195ZM203 191V192H202ZM231 191V192H230ZM233 191V192H232ZM234 191H235V193H236V197L237 198H235L234 199V197H235V194H233L234 193ZM244 191V192H243ZM38 192V191H37ZM36 192V193H37ZM46 192V191H45ZM49 191L47 190V193H48ZM111 192H112V194H111ZM170 192V193H169ZM195 192V193H194ZM198 192V196L196 195V193ZM208 192V193H207ZM229 192V193H228ZM241 192V193H240ZM243 192V193H242ZM47 193H45V194H47ZM124 193V194H123ZM186 195V196H193V197H187V198H185L186 196L184 195V194ZM193 193V194H192ZM203 193V194H202ZM237 193H239V196H238V194ZM253 194L254 193V195H252V196H250V194ZM259 193V196L257 195ZM62 194V195H61ZM61 194H58V201H59V199H60V201L62 202L63 200L62 199H64V202H65V204H68V203H70V204H68V209H67V211L70 213V212H72L73 211V207H70V206H72V203H71V201H70V199L68 198V196L66 197V193L64 194V193H61ZM110 194V195H109ZM140 193L139 192H137V194H135V196L134 197H137V196H140L139 195ZM173 194H180V195H183V196H180V198H178L179 196H177V198L179 199V202H178V200H176L177 198L176 197H172V195ZM201 194V195H200ZM206 194V195H205ZM233 196H232V195ZM240 194H244V196H242V195H240ZM101 195V196H100ZM106 195V196H105ZM115 195V196H114ZM117 195V196H116ZM196 197H195V196ZM203 195V196H202ZM207 195H208V199H210V200H212L211 202L207 199ZM212 195H213V197H212ZM230 195L232 196V197H230ZM247 195H249V196H247ZM107 196H109V198L107 197ZM111 196H113V197H111ZM202 196V197H201ZM209 196H211V197H209ZM247 196V197H246ZM259 197V199L261 198L262 199V201H261V199L259 200L258 199V197ZM115 197V198H114ZM118 197V198H117ZM195 197V198H194ZM200 197H201V199H200ZM205 197V198H204ZM239 197H243L242 198V200L240 199L239 200ZM257 197V198H256ZM100 198H102L101 200H100ZM121 198V199H120ZM138 198V197H137ZM174 198H176V199H174ZM182 198V199H181ZM192 200H191V199ZM214 198V199H213ZM106 199V200H105ZM110 199H112V200H110ZM115 199V200H114ZM186 199H187V201H186ZM233 199V200H232ZM238 199V200H237ZM254 199H256V200H253ZM105 200V201H104ZM120 200V201H119ZM175 200V201H174ZM182 200H184V202L182 201ZM234 200H235V202H234ZM245 200V201H244ZM102 201V202H101ZM110 201V202H109ZM174 201V202H173ZM192 201V202H191ZM194 201V202H193ZM200 201H201V203H200ZM205 201V202H204ZM215 203H214V202ZM237 201V202H236ZM243 201L244 202H246V203H244V205L242 204L243 203ZM251 202V204H249L250 202ZM257 202V204L259 205V203L260 202H262V203H260V205L259 206H257V207H255L254 205L252 206V203L253 202ZM98 202V203H97ZM107 202V203H106ZM114 202V203H113ZM117 202H121V203H118L117 204ZM164 204H163V203ZM207 202H209V203H207ZM234 202V203H233ZM239 202V203H238ZM103 203V204H102ZM171 203V204H170ZM174 203V204H173ZM177 203H179V204H181L180 206H178L179 204H177ZM193 203H195V204H193ZM211 203V204H210ZM241 203V204H240ZM115 204H117V206L115 205ZM183 204H185V205H183ZM197 204H198V207H197ZM234 204V205H233ZM239 204L240 205H242V206H239ZM99 205L101 206V209H102V212L99 210ZM111 207H109V206ZM115 205V206H114ZM175 205V206H174ZM212 205H214V206H212ZM216 205V206H215ZM238 205V207H237V209H236V206ZM245 205H248V207L247 206H245ZM263 205V206H262ZM98 206V207H97ZM171 206H173V207H171ZM178 206V207H177ZM182 206V207H181ZM195 206H196V208H195ZM205 206V207H204ZM209 206V207H208ZM245 206V207H244ZM107 207H109V209L107 208ZM181 207V208H180ZM187 207V208H186ZM191 207V208H190ZM195 209H194V208ZM212 207V208H211ZM214 207V208H213ZM239 207H244V208H239ZM251 207H254V208H251ZM260 207H263V208H260ZM167 208V209H166ZM173 208V209H172ZM197 208L199 209V210H197ZM216 208V209H215ZM241 210H239V209ZM257 208V209H256ZM106 209V210H105ZM113 209V210H112ZM169 209V210H168ZM178 210V212H176L177 210ZM182 211H181V210ZM183 209H185V210H183ZM191 209H192V211H191ZM212 209V210H211ZM243 209V210H242ZM246 209H248L247 211H246ZM252 211H251V210ZM256 211H255V210ZM70 210H72V211H70ZM175 210V211H174ZM198 211L197 212V214H195V212L196 211ZM213 210L215 211L214 212V214H212L213 213ZM239 210V212H237ZM251 212H250V211ZM262 210H263V212H262ZM173 211V212H172ZM190 213H188V212ZM249 211V212H248ZM257 212L256 214H255V212ZM185 212V213H184ZM207 212H208V214H207ZM212 212V213H211ZM101 213H103V214H101ZM110 213V214H109ZM169 213V214H168ZM170 213H172V214H170ZM176 214V215H174L173 216V214ZM180 213V214H179ZM182 213V214H181ZM225 213V214H224ZM235 213V214H234ZM237 213L239 214V217L240 218H242V219H240V218H238L239 219V221L238 220H236V218L238 217V216H236L237 215ZM241 213V214H240ZM244 213H248L249 215L250 214H252V215H254V216H256V217H252V216H249L248 214H247V216H246V214H244ZM186 214V215H185ZM245 215V218H243V216ZM170 215V216H169ZM180 215V216H179ZM185 215V216H184ZM195 215V216H194ZM196 215H199L198 217H200V218H197L196 217ZM207 215H211V216H213L214 215V218L212 217V219L210 218V216H207ZM235 215V216H234ZM241 215H243V216H241ZM70 216V215H69ZM182 216H184L185 218H186V220H184L183 219V217ZM188 216H189V218H188ZM190 216H191V218H190ZM170 217V218H169ZM181 217H182V220H181ZM194 219H193V218ZM232 217V218H231ZM261 217V218H260ZM99 218V219H98ZM173 218V219H172ZM188 218V219H187ZM206 218V219H205ZM210 218V219H209ZM100 219H102V221L100 220ZM197 219H198V222L199 223H196L197 222ZM208 219H209V222L211 223V224H209V222H207L208 221ZM227 219V220H226ZM231 219H233L234 221L236 220L237 222L236 223H234V221L233 220H231ZM172 220V221H171ZM188 220H189V222H188ZM200 220V221H199ZM202 220V221H201ZM205 220H206V223H205ZM213 222H212V221ZM222 220V221H223ZM232 222H231V221ZM264 220V219H263ZM45 221H48V222H46L47 224L49 223V218H48V220H46L45 219ZM177 221V222H176ZM179 221V222H178ZM180 221H184L183 222V224H182V222H180ZM217 223V225L215 224V222ZM248 223V224H246V222ZM103 222H105V223H103ZM156 223V225H158L157 224V220L155 221ZM239 222V224L238 225H236L237 223ZM250 222V223H249ZM99 223V224H98ZM109 223V224H108ZM177 223V224H176ZM181 223V224H180ZM185 223V224H184ZM194 223H196V224H194ZM202 223V224H201ZM233 223V224H232ZM242 223V224H241ZM97 224V225H96ZM194 224V225H193ZM198 224H200L199 225V227L198 226H196V225H198ZM204 224H205V226H204ZM106 225H108L109 226V229H108V226H106ZM212 225H213V228H212ZM214 225H216L217 227V229H215V226ZM240 225V227H238ZM250 225V226H249ZM252 225V226H251ZM96 226V227H95ZM103 226H105V228H106V231H105V229H104V227ZM193 226H194V228H193ZM211 226V227H210ZM256 226V227H255ZM95 227V228H94ZM127 227H129V229H124L123 231H121L123 234H128V235H126L127 237H129V240H130V242H131V244H135L136 246L138 245V247L140 248H142V249H145L144 251H145V255H140L139 253H137V257H138V259H140V258H143V256H144V258L145 259H147L146 261H148V260H151V258H154L155 256H156V254H157V252H158V249H157V247L155 248V246H153V242H159V244H160V242L163 240L162 239V237H160V236H156V235H151L152 237H154L153 239H152V237H151V240L150 241H152V243L151 244H149L150 242H149V239L148 238H146L145 236L143 237V235H142V233L140 232V231H138L137 229H135V230H130V228L132 227V223L131 222H128V224H127ZM173 227V228H172ZM180 227V228H179ZM183 227V228H182ZM200 227H201V229H200ZM223 227V228H222ZM237 227V228H236ZM251 227H253V229L251 228ZM97 228V229H96ZM170 228L172 229V230H170ZM197 228H198V230L200 229L201 230V232H200V230L199 231H197ZM236 228V229H235ZM238 228H239V230H238ZM257 230H256V229ZM95 229V230H94ZM178 229L180 230L179 231V233H178ZM204 229V230H203ZM207 229V230H206ZM223 229V230H222ZM225 229H227V230H225ZM243 229H246V230H248V234H247V236L246 237H244L243 235H241L240 233H241V231L243 230ZM99 230H101V231H99ZM129 230L130 231H132V233L131 234H129L130 232H129ZM174 230V231H173ZM181 230H183V231H181ZM212 230H215V231H212ZM222 230V231H221ZM234 230H236V232L234 231ZM238 230V231H237ZM250 230H251V232L253 233V235H252V233L250 234ZM260 230V231H259ZM92 231V232H91ZM97 231V232H96ZM105 233H104V232ZM125 231H127V232H125ZM209 231V232H208ZM211 231L213 232V233H211ZM225 231V232H224ZM233 231H234V233H233ZM255 231H257L256 232V234H255ZM259 231V232H258ZM139 232H140V234H141V236H140V234H139ZM101 233V234H100ZM133 233H134V235H133ZM220 233V234H219ZM228 234L227 235V237L225 236L226 234ZM232 235H231V234ZM239 233V234H238ZM105 234V235H104ZM96 235V236H95ZM109 236V238H108V236ZM115 236L114 237V239H113V237L112 238H110L111 236ZM178 235H180V237L178 236ZM189 235H191V237H189ZM223 235H224V237H223ZM235 235H236V237H235ZM239 235H241L242 237L241 238H239L240 236ZM249 235V236H248ZM256 235V238L254 237ZM260 235V236H259ZM102 236H106V237H103L102 238ZM131 236H133V237H131ZM138 236V237H137ZM253 236V237H252ZM257 236L259 237V238H257ZM118 237V238H117ZM178 237V238H177ZM223 237V238H222ZM251 237V238H250ZM105 238H107V241H106V239ZM115 238H117V239H115ZM187 238H189L190 239V241H191V243H190V241H189V239H187ZM250 238V239H249ZM253 238H254V240H253ZM112 239V240H111ZM119 239V240H118ZM143 239H145L144 241H146L145 242V244H144V242H143ZM233 239V240H232ZM244 239V242L242 241ZM104 240V242H107V243H110L109 245L107 244H105L104 242H101V241H103ZM140 240V241H139ZM179 240V241H178ZM221 240V241H220ZM228 240H231V241H228ZM236 240V241H235ZM257 240H258V242H257ZM261 240H262V243H261ZM100 241V242H99ZM117 241H118V243H117ZM135 241V242H134ZM139 241V242H138ZM186 241H188V242H186ZM235 241V242H234ZM241 241V242H240ZM246 241H247V243H246ZM254 241V243L252 244V242ZM99 242V243H98ZM143 242V243H142ZM208 242V243H207ZM221 244H220V243ZM228 242H230L229 243V245H231L230 246V248H229V245H228ZM244 244H243V243ZM249 242H251V244L252 245H250V243ZM260 242V243H259ZM104 244V246L102 245V244ZM113 243V244H112ZM139 243V244H138ZM184 243V244H183ZM186 243H188V244H186ZM226 243V244H225ZM235 243H237V244H235ZM239 243H240V245H242V246H244V245H246V246H244L243 248H242V246H239ZM256 243V244H255ZM141 244V245H140ZM191 244V245H190ZM205 244V245H204ZM208 245V247H207V245ZM220 244V245H219ZM225 246H224V245ZM260 244V245H259ZM212 245V244H211ZM223 245V246H222ZM236 245V246H235ZM249 245L251 246V247H249ZM254 245V246H253ZM103 247V248H101V247ZM105 246H106V248H105ZM112 246V247H111ZM142 246H144V247H142ZM150 246V247H149ZM210 246V247H209ZM228 246V247H227ZM249 247L250 249H252V250H250V256H248L247 257V254H246V252L248 253V255H249V248L248 249H246L245 247ZM260 246V247H259ZM107 247H108V249H109V251L107 252L108 253V255H107V253L105 254V252L108 250L107 249ZM115 247V248H114ZM118 247V248H117ZM153 247V248H152ZM233 247V248H232ZM239 248V250H238V248ZM253 247V248H252ZM147 248V249H146ZM151 248V249H150ZM209 248V249H208ZM242 248V249H241ZM246 250H245V249ZM257 248V249H256ZM259 248V249H258ZM101 249V250H100ZM103 249V250H102ZM149 249V250H148ZM227 249H229V250H227ZM246 251H244V250ZM261 249H262V251H261ZM106 250V251H105ZM110 250H112V251H110ZM147 250H148V252H147ZM153 250H155V251H153ZM200 250V251H199ZM226 250V251H225ZM234 250V251H233ZM239 252H238V251ZM240 250H242V251H240ZM103 251V252H102ZM114 251H115V253H114ZM157 251V252H156ZM202 251V252H201ZM205 251V252H204ZM211 251V252H210ZM227 251H229V252H227ZM244 251V253H240V252H243ZM252 251H254V252H252ZM120 252V253H119ZM151 252V253H150ZM152 252H156L155 254L154 253H152ZM195 252V253H194ZM198 252V253H197ZM226 252H227V254H226ZM238 252V253H237ZM257 252V253H256ZM105 255H104V254ZM178 253V254H177ZM206 253H208L209 254V257H208V255L206 256V258H207V260H206V258L204 257V258H202V256L201 255H203V254H206ZM228 253H230V254H228ZM236 255H235V254ZM240 253V254H239ZM254 253V254H253ZM261 253V254H260ZM263 253V254H262ZM45 254V253H44ZM103 254V255H102ZM115 254H117V255H115ZM124 254V255H123ZM148 254H150V255H148ZM173 254V255H172ZM180 254V255H179ZM237 254H239V255H237ZM243 256H242V255ZM256 254V255H255ZM48 255V256H47ZM111 255H112V258H111ZM177 255V256H176ZM183 255V256H182ZM199 257H198V256ZM219 255V256H218ZM231 255H233V256H231ZM241 255V256H240ZM245 255V256H244ZM255 255V256H254ZM261 255V256H260ZM102 256V257H101ZM106 258H105V257ZM109 256V257H108ZM182 256V257H181ZM195 256V257H194ZM201 256V257H200ZM230 256H231V259H230ZM238 256V257H237ZM263 256V257H262ZM101 257V258H100ZM115 257V258H114ZM119 257V258H118ZM183 257H185V258H183ZM229 257V258H228ZM245 259V260H243V258ZM250 257V258H249ZM259 257V258H258ZM260 257H262V258H260ZM47 258H49L50 260H51V255H49L48 253H46L45 254V256L42 254L41 255V262H43L42 264H47L48 262H46L47 260L49 261V259H47ZM105 258V259H104ZM108 258H109V261H108ZM141 259V260H144L145 261V259ZM180 258L181 259H183L182 261L180 260ZM249 258V259H248ZM254 258V259H253ZM46 259V261H43V260H45ZM195 259V260H194ZM197 259V260H196ZM201 259V260H200ZM258 259V260H257ZM99 260H101V262L99 261ZM112 260V261H111ZM114 260V261H115ZM225 260V261H224ZM227 260V261H226ZM251 260H252V262H251ZM260 260V261H259ZM263 260V261H262ZM103 261V262H102ZM111 261V262H110ZM201 261V262H200ZM207 261H210V262H207ZM221 261V262H220ZM206 262V263H205ZM214 262V263H213ZM244 262H246V263H244ZM263 262V263H262ZM183 263V264H184Z\"/></svg>",
    "mask_w": 264,
    "mask_h": 264
}]
</instances>
